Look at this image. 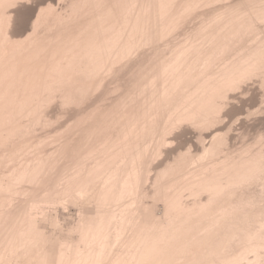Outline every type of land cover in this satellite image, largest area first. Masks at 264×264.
Returning <instances> with one entry per match:
<instances>
[{"label":"rangeland","instance_id":"1","mask_svg":"<svg viewBox=\"0 0 264 264\" xmlns=\"http://www.w3.org/2000/svg\"><path fill=\"white\" fill-rule=\"evenodd\" d=\"M60 1V0H59ZM58 0H30V1H23V2H19L17 5H15V7H14V9H15V12H16V14H14L15 16H14V24H13V31H14V34L16 35V39H25L32 31H31V29H32V25L34 24L33 22L36 20V18H37V15L40 13V11L41 10H43V9H45V8H47L48 6H52L55 10H58V11H62V9H64V7H66L65 9H67V8H69V4H70V2L72 1V0H61L60 2H59ZM152 1V3H151V6H153L154 8H152V13H153V16L155 17V19L152 21L150 18V16L152 15V13L150 12V11H148V12H146L145 13V15L147 14V13H149L150 15H147V17L146 16H144L143 18L145 19L146 18V21H148L149 19L151 20H149L148 21V23L146 22V23H144L143 24V26L144 25H148V27L147 26H144L143 28H141L142 27V25L140 26V29H139V31H141V29H142V31L144 30H147L146 32H142L141 31V33L138 31V35H137V32H135V35H133L134 37V42H136L137 40V43H135V44H137L136 46H139V47H137V51H136V49L134 50V52H135V54L133 55V52H132V54H131V56H130V54H129V56L131 57H127L128 55H126V56H122V57H120V56H118V58H116L115 60H116V62H115V60L113 59V62L114 63H112V64H114V68L115 69H113V71H112V73L111 74H109V73H102L101 74V76L100 77H102V78H99V79H96L95 81H93V85L95 86H91L92 87V89H91V87H89L88 89L90 90V92H88L87 90L88 89H86V90H84V92H82L81 94H83L84 95V93H89L87 96H86V94L84 95V96H82L81 94H79L80 95V99H78L77 97L79 96H75V98H73L72 99V102L71 103H73L72 105L70 104V103H67L68 104V106H67V104L65 103V101H64V99L62 98V96L60 95V94H56V96L50 101V104H48V105H46V106H44V107H46L47 109H45V110H43L42 112H44L43 113V116H44V118L45 117H48V118H46L45 119V121H47L46 123H44L45 121H41V122H39V123H37V125L34 127V125L31 127L32 129H33V127H34V131L32 132L31 131V128H30V132H31V134H32V137H31V135H30V132H28L26 135L28 136H24L25 138V140H30L31 141V146L30 147H26L25 148V150L24 151H22L21 152V155L19 154V152L18 151H16L15 150V152H18V153H14V150L12 151V150H10V151H8V152H10V153H8V155L6 156V158H5V160H4V162H3V164L0 166V174H2V175H0V176H2V177H0V181L2 182V183H4V185L6 186L7 184V186L9 187V185H10V187L7 189V187H5V188H3L2 189V191L5 189L6 191H5V195H6V193H7V195L9 196V194H10V196H9V200H8V202H10L11 204H9L8 202H7V204H6V201H5V203H0V210H2V208H4L5 210H7V205H8V207H9V209H8V211H7V213H9V211H10V213L9 214H7L6 212L4 213V209L2 210L3 211V213L4 214H6L5 216H2L3 215V213H2V217H4V220H1V222L3 223V224H5L4 225V227H2L3 226V224L2 223H0L1 225H0V242H1V247H0V255H2V253H3V258L5 259V255H7V257L9 258H6V261H9V262H7V264L8 263H10L11 261H12V259H13V257L15 258V259H13V261L10 263V264H44L45 262H47L46 264H55V262L56 261H58V255H59V251H60V249H61V251L63 252H65V250H66V255L68 254V256L67 257H64L63 258V256L65 255V254H61L60 255V258H62L63 260V262L61 261V259H60V261H61V263L63 264H71V262H73L74 260H76V262L74 261L72 264H93L94 263V261H95V259H96V255H97V257H98V255H99V253L102 251V245L105 243H107V245H105V247H103V249H104V255L103 256H101L100 255V257L102 258V260H98L99 261V263L98 264H109L108 262H109V256H110V259H111V257H112V262H111V260H110V263L111 264H122V261L124 262V264L126 263V264H128L130 261L132 262H130L129 264H150L151 262H152V260L151 261H149L150 260V258H153V262L151 263V264H161V262H159L160 261V258H157L158 257V255L159 254H157V252H159V248H161V247H159V248H157L158 247V245L159 246H161L160 244V242L157 240L159 237L161 238V237H163V234L166 236V238L168 239V237H170L173 233H172V230H173V228L174 227H171V226H173V223H174V225H176V227L175 228H178V227H180V226H183V223H182V221H189V222H192V224L191 223H188V224H191L193 227H192V229H194V230H192V229H190V231L192 232H190V231H188V232H186L187 230H188V228H187V226L188 225H186V224H184V228L185 229H187V230H185V232L187 233V235H185V233L183 234H179V238L180 239H178V243H180V247L181 248H183V250H176V248L174 247V249L175 250H173V251H168L167 252V254L166 255H168V257H167V259H169L170 257L171 258H173V259H171L170 258V260L168 261L166 258H164V256H162L165 260H163L164 262V264H188V262H191V264L194 262L195 264H197L196 262H198V264H199V262H203V263H200V264H204L206 261V263L205 264H213V262H214V264H223V263H221L220 262V260L219 259H226L227 258V260H228V258L231 256L230 254L232 253V255H236V257H237V255H239L238 256V258H239V260H238V263L235 261L234 263H232L233 262V260H232V258H231V260H232V262H231V260H230V262H228L229 264L230 263H232V264H240L241 263V261L243 262V263H241V264H264V255H257V254H264V246H263V244H264V236H263V234L261 235V236H256L257 235V231H258V235L259 234H261L262 233V231L264 232V220H262V218H263V216H262V214L264 215V63H262V61L264 60V17L262 16V14L264 15V6H261V5H264V0L262 1V0H256L257 1V3L255 4V2L253 3L252 1H250L249 0V2H252V4L251 3H249L248 2V0H237V1H239V3L240 4H235V2H233V1H236V0H216L215 2H214V0H194V1H192L191 3L193 4H191V6H190V10H189V7H186V6H189V4L188 5H186V2L188 1V0H173L172 1V3H174L175 1H176V3L178 2V4H175L174 3V5H173V7L172 8H174V6H176V7H178V9L180 10H183V11H179L180 12V14H179V17H178V14H177V12L173 9V10H171L172 8H170V10L169 9H167L166 11L165 10H163V11H165V12H163V14L162 15H160L161 14V12H160V14H158V11H157V8L156 7H158L159 5H158V3L157 4H155L156 6H154L153 4L156 2V0H151ZM186 1V2H185ZM191 0H189L188 1V3L190 2ZM195 1H196V3L197 4H195ZM210 1V2H209ZM232 2V4H231V2ZM236 1V3H238ZM183 2V4H184V6H183V4H181ZM199 2H201V3H199ZM204 2V3H203ZM242 2V3H241ZM243 2H244V5H241V4H243ZM249 4H251V5H249V6H251V7H246V5H248V3ZM260 2V3H259ZM205 3H207V5L205 4ZM209 3V4H208ZM219 3V4H218ZM235 4V6L237 7V9H238V11L237 10H233V8H235L234 7V4ZM194 4H195V9L192 7V6H194ZM200 6H199V5ZM203 4V5H202ZM221 4H222V6H221ZM226 4V6L224 7V5ZM228 4V5H227ZM231 4V6H232V8H230V5ZM259 4V5H258ZM186 5V6H185ZM214 5V6H213ZM242 7H241V6ZM180 6V7H179ZM182 6V7H181ZM199 6V7H198ZM211 8H210V7ZM229 6V7H228ZM244 6V7H243ZM255 6L256 7H258V8H255ZM57 7V8H56ZM198 7V8H197ZM209 7V8H208ZM219 7V8H218ZM260 7H262V9L260 8ZM155 8H156V13L157 14H155L154 12H155ZM186 8V9H185ZM187 8H188V11H187ZM202 8H204V9H202ZM242 8H245V12L242 10ZM247 8L249 9V10H247ZM260 8V9H259ZM18 9V10H17ZM154 9V10H153ZM176 9V8H175ZM178 9H176L177 11H178ZM193 9V10H192ZM198 9V10H197ZM216 9V10H215ZM225 9V10H224ZM233 10V11H231V12H228V11H226V10ZM255 9V10H254ZM160 10V9H159ZM169 10V11H168ZM184 10H186V11H184ZM192 10V11H191ZM196 12H195V11ZM218 10H219V12L221 13V15H218L219 13H218ZM258 10V11H257ZM174 11V12H173ZM213 11V12H212ZM215 11H217V12H215ZM223 11H224V13H223ZM243 11V12H242ZM249 13H248V12ZM252 11H255V12H257V13H255V12H252ZM171 14V15H169V13ZM178 12V13H179ZM206 12V13H205ZM210 12V13H209ZM226 12V13H225ZM236 12V13H235ZM238 12V13H237ZM242 12V14H240ZM260 12V13H259ZM263 12V13H262ZM165 13H166V16L169 18H167L166 16L165 17H163L164 15H165ZM187 13H189L190 15H188ZM191 13H193V14H191ZM212 13V14H211ZM229 13V14H228ZM231 13V14H230ZM247 13V14H246ZM254 13V14H253ZM157 16V19H156V16ZM172 18V20H171V18L168 16V15ZM175 14V15H174ZM177 14V15H176ZM206 14V15H205ZM215 14V15H214ZM224 16H223V15ZM225 14H227V15H225ZM238 14V15H237ZM256 14H259V15H256ZM184 16V18H183V16ZM231 15V17H228V16H230ZM234 15V16H233ZM235 15L237 16V17H235ZM243 15V16H242ZM248 15H251V16H248ZM153 16H152V18H153ZM159 16V17H158ZM160 16L161 17H163L161 20H160ZM173 16H174V20H173ZM214 16H215V18H214ZM222 18H221V17ZM239 16V17H238ZM249 17V18H243V17ZM257 16V17H256ZM150 17V18H149ZM186 17V18H185ZM209 17H213V18H209ZM216 17L218 18V19H216ZM241 17V18H240ZM251 17V18H250ZM149 18V19H148ZM164 18H166L165 20H164V22L162 21ZM179 20H177V19ZM180 18V19H179ZM182 18V19H181ZM221 18V19H220ZM232 18H234V20L232 19ZM236 18V19H235ZM243 18V19H242ZM254 18H256V19H254ZM148 19V20H147ZM207 19H209V20H207ZM210 19H212L213 21H211ZM221 21H220V20ZM228 19V21H230V22H226L225 20H227ZM230 19H232V20H230ZM238 19V20H237ZM247 19H252V21H246ZM159 20V21H158ZM167 20V21H166ZM169 20H171V22H169ZM207 20V21H206ZM215 20H218V22H216ZM244 20V23L242 22ZM155 21V22H154ZM161 21V22H160ZM166 21V22H165ZM181 21H183V22H181ZM205 22V24L203 23V22ZM220 21V22H219ZM227 23V24H225V22ZM234 23H233V22ZM236 21V22H235ZM241 21V22H240ZM256 21V22H255ZM257 21H259V22H257ZM156 22H157V24H156ZM202 22V23H201ZM212 22H214V25L215 26H212L213 25V23ZM216 22V23H215ZM222 22V23H221ZM232 22V23H231ZM151 23V25H153L152 27H155V28H152L149 24ZM152 23H155V24H152ZM161 23V27H160V24ZM164 23V24H163ZM167 23V24H166ZM174 23V24H173ZM176 23V24H175ZM182 23V24H181ZM206 23H207V25H206ZM212 23V24H211ZM224 23V25H222ZM237 23V24H236ZM249 23H251V26L250 27H248L249 25ZM164 25V28L162 27L163 25ZM169 24V25H168ZM173 24V25H172ZM201 24H204V26L203 25H201ZM242 24H243V26H242ZM255 26H254V25ZM156 25V26H155ZM157 25H159L158 27H157ZM172 25V26H171ZM174 25H176V26H174ZM179 25H180V27H179ZM211 25V26H210ZM221 25V26H220ZM231 25V26H230ZM234 25H236V26H234ZM239 25H241V26H239ZM244 25H248L247 27L246 26H244ZM167 26H169V27H167ZM174 26V27H173ZM201 26V27H200ZM217 26L219 27L220 26V28H217ZM228 26V27H227ZM145 27H147V28H145ZM161 28V29H163V30H161V29H159V31H158V29L157 28ZM171 27H173L174 28V31L172 30V29H170ZM200 27V29H198ZM208 27V28H207ZM210 27V28H209ZM212 27H213V30H212ZM215 27V28H214ZM225 27V28H224ZM233 27V28H232ZM234 27H236V28H234ZM242 27V28H241ZM245 27V28H244ZM152 28V29H151ZM203 28V29H202ZM204 28L206 29V31L204 30ZM230 28V30H228ZM232 28V29H231ZM246 28H247V30L250 28V31H248L247 32V30H246ZM253 28V29H252ZM257 28V29H256ZM260 30H259V29ZM151 29V34L149 35V33L150 32H148L149 30ZM164 29H166V30H164ZM169 29V30H168ZM176 29V30H175ZM198 29V30H197ZM202 29V30H201ZM216 29V30H215ZM237 29H238V31H237ZM240 29V30H239ZM157 30V32H158V34H160V36H161V38L160 37H157L158 35H157V32H155ZM167 30H168V33H167ZM171 30H172V32H171ZM195 30V31H194ZM215 30V31H214ZM218 30V31H217ZM244 30H245V32H244ZM256 30V31H255ZM154 31V32H153ZM160 31H162V32H160ZM164 31H166V32H164ZM200 31V32H199ZM203 31H205L204 33H203ZM208 31V32H207ZM211 31V32H210ZM226 31V32H225ZM233 32L232 34L230 33V37H228V34H229V32ZM239 31L241 32V33H239ZM253 31V32H252ZM261 31H263V32H261ZM19 32V33H18ZM152 32L154 33V34H152ZM170 32V33H169ZM206 32H207V34H206ZM215 34H214V33ZM217 32H219V33H217ZM223 32H225L223 35H222V33ZM235 32V33H234ZM237 32V33H236ZM259 32V33H258ZM29 33V34H28ZM143 33L145 34L144 36H147V38L145 39L144 37H143ZM147 33V34H146ZM164 33V34H163ZM165 33H167V34H165ZM194 33V34H193ZM211 33V34H210ZM227 33V34H226ZM259 34V35H257V34ZM139 34H141L140 36H139ZM172 34H174V35H172ZM192 34H193V36H192ZM196 34H197V36H196ZM199 34V35H198ZM202 34V35H201ZM209 34V35H208ZM216 35V37L214 36V35ZM233 34L236 36V37H234L233 36ZM247 34V35H246ZM256 34V35H255ZM126 35V37L128 36L127 34H125ZM125 35H124V38H126L125 37ZM137 35V36H136ZM154 35H155V37H156V39H154L153 40V38L152 37H154ZM167 35V36H166ZM226 35V36H225ZM239 35V36H238ZM21 36V37H20ZM150 36V37H149ZM165 36V37H164ZM169 36H170V39H169ZM195 36H196V38H195ZM203 36V37H202ZM205 36H206V38H205ZM218 36V37H217ZM221 36V37H220ZM231 36H233V38H235L236 40L234 41V39H231L232 37ZM254 36H256V37H254ZM148 37H149V40H147L148 39ZM154 37V38H155ZM163 37V38H162ZM191 40L193 37L197 40V42L195 43L194 41H196L194 38L191 40V41H193V42H191L190 43V40H187V41H189V46L191 47L190 49H189V47H188V45L186 44V39H188V38ZM212 37V38H211ZM224 37V38H223ZM225 37H228L227 38V40H226V38ZM254 37V38H253ZM257 37H259V38H257ZM151 38V39H150ZM203 38V40L201 41V39ZM238 38V39H237ZM244 38V39H243ZM249 38V39H248ZM257 38V39H256ZM143 40V44L141 43L142 42V40ZM173 39V40H172ZM199 39H200V41H201V44H199L198 42H199ZM206 39H208V42L209 41H211L210 43L211 44H214V43H216L217 44V46L219 47V45H221L222 46V44L224 45V44H228L227 42H229L228 41V39L231 41V44L232 45H230V44H228V45H224V46H220L221 48H226L224 51V53H223V55L221 54V51H220V48H219V54H220V56H219V54H218V58H217V56H215V53H217V51L216 52H213V53H211V54H209L210 52L208 51V50H210V47H211V50H213V51H215V49L217 48L216 47V44H214L215 45V49H212V48H214V46L212 45H207V44H204V43H202L203 41H206ZM213 39H216V42H214L213 41ZM220 39V40H219ZM221 39H222V44L220 43V41H221ZM225 39V40H224ZM242 39V40H241ZM257 40V42H256V40ZM159 40V41H158ZM165 40H167L166 42L167 43H164L163 41H165ZM169 40H171V42L169 41ZM240 42H239V41ZM260 40H262V41H260ZM150 41H151V43H150ZM173 41H175L174 43H173ZM226 43H225V42ZM246 41H247V43H246ZM250 41H251V43H250ZM139 42V43H138ZM149 42V43H148ZM156 42V43H155ZM158 42V43H157ZM162 44H161V43ZM168 42L169 43H171V44H168ZM184 42V43H183ZM208 42H206V43H208ZM181 43V44H180ZM193 43H194V45H193ZM249 43V44H248ZM150 44V45H149ZM159 44V45H158ZM182 44H184V45H182ZM199 46H198V45ZM237 44H238V47H237ZM244 44V45H243ZM245 44H247V46L245 45ZM257 44V45H256ZM263 44V45H262ZM140 45H141V47H140ZM155 46V47H153L152 48V46ZM163 45H165V46H163ZM182 45V47H180ZM203 45V47H201ZM208 46L209 48H206V52L204 53L203 51V53L205 54V58H204V54L202 53V52H200L201 50H202V48H204L205 49V47L204 46ZM135 46V47H136ZM146 46V47H145ZM149 46V47H148ZM162 46V47H161ZM173 46V47H172ZM184 46V47H183ZM195 46H197V47H195ZM206 46V47H207ZM230 48H232L231 49V51H230V49H229V47ZM234 46H236V47H234ZM243 46H245V47H243ZM256 46H258V47H256ZM162 48L161 50L159 49L158 50V48ZM171 47V48H170ZM180 47V51H182L181 49L183 48V51H184V55H183V51H182V53L181 52H179L178 51V53L176 54L177 56H179L178 54H181V56L183 55V57H181V59L183 58L184 60L186 59H188L189 58V54L187 55L186 54V56L187 57H184L185 56V50L187 49V47H188V50H187V52H189L191 49L193 50H195V48H199L200 47V51H199V49H196V51H197V54L195 53H193V54H191L192 52H196V51H192L191 50V55H195L196 57H195V59L198 57V58H200L201 57V59L203 58V60L205 61V59H206V61H208V63H206V62H204V63H206V65L203 63V60H201V59H199L198 61L199 62H197V59L196 60H194L193 61V58H194V56H191L188 60L190 61V62H195V63H189L190 65H192V64H195V66L194 65H192V66H189V64H188V66L190 67V69H189V67L187 66L186 68H188V71L187 72H185L184 71V69H185V64L187 65V63H188V61H187V63H186V61H184V60H182L181 61V63H183V61L185 62L184 63V65L182 66L183 67V69H180L181 68V66H179V65H173V66H175L174 68H173V70H175V69H177V67L179 66V68L177 69L178 71L179 70H182L183 71V73H184V75H183V73H182V71H180V74H179V76L178 75H175V76H177L176 77V80L177 79H182L181 81H180V83H181V85H180V83H178V81L179 80H175V79H173V75H172V73H171V75H166L165 74V80H166V77H167V80H170V77H172L171 79L174 81V82H176V83H178L179 85H175L176 83H174L172 80L170 81L171 82V84H172V82H173V85L174 86H177L176 88H177V91H176V88L174 87V89H172L173 88V86H169V87H172L171 89L172 90H169V88H167L168 87V85L166 84V82H168V81H165L164 80V78H162L161 76V74L162 73H165L164 71H162L161 72V70L164 68V65H165V61L166 60H168V61H166V63H168L170 60H169V58L168 57H170V56H167V55H170V53H173L174 52V50L176 49L177 50V48H179ZM194 47V48H193ZM228 47V48H227ZM248 49H247V48ZM253 48V49H251V48ZM255 47H256V49H255ZM260 47V48H259ZM144 48V49H143ZM146 48H147V50H146ZM167 48V49H166ZM173 48V49H172ZM175 48V49H174ZM184 48H186L185 50H184ZM236 48V49H235ZM239 48H240V50H239ZM141 49H143L142 51H141ZM148 49H150V50H148ZM157 49V50H156ZM203 49V50H204ZM228 49V50H227ZM262 49V50H261ZM153 50V51H152ZM165 50V51H164ZM166 50H168V53H165V55H163L164 54V52H166ZM173 50V51H172ZM179 50V49H178ZM216 50H218V49H216ZM222 50V49H221ZM232 50H234V52L232 51ZM238 52H236V51ZM248 50H250V51H248ZM251 50L253 51V52H255V54H253L252 55V52H251ZM257 50V51H256ZM144 51V52H143ZM155 51V52H154ZM161 51V52H160ZM227 51V52H226ZM244 51V52H243ZM139 52H141L140 54H138ZM148 52V53H147ZM151 52V53H150ZM160 52V53H159ZM170 52V53H169ZM207 52H208V54H207ZM228 52H230L231 54H229ZM233 52V53H232ZM240 52V53H239ZM242 52V53H241ZM246 52V53H245ZM250 52V53H249ZM153 53V54H152ZM156 53V54H155ZM234 53H235V55H234ZM249 53V54H248ZM259 53V54H258ZM139 56H138V55ZM158 54V55H157ZM174 54V55H175ZM199 54V55H198ZM213 54H214V56H213ZM224 54H225V57H223V58H221L220 60H221V63H220V60H218L220 57H222V56H224ZM227 54V55H226ZM237 54V55H236ZM242 54V55H241ZM250 54H251V56H250ZM134 57H133V56ZM135 55H137V57H139V58H136V56ZM143 55V56H142ZM148 57V59L150 60V62L148 61V59L145 57ZM152 55H154V56H152ZM172 55V54H171ZM175 55V56H176ZM208 55V56H207ZM212 55V56H211ZM217 55V54H216ZM244 55V56H243ZM255 55V57L258 59V61L256 60V58L254 57V59L252 58L253 56ZM141 56H142V61L141 60H139L140 58H141ZM150 56V57H149ZM161 58H163V60H164V57L165 56H167V58H166V60L165 61H163V60H161L163 63H164V65L162 64H160L161 62H159L160 60L159 59H161ZM174 56V57H175ZM177 56H176V59H177ZM203 56V57H202ZM209 56H210V58H209ZM228 56V57H227ZM231 56H233V57H236V58H234L235 60H233V58L231 57ZM133 57V58H132ZM153 59H152V58ZM159 57V58H158ZM212 57H216L215 58V60H217L218 61V63H216V64H214L213 62V64L214 65H211L212 63H211V61H212ZM231 57V58H230ZM248 57H250V58H248ZM261 57V58H260ZM121 60H120V59ZM127 58V59H126ZM128 58H130V60L128 61ZM138 59V61H136V59ZM144 58V59H143ZM172 58H173V55H172ZM172 58H170V59H172ZM180 58V56L178 57V59ZM192 58V59H191ZM232 59L233 60V62L236 64V66L237 67H239V64H240V62H241V65H240V68L241 69H243V70H241L240 68H237L235 65H234V63L232 62V60H230V59ZM238 58H240V60L242 59L243 60V62H242V60L241 61H239V59ZM246 58L247 59H249V62H251L250 60H252V62L253 63H255V62H257V64H252V62L251 63H249V62H247V63H249L248 64V66H247V64H245L246 62L245 61H247L246 60ZM124 59V60H123ZM134 59V60H133ZM159 60V61H156V60ZM175 59V58H174ZM180 59V60H181ZM208 59H210V62H209V60ZM245 59V60H244ZM261 59V60H260ZM214 60V59H213ZM123 61L125 62V61H127V62H125V63H123ZM171 61H174V60H171ZM200 61H202V62H200ZM216 61V62H217ZM239 61V62H238ZM259 61H261V62H259ZM118 62V63H117ZM121 64H120V63ZM132 62V63H131ZM142 62H143V64H142ZM158 62V63H157ZM176 62V61H175ZM227 62V63H226ZM231 62V63H230ZM237 62L239 63V64H237ZM264 62V61H263ZM116 63V64H115ZM127 63V64H126ZM131 63V64H130ZM141 63V64H140ZM145 63V64H144ZM148 65H147V64ZM157 63V65L159 64V66H157V67H159V68H157L156 67V64ZM173 63V62H172ZM171 63V64H172ZM177 63H178V61H177ZM210 63V64H209ZM229 63V64H228ZM232 63H233V65H232ZM259 63V64H258ZM260 63H262V64H260ZM122 64H124V66H122ZM127 65V67H126V65ZM153 64H154V67H153ZM180 64V63H179ZM197 64V65H196ZM203 64V65H202ZM211 65V66H209V65ZM222 64V65H221ZM225 64H227V65H225ZM243 64V65H242ZM244 64H245V67H244ZM253 65L254 66V69H253V66H249V65ZM118 65V66H117ZM120 65L122 66L121 68H120ZM129 65V66H128ZM140 65V66H139ZM180 65H182V64H180ZM230 65H232V67L233 68H231V67H229ZM257 65V66H256ZM143 66V67H142ZM145 66V67H144ZM147 66V67H146ZM208 66V67H207ZM218 66V67H217ZM246 66H247V68H246ZM260 66V67H259ZM136 67V68H135ZM152 67V68H151ZM161 67H162V69H161ZM191 67H192V69H196V70H191ZM195 67V68H194ZM197 67H199V70H198V68ZM203 67L204 68H207V69H203ZM209 67H210V69H209ZM217 67V68H216ZM222 67V69H223V67H225L223 70L222 69H220ZM118 68V69H117ZM123 68V69H122ZM126 68V69H125ZM133 68V69H132ZM140 70H139V69ZM155 68V69H154ZM202 68V69H201ZM215 68H216V70H215ZM228 68H229V70L231 71V73H229L228 71ZM231 68V69H230ZM235 68H237V70H238V73L237 74H235V71H237ZM246 68V69H245ZM259 68V69H258ZM120 69V70H119ZM122 69V70H121ZM156 70V71H153V70ZM161 69V70H160ZM219 69V70H218ZM251 69H253V70H251ZM127 70V71H126ZM133 70V71H132ZM137 70V71H136ZM141 70H142V72H143V70H144V72L142 73L141 72ZM151 70H152V72H151ZM157 70H159V73L161 72V76H159V78H157L158 76H156L155 74H156V72L158 73V71ZM187 70V69H186ZM190 70V71H189ZM204 70L206 71L205 73H203L204 72ZM207 70H210L209 72L210 73H208L209 74V77L210 76H212V77H210V80L212 81V82H209V81H207L208 80V75H206L207 74ZM221 70V71H220ZM227 70V73H228V75H230L229 77L231 78V76L233 75V73L235 74L234 76H232V78H231V80H230V82L232 81V79H233V82H235V83H229L228 84V82H229V80H228V75H227V77H225L226 76V74L227 73H225V71ZM244 70H248V72H246V71H244ZM255 70H256V72H255ZM118 71V72H117ZM176 71V70H175ZM177 71V72H178ZM192 71V72H191ZM193 71H195V72H193ZM199 71V72H198ZM202 71V72H201ZM216 71H217V73H216ZM220 71V72H219ZM222 71H224V72H222ZM244 71V72H246V73H249V72H252V73H249L248 75H246V73H242V72ZM120 72V73H119ZM128 72V73H127ZM136 72H137V74H136ZM170 72V71H169ZM201 72V73H200ZM212 72H213V74H212ZM222 72V73H221ZM241 72V74L239 75V73ZM254 72V73H253ZM114 73V74H113ZM115 73H116V75H115ZM135 73V74H134ZM143 74V77H142V74ZM144 73L146 74V73H148V75H146L147 77H145V75H144ZM181 73H182V75H181ZM190 73V74H189ZM198 73H200V74H204L203 76L206 78V81L208 82V83H210V84H208L206 81H205V83H207L206 85H204V83H203V81H204V77L203 76H200L201 78H203V81H201L203 84H201V83H199L200 82V80H202L200 77V79H198V75H200V74H198ZM219 73V74H218ZM223 73L225 74V76L223 75ZM104 74V75H103ZM113 74V76H111ZM126 74V75H125ZM129 74V75H128ZM141 74V75H140ZM151 74H154L155 75V77L158 79H156V78H153V79H156L157 81H155L154 83L152 82V75ZM168 74H170V73H168ZM173 74H176V72L175 73H173ZM192 74V75H191ZM194 74H196V75H194ZM198 74V75H197ZM220 74H221V76L222 77H220ZM242 74L243 75H246V76H244V77H242ZM108 75V76H107ZM115 75V76H114ZM132 75V76H131ZM140 75V79H141V77H142V79H144V82L145 83H147L148 82V85L147 84H145L144 82H142V81H140V79H139V77L138 76ZM151 75V76H150ZM158 75V74H157ZM164 75V74H163ZM181 75V76H180ZM186 75H187V77H189L188 79H190L189 81H188V79L186 78ZM189 75V76H188ZM217 75V76H216ZM236 75H238V76H240L241 78H238V76L236 77ZM128 76V77H127ZM170 76V77H169ZM190 76L193 78V77H195L196 78V80H195V78H193V79H191L190 78ZM217 78V79H215V77ZM225 78H224V77ZM104 77H105V79H104ZM114 79H113V78ZM124 77H126V78H124ZM131 77H132V79H133V81H130V79H131ZM134 77H137L135 80H134ZM145 77V78H144ZM150 77V78H149ZM168 77H169V79H168ZM179 77V78H178ZM185 79V81H184V79ZM130 78V79H129ZM162 78V79H161ZM175 78V77H174ZM214 78V79H213ZM220 78V79H219ZM221 78H222V81H223V78H224V83H223V85L222 84H220V83H222V81H221ZM244 78V79H243ZM102 79H103V81H102ZM108 79V80H107ZM117 79V80H116ZM131 79V80H132ZM139 79V81H137ZM141 79V80H142ZM148 79V80H147ZM159 79H161V80H159ZM220 80V82H219V80ZM239 79V80H238ZM240 79H241V81H240ZM112 80V81H111ZM194 80H195V82H194ZM226 80L228 81L227 82V85L228 86H226L225 88L223 87L224 85H225V82H226ZM104 81H105V83H104ZM149 81H151L152 83H150ZM163 81H164V83L165 84H163ZM194 83H193V82ZM199 83H197V82ZM238 81L240 82V83H238ZM108 82V83H107ZM125 82H126V84H125ZM157 82H159V83H157ZM162 82V83H161ZM184 82H187V83H185L184 84ZM192 82V83H191ZM95 83V84H94ZM96 83H97V86H96ZM100 83H103V85H99ZM129 83V84H128ZM132 83H134V87H133V84ZM135 83H136V85H135ZM139 83H141V84H139ZM149 83H150V85L151 84H153V87L156 89V90H158L157 92L156 91H154V89L153 90H150L151 88H153V87H150V89L148 88V86H150L149 85ZM156 83V85H154ZM189 83V84H188ZM197 83V84H196ZM118 84V85H117ZM128 84V85H127ZM144 84V85H143ZM160 84H162V85H160ZM170 83H169V85H171ZM192 84V86H190ZM196 84V85H195ZM201 84V87H202V85H204V87L205 86H209V85H214V86H211V88L209 89V91H211V90H213V94H211L210 92H208V90H205V88H207V87H205V88H203V91L202 92H205V91H207V93L209 94L210 93V95H211V97L214 95V94H216L217 93V91H218V89L217 88H220L221 87V91H223V92H221L220 90V92H219V94L217 93V95H216V99L215 98H213L214 100H212V101H214L213 102V105H214V107L213 106H211L212 105V103H211V101H209V100H211L212 98H210L209 100H207V93L204 95V93H202L201 92V90L199 91L198 90V88H200V86H197V85H200ZM218 84H219V87H218ZM230 84L232 85V86H235L236 85V87H231V89L229 88L230 87ZM235 84V85H234ZM239 84V85H238ZM111 85V86H110ZM125 85V86H124ZM127 85V86H126ZM129 85H131V86H129ZM143 85V86H142ZM158 85V86H157ZM165 87H164V86ZM167 85V86H166ZM194 85V86H193ZM99 86H101V87H99ZM117 86V87H116ZM122 86H124V88L122 87ZM137 86V87H136ZM138 86H140V88L138 87ZM186 86V87H185ZM190 86V87H189ZM196 86V87H195ZM217 86V87H216ZM98 87V88H97ZM104 87V88H103ZM112 87V88H111ZM122 87V88H121ZM130 88V90L128 89V88ZM133 87V88H132ZM144 87H147L151 92H156V93H154V94H156V96L154 95L153 97L151 96V95H153L147 88H146V90H148L149 91V93H151L150 95H149V93H148V91L146 92V90L145 89H143ZM157 87H163L162 88V90H161V88H160V90L162 91V93H164V92H167V91H165V89H167L169 92H170V94H168V93H166V95H164L163 94V96L162 95H160L161 94V91L159 90V88H157ZM216 87V88H215ZM93 88H95V89H93ZM108 88V89H107ZM113 88H115V89H113ZM121 88V89H120ZM135 88V89H134ZM137 88V89H136ZM197 88V89H196ZM100 89V90H99ZM111 89V90H110ZM113 89V90H112ZM130 91V94H129V91ZM142 89V90H141ZM163 89H164V91H163ZM180 89V90H179ZM201 89V88H200ZM217 89V90H216ZM95 90V91H94ZM103 90H104V92H103ZM108 92H106V91ZM116 92H115V91ZM124 90H125V93H124ZM134 90H137V92L135 91L134 92ZM141 90V92H142V94H141V92L139 93V91ZM184 90H186V92L184 91ZM192 90H195V91H193L192 92ZM196 90H198L197 92H199V93H196V95L198 94V96H196V97H198L199 98V101H197L198 100V98H196L194 95H193V93L194 92H196ZM215 90H216V92H215ZM93 91V92H92ZM109 91H110V93H112L111 95H109L110 93H109ZM160 91V92H159ZM172 91H175V93H173ZM180 91H182V92H180ZM183 91H184V93L185 94H183ZM189 91L192 93V94H190V97H191V95H193L194 96V98L193 97H191L193 100H196V104L198 105V107L199 106H201V108H199V111L197 110L196 111V107H197V105L195 104V103H193V105H195V106H191V105H188L189 103H191L192 104V102H193V100L191 101V98L189 97V95H187L188 93H189ZM99 92V93H98ZM103 92V93H102ZM105 92H106V95H105ZM132 92V93H131ZM135 94H134V93ZM145 92H146V94H145ZM158 92L160 93V94H158ZM177 92H178V94L180 93L181 94V98L183 97V96H185V98L183 97L182 99L184 100V99H186V95H187V97H189V98H187V102L188 101H191V102H183V100L181 99V101L183 102H181L180 101V97H178L179 95L177 94ZM227 92V93H226ZM90 93H92V95H90ZM128 93V94H127ZM137 93V94H136ZM138 93H139V96H138ZM144 93V94H143ZM148 93V94H147ZM226 93V94H225ZM101 94H104L105 96H103V95H101ZM120 94H121V100L120 101H122V103H123V106H125L124 105V103L126 104V106H125V109H124V107H122V106H120V102H119V100H115V99H118V97L120 98ZM158 94V95H157ZM174 94V95H173ZM182 94H183V96H182ZM221 94V95H220ZM60 95V96H59ZM94 95H95V97H94ZM114 95V96H113ZM128 95H130L131 97L132 96H134V97H130L129 98V96L127 97ZM145 95H147V96H145ZM178 95V96H177ZM199 95H202V96H200L199 97ZM210 95H208L209 97H210ZM82 96V97H81ZM86 96V99L84 98ZM91 96V97H90ZM116 96H117V98H116ZM123 96H125V97H127V98H125V97H123ZM137 96H138V98H137ZM143 96V97H142ZM149 96V97H148ZM151 96V97H150ZM158 96H160L161 98L162 97H166V98H163V99H166V100H163V99H160ZM217 96H219V97H217ZM222 96H224V97H222ZM59 97H60V99H59ZM94 97V98H93ZM105 97V98H104ZM140 97V98H139ZM142 97V98H141ZM167 97H168V99H167ZM169 97H170V99H169ZM175 97V98H174ZM178 97V98H177ZM206 98L205 100H203V102H204V104L206 105H204L203 104V102L201 103V101H202V99L201 98ZM220 97H222V98H220ZM61 98H62V100H61ZM83 98V99H82ZM92 98V99H91ZM108 98H110V99H108ZM145 98L146 99H148V102L149 101H152V102H149V104H148V102H146L147 100H145ZM150 98V99H149ZM152 98H154L153 100H151ZM156 98H158V100L159 101H157L156 100V102H155V99ZM196 98V99H195ZM76 101H75V100ZM95 99V100H94ZM105 99H108V100H105ZM112 99L114 100V101H116V103L114 104V102H112ZM126 99V100H125ZM131 99V100H130ZM175 99V100H174ZM83 100V101H82ZM102 100V101H101ZM104 100V101H103ZM144 100H145V103H144ZM76 102V103H74V102ZM86 101V103H84ZM94 103H93V102ZM98 101H100V103L98 102ZM111 101V102H110ZM124 101H126V102H124ZM133 101V102H132ZM143 101V102H142ZM155 103H154V102ZM165 101V102H164ZM170 101V102H169ZM171 101H172V103H171ZM178 101V102H177ZM63 104H62V103ZM70 102V101H69ZM96 102V103H95ZM119 102V106H117L116 107V105H118L117 103ZM141 102L144 104H141ZM158 102V103H157ZM161 102L163 103V106L160 108V106L162 105L161 104ZM167 102H168V104H167ZM179 102L181 103V104H179ZM195 102V101H194ZM200 102V103H199ZM207 102V103H206ZM210 102V103H209ZM215 102H216V104H215ZM56 103V104H55ZM79 103V104H78ZM84 103V104H83ZM92 103L94 104V105H92ZM110 103H112L111 105H113V108H112V106L111 105H109ZM155 104V105H157V106H153V105H151V104ZM171 103V104H170ZM175 103V104H174ZM187 105H186V104ZM218 103L220 104V105H218ZM65 104V105H64ZM78 104V105H77ZM89 104H90V106H89ZM99 104H101V106L99 105ZM129 105V107H130V104L132 105L130 108L128 107V105ZM169 104H170V106H169ZM174 106H173V105ZM178 104H179V106H178ZM201 104V105H200ZM210 104V105H209ZM60 105V106H59ZM84 105V106H83ZM99 105V106H98ZM103 105V106H102ZM122 105V104H121ZM143 105V106H142ZM148 105L149 106H151V108H150V110H148V112L146 111V107H148ZM158 105H160V106H158ZM167 105H168V107H167ZM178 107H177V106ZM182 105H184V107H185V109L186 108H188V106L189 107H191L192 109H191V112L189 111L190 110V108H188V113L186 112V113H182V112H184V107L182 106ZM203 105V106H202ZM48 106V107H47ZM56 106V107H55ZM62 106V107H61ZM89 106V107H88ZM94 106V107H93ZM105 106H108L107 108L105 107ZM166 106V107H165ZM181 106H182V109H181ZM210 106V107H209ZM220 106V107H219ZM70 107H72V108H70ZM93 107V108H92ZM97 107L98 108H100V109H104V108H106V110H108L107 112H108V115H109V117L110 118H108V116L106 115V111H104L103 109V111L105 112V117L107 118V120H109L110 119V121H107V123H106V126H102V125H105V122H106V119L105 120H103L105 117H104V112L103 113H98V111H100V109H97ZM109 107H111V108H109ZM115 107V108H114ZM118 107H119V109H118ZM121 107V108H120ZM159 107V108H158ZM163 107H164V109H163ZM177 109V111H176V109ZM204 107V108H203ZM216 107V108H215ZM217 107H219L218 108V110H217ZM52 108V109H51ZM55 108V109H54ZM109 108V109H108ZM135 108H137L136 109V111H135ZM141 108H143L144 110H145V113H143L144 112V110L143 109H141ZM155 108V109H154ZM196 108V109H195ZM207 108H208V110H207ZM212 108H214L213 110H215V111H213V110H211ZM59 111H58V110ZM66 109V110H65ZM72 109V110H71ZM76 109V110H75ZM97 109V110H96ZM113 109H115V110H120L121 111V113H120V111H116V112H113L114 110ZM122 109L124 110L123 112L124 113H122ZM127 109V110H126ZM138 109H140L139 111H138ZM161 109L163 110V111H161ZM170 109V110H169ZM200 109H202L201 110V112H200ZM205 109L207 110V113L205 112ZM56 110H57V112H56ZM63 110V111H62ZM70 110V111H69ZM80 110V111H79ZM87 110V111H86ZM97 111V112H95V111ZM102 110H101V112H102ZM110 110V111H109ZM111 110H112V112H111ZM132 110H133V112H132ZM151 110H153V111H151ZM155 110V111H154ZM180 110V111H179ZM194 110H195V112H194ZM65 111V112H64ZM78 111H79V113H78ZM130 111V118H129V114H127L128 112ZM168 111V112H167ZM171 111H175V113L174 114H172L171 113ZM203 111V112H202ZM214 112V114L212 113V112ZM47 112V113H46ZM85 112H86V114L88 115V113H89V115L88 116H86V114H85ZM92 112H94V113H96V115L93 113V115H90V113L92 114ZM109 112H110V114H109ZM117 112H119V113H117ZM132 112V113H131ZM134 112H136V113H134ZM147 112V113H146ZM155 112V113H154ZM159 114H158V113ZM177 112V113H176ZM189 112H190V114H191V116H193L192 118H191V116H190V114H189ZM200 112V114L198 115L197 113H199ZM60 113H61V115H60ZM97 113H98V116H99V114H102V115H100L99 117H100V119L99 120H97ZM111 113H112V115H111ZM163 113V114H162ZM166 113V114H165ZM168 113V114H167ZM171 113V114H170ZM194 113L196 114V116L194 115ZM202 113H203V115H202ZM211 113V114H210ZM45 114V115H44ZM50 116H49V115ZM72 114V115H71ZM78 114V115H77ZM82 114V115H81ZM114 114V115H113ZM116 114L117 115H121V118L123 119V118H126V120H125V124L123 125L124 126V128H122L123 126H122V124L124 123V119L123 120H121V118H119V116L118 117H116ZM132 114H134V115H137L136 117L138 118V119H143V117L145 118V119H143L144 120V122H146L145 120H146V118H147V120H149V121H147L146 122V124L144 123V122H142L143 123V127H145V128H143V130H140V129H142L141 128V125H142V123L140 124L139 123V125H140V127H138L139 125H137L138 124V122H141L140 120H138L137 118H135V116L133 115V116H131ZM140 114H142V115H140ZM143 114H144V116H143ZM146 114V115H145ZM147 114H148V116H149V118H148V116H147ZM153 114V115H152ZM155 114V115H154ZM160 114L162 115V116H160ZM171 115V117H169L170 115ZM183 114V115H182ZM193 114V115H192ZM207 114V115H206ZM56 115V116H55ZM66 115V116H65ZM71 115V116H70ZM95 115V116H94ZM111 115V116H110ZM128 115V117H126ZM150 115H151V120H150ZM165 115H167V116H165ZM174 117H173V116ZM184 115H185V117L186 116H188L187 118H184ZM58 116V117H57ZM80 116V117H79ZM83 116H85V117H87V118H83ZM92 116H94V117H92ZM112 116H113V118H112ZM114 116H115V118H118L117 120L114 118ZM142 116V118H140ZM147 116V117H146ZM155 116H156V118H155ZM164 116V117H163ZM176 116H178V117H176ZM183 118H182V117ZM52 117V118H51ZM75 117V118H74ZM82 117V118H81ZM89 117H91V118H89ZM98 117V118H99ZM103 117V118H102ZM133 117H134V120H135V122H136V126H132V129H134V131H135V128L137 127V129H136V131H135V134H134V131L130 128L131 127V125L132 124H135V122L134 121H132L133 120ZM164 119H163V118ZM168 117H169V119H168ZM189 117H190V120H189ZM194 117H195V119H194ZM207 119H205V118ZM56 118V119H55ZM60 118H61V120H60ZM77 118V119H76ZM89 118V119H88ZM92 118H93V120H92ZM94 118H96V119H94ZM159 119V121L158 120H156V119ZM167 118V119H166ZM172 118H173V121H172ZM198 118V119H197ZM63 119V120H62ZM75 119H76V121H78V119L79 120H81V121H79L78 123L75 121ZM84 119H85V121H84ZM103 120V121H105V122H103V121H100V120ZM127 119H128V121H127ZM130 119H131V122H134V123H131L130 122ZM166 119V121H164ZM171 119V120H170ZM179 119H184L183 121L182 120H179ZM186 119V120H185ZM193 119V120H192ZM51 120L54 122H51ZM95 120V121H94ZM114 120V121H113ZM119 120V122H117ZM142 120V121H143ZM168 120V121H167ZM178 120V121H177ZM204 120V121H203ZM57 121V122H56ZM60 121V122H59ZM73 123H72V122ZM91 121V122H90ZM92 121H94V122H92ZM97 121V123H95ZM98 121L100 122V124L98 125ZM111 121H113L114 123H112ZM121 121V122H120ZM122 121H123V123H122ZM153 123H152V122ZM154 121H156V122H154ZM164 121V123H162ZM62 122V123H61ZM70 122H71V124H70ZM86 122H88V123H86ZM90 122V123H89ZM108 122H109V124L110 123H112V124H114L115 125V122H116V127H114V126H111L110 128H109V126L110 125H112V124H108ZM128 122H130L129 124H128ZM149 122V123H148ZM161 123V124H159V123ZM174 122V123H173ZM45 125L46 124V126H45V128H44V126H43V124ZM75 123H76V125H75ZM79 123H81V124H79ZM92 123V124H91ZM93 123H94V126H93ZM104 123V124H103ZM119 123V127H121V130H123V133H122V131L120 130V128L117 126V124ZM120 123H121V126H120ZM147 123H148V125H147ZM151 123V124H150ZM165 123H167V124H165ZM205 123V124H204ZM209 123V124H208ZM53 124V125H52ZM63 124H64V126H63ZM84 124V125H83ZM89 124H90V126H92V127H90L89 126ZM128 124V125H127ZM131 124V125H130ZM149 124H150V126H149ZM155 124V125H154ZM165 124V125H164ZM38 125H40L39 127H38ZM60 127H59V126ZM73 125V126H72ZM109 125V126H108ZM145 125V126H144ZM157 125V126H156ZM159 125V126H158ZM160 125H161V128H160V135H159V132H158V130H159V127H160ZM162 125H164V126H162ZM41 126H43V127H41ZM54 126H56V127H54ZM69 126V127H68ZM78 126V127H77ZM84 126V127H83ZM96 126H97V128H96ZM100 126H102V127H100ZM127 126H129V130H131V133H132V131H133V133H132V135L130 134V131L128 130V128H127ZM148 126V127H147ZM152 126H153V128H152ZM154 126H155V128H154ZM48 127V128H47ZM51 127V128H50ZM54 127V128H53ZM65 127H67V128H65ZM74 127V128H73ZM75 127H76V129H75ZM80 127V128H79ZM103 127H104V129H103ZM147 127V128H146ZM157 127V128H156ZM168 127V128H167ZM42 128H44L43 130H42ZM85 128V130H83ZM91 128V129H90ZM92 128L94 129V132H93V130H92ZM101 128V129H100ZM107 128H108V130L109 131H107ZM126 128V129H125ZM139 128V129H138ZM38 129V130H37ZM57 131H56V130ZM67 129H69V130H67ZM80 129V130H79ZM82 129V130H81ZM97 129H99V130H97ZM115 129V130H114ZM119 129V130H118ZM144 129H145V131H144ZM157 129V130H156ZM167 129V130H166ZM36 130V131H35ZM50 130V131H49ZM59 130V131H58ZM74 130L76 131V130H79L80 131V133H79V131H76L75 133H74ZM90 130V131H89ZM103 130V131H102ZM125 130H127V131H129V132H127V131H125ZM155 130V131H154ZM162 130V131H161ZM165 130V131H164ZM49 131V132H48ZM61 131V132H60ZM65 131V132H64ZM71 131V132H70ZM83 133H82V132ZM88 131L90 132V133H88ZM107 133H106V132ZM119 131V132H118ZM140 131V132H139ZM154 131V132H153ZM167 131V132H166ZM40 132V133H39ZM43 132V133H42ZM48 132V133H47ZM56 132V133H55ZM73 133V134H70V133ZM121 132V133H120ZM127 132V133H126ZM139 132V133H138ZM142 132L144 133L143 135L145 136V137H143L141 134H142ZM148 134H147V133ZM156 132V133H155ZM41 133H42V135H41ZM53 133V134H52ZM59 133V134H58ZM66 133H68L67 135H66ZM124 133H125V135L127 136V135H131L132 136V140L134 139L136 142H137V144H136V142L135 141H132L131 139H130V135L127 137L129 140L128 141H125V140H123L126 136L124 135ZM141 133V134H140ZM156 134V136L154 135V134ZM162 133V134H161ZM49 134H51V135H49ZM76 134V135H75ZM78 134V135H77ZM81 134V135H80ZM90 134H92V135H90ZM95 136H94V135ZM96 134H98L99 135V138H98V135H96ZM122 134V135H121ZM138 134V135H137ZM152 134L154 135V136H152ZM34 135V136H33ZM45 135H46V137H45ZM84 135L86 136V137H88L87 135H89V137H88V139L86 138V137H84ZM124 135V136H123ZM147 135V136H146ZM40 136V137H39ZM54 136V137H53ZM81 136H82V138H81ZM92 136V137H91ZM101 136H102V138H101ZM105 136V137H104ZM113 136V137H112ZM138 136H139V138H138ZM152 136V137H151ZM162 136V137H161ZM26 137H27V139H26ZM37 137H39V138H37ZM76 137V138H75ZM83 137L85 138L84 139V141H85V143H84V141H82L83 140ZM94 137V138H93ZM107 137V138H106ZM116 137V138H115ZM147 137V138H146ZM31 138V139H30ZM40 138H41V140H40ZM45 138V139H44ZM52 138H54V139H52ZM67 138V139H66ZM71 138H72V140H71ZM89 138H90V140H89ZM97 138H98V140H97ZM106 138V139H105ZM111 138H115V140L114 139H112L111 140ZM145 138H146V140H148L147 142H146V140H145ZM155 138V139H154ZM163 138V139H162ZM166 138V139H165ZM39 139V140H38ZM52 139V140H51ZM58 141H57V140ZM78 139H82V140H79L80 142H83L84 143V148L82 147V145H83V143L82 144H80V142L79 141H77ZM103 139H105L106 141H108L109 139H110V143H109V141H108V143L105 141V140H103ZM117 139V140H116ZM126 139V138H125ZM137 139V140H136ZM141 139H143V140H141ZM39 142H38V141ZM49 140V141H48ZM62 140V141H61ZM66 140V141H65ZM67 140H69V141H67ZM92 140H94V141H92ZM95 140H96V142H95ZM100 140V141H99ZM102 140V141H101ZM127 140V139H126ZM141 141V143H143V144H141L140 143V141ZM145 140V141H144ZM162 140H164L165 142L163 143V141ZM167 140V141H166ZM263 140V141H262ZM40 141H41V145H38L39 143H40ZM48 141V142H47ZM87 141V142H86ZM97 141H98V144H97ZM105 142V146H104V142ZM111 141L113 142L114 141V143H115V145L117 144V141H121V143L120 144H122L121 146L122 147H126V149L124 150V148H122L121 146L119 147V143L116 145V146H118V147H116V146H114V143H113V145L111 144ZM128 142V144L130 145V147H128L127 146V143H125L126 145H124V143H122V142ZM143 141V142H142ZM150 141V142H149ZM215 141V142H214ZM43 142H45V144H43ZM64 142V143H63ZM73 142V143H72ZM78 142H79V144H78ZM93 142V143H92ZM95 142V143H94ZM103 142V143H102ZM144 142H146V143H144ZM161 142V143H160ZM167 142V143H166ZM30 143V142H29ZM38 143V144H37ZM56 143V144H55ZM63 143V144H62ZM76 143V144H75ZM88 143V144H87ZM100 143H102V145L103 146H101V144ZM132 143H134L135 144V146H137V147H135L134 146V148H132L133 147V145L134 144H132ZM150 143V144H149ZM200 143H201V145H200ZM51 144V145H50ZM85 144H86V146H85ZM94 145V147L92 146V145ZM96 144L100 147H98V146H96ZM110 144H111V146H110ZM148 146H147V145ZM162 144V145H161ZM43 145V146H42ZM66 145V146H65ZM69 145V146H68ZM72 145V146H71ZM78 145H80V149L78 148ZM140 145V146H139ZM142 145V146H141ZM164 145V146H163ZM215 146V148H214V146ZM60 146V147H59ZM64 146V147H63ZM95 146H96V148H95ZM109 148H108V147ZM145 146V147H144ZM159 148H157V147ZM218 146H220V147H218ZM37 147H40V148H38V149H36ZM44 147L46 148V150L44 149ZM52 147H54V148H52ZM75 147V148H74ZM82 147V148H81ZM92 147V148H91ZM97 147H98V152H97ZM105 147V148H104ZM114 147V148H113ZM115 147H116V150H115ZM142 147L143 148H148L146 151H145V149H142ZM160 147H161V151H159L160 150ZM202 147V148H201ZM47 148H48V150H47ZM56 148H57V150H59V151H57L56 150ZM64 148H65V153H62L63 151H64ZM107 148H108V150H107ZM110 148H112V149H110ZM119 148H122V149H119ZM130 148V149H129ZM211 148V149H210ZM219 148V149H218ZM44 149V150H43ZM61 149V150H60ZM71 149H73V151L71 150ZM78 149V150H77ZM100 149V150H99ZM102 149V150H101ZM134 150V152L133 153H137V151H141L142 153H140V155H138V156H140V157H136V156H133V161L135 160L134 159V157H136V160L134 161L135 163H132V161H130L129 160V156H130V153H132V150ZM151 149V150H150ZM157 149V150H156ZM210 151H209V150ZM213 149V150H212ZM216 149H217V151H216ZM249 149H250V151H249ZM28 150V151H27ZM33 150H34V152H33ZM36 150L38 151V153L41 155V153H42V155H41V157H40V155L38 154V153H36ZM41 150V151H40ZM50 150V152H48ZM54 150V151H53ZM89 150H92L93 151V153H94V155L93 154H91L92 152L91 151H89ZM96 151V153H95V151ZM103 150H105V151H103ZM117 150H119V152H121V153H119ZM125 152H124V151ZM131 150V152H129V151ZM137 150V151H136ZM206 150V151H205ZM221 150V151H220ZM247 150L249 151V153L247 152ZM25 151H27V152H25ZM52 151V152H51ZM62 151V152H61ZM70 151H71V153L72 154H74V156L72 155V154H70ZM86 151V152H85ZM107 151V152H106ZM109 151H111V152H109ZM126 151H128V152H126ZM151 151V152H150ZM154 151H156V152H154ZM257 151V152H256ZM260 151V152H259ZM13 152V153H12ZM124 152V154H122ZM188 152V153H187ZM216 152V153H215ZM243 152V153H242ZM247 152V153H246ZM259 152V153H258ZM23 153H26V154H23ZM46 153V154H45ZM48 153H49V157H46V155H48ZM50 153H52V156H54V157H52L51 158V154ZM61 153V154H60ZM69 153V156L71 157V155H72V158H66L68 155H66V154H68ZM87 153V154H86ZM89 153H90V155H92V156H90L89 155ZM104 153H106V155L104 154ZM114 153V154H113ZM117 153V154H116ZM127 153H129V155L127 156L126 154ZM143 153H144V155H143ZM146 153H147V155H146ZM182 153V154H181ZM186 153V154H185ZM211 153V154H210ZM212 153L214 154V155H212ZM218 153H219V155H218ZM221 153V154H220ZM255 153V154H254ZM256 153H257V155H256ZM11 154V155H10ZM36 154V155H35ZM84 154V156H82ZM103 154V155H102ZM109 154V155H108ZM121 154V155H120ZM190 154V155H189ZM207 154V155H206ZM230 154V155H229ZM241 154V155H240ZM246 154V156H248V157H250L251 158V160L248 158V157H244L243 158V156ZM250 154H251V156H250ZM254 154V155H253ZM259 154V155H258ZM10 155V156H9ZM15 156V155H17V156H15L14 158L12 157V156ZM32 155H34V158H33V156ZM66 157H65V156ZM86 155H88V157H85ZM102 155V156H101ZM108 155V156H107ZM124 155H125V159H124ZM146 155V156H145ZM153 155V156H152ZM184 155V156H183ZM186 155H188V157L186 156ZM192 155L195 157H192ZM234 155V156H233ZM243 155V156H242ZM21 156V157H20ZM22 156H23V158H22ZM37 156V157H36ZM38 156H39V158H44V156H45V159H47V158H49V160H47L48 162H46V163H48V165H44V167L42 166L43 164L42 163H39L40 161H39V158H38ZM59 156V157H58ZM68 156V157H69ZM83 158H82V157ZM96 156V157H95ZM104 156V157H103ZM116 156L118 157V158H116ZM120 156L124 159V161L122 162V161H120ZM128 158H127V157ZM143 156V157H142ZM181 156H183V157H181ZM211 156V157H210ZM216 156H218V157H216ZM221 157V159H220V157ZM240 157V159L241 160H243V159H245L246 158V160H248L247 161V163H246V165H245V163L243 164V162H245V160H243V162H240V160L238 159L239 157ZM7 157H8V159H7ZM11 157V158H10ZM56 157L58 158V159H56ZM60 157H62V158H60ZM73 157H74V159H73ZM106 157V158H105ZM145 157V158H144ZM148 157H150V158H148ZM153 157V158H152ZM177 157V158H176ZM189 157H191V158H189ZM209 157V158H208ZM224 157V158H223ZM231 157V159H234V160H231V159H229ZM253 157H255V158H253ZM258 157V158H257ZM261 157L263 158V159H261ZM35 158L37 159V160H35ZM86 158V159H85ZM87 158L90 160H88L87 161ZM101 158H102V160H101ZM104 158V159H103ZM115 158V159H114ZM130 158H132L131 156H130ZM144 158V159H143ZM197 158V159H196ZM222 158L224 159V162L226 161V164H225V166H224V164L221 162V161H223L222 160ZM228 158V159H227ZM237 158V159H236ZM10 159H11V162H10ZM13 159V160H12ZM50 159H51V162H50ZM60 159V160H59ZM70 159V160H69ZM83 159V160H82ZM97 159V160H96ZM100 159V160H99ZM123 159H121V160H123ZM128 161H127V160ZM138 159H139V161H140V164L138 163ZM141 159V160H140ZM146 159V160H145ZM190 159V160H189ZM220 161H219V160ZM227 159V160H226ZM33 160H34V162H33ZM66 160V161H65ZM73 160H74V162H73ZM84 160L86 161V162H84ZM91 160H93V163H90V162H92ZM106 160V161H105ZM115 162H114V161ZM118 160V161H117ZM132 160V159H131ZM147 160H148V162H149V160H151L149 163H146L147 162ZM182 160H183V162H182ZM185 160V161H184ZM216 160V161H215ZM217 160H218V162H217ZM239 160V161H238ZM252 161V162H250V161ZM253 160H255V161H257L256 163L257 164H259L258 166H257V164L255 163V161H253ZM5 161H7L6 163H5ZM10 163H9V162ZM35 161L37 162V163H35ZM54 161V162H53ZM57 161H60V162H58L57 163ZM68 161V162H67ZM76 161V162H75ZM97 161V162H96ZM98 161H101L102 162V164H100L101 162H98ZM119 161L120 162H122V166H123V163H124V165L125 164H127L125 167H127V169H125V167H120V165H121V163H120V165H119ZM144 163H143V162ZM190 161V162H189ZM194 161V162H193ZM230 161V162H229ZM261 161V162H260ZM23 162V163H22ZM30 162H33V163H31V165H30ZM84 162V163H83ZM104 162V163H103ZM132 163V165L131 164H128V163ZM177 162V163H176ZM212 162V163H211ZM232 162H234L233 164H232ZM238 164H237V163ZM252 164L251 166H250V163ZM21 163V164H20ZM35 163V164H34ZM45 163V164H46ZM68 163V164H67ZM70 163V164H69ZM74 163V164H73ZM82 163V164H81ZM88 163H90V164H88ZM171 165H170V164ZM202 163H204V164H202ZM208 163V164H207ZM211 163V164H210ZM216 163V164H215ZM223 165H222V164ZM255 163V164H254ZM6 166H5V165ZM9 164H11L10 165V167H7ZM37 164V165H36ZM38 164L40 165L39 166V168H38V170H39V172H38V170L36 169L37 167H38ZM67 164V165H66ZM84 164H85V166L87 167V164L89 165V167H85L84 166ZM94 166L93 167V169L94 170H92L91 171V169H92V165ZM96 166H95V165ZM108 164H110L109 166H110V168H109V166H108ZM119 167V169H120V173H119V170L117 169V166ZM135 164V165H134ZM139 164V165H138ZM143 164V165H142ZM175 164V165H174ZM210 164V165H209ZM229 164V165H228ZM231 164L233 165V166H231ZM237 164L238 165V167H240V171L241 172H239V168H235L236 166L235 165ZM240 164H243L242 166H240ZM247 164L249 165V166H247ZM253 164H254V166H253ZM260 164H262L261 165V167H260ZM19 165V166H18ZM55 165H57V166H55ZM74 165V166H73ZM81 165H83V166H81ZM112 165V166H111ZM128 165H130V166H128ZM141 165H142V168H141ZM169 165V166H168ZM173 165V166H172ZM200 165H202V166H200ZM219 165H221V166H219ZM2 166H3V168H2ZM35 166H37L36 168H35V170L37 171V175H42L41 177L39 176H37V179H36V175H32V171H34L33 170V168ZM47 166V167H46ZM48 166H49V168H48ZM91 166V167H90ZM114 166V169L112 168ZM134 166H136V168L134 169V170H136V169H138L137 171L138 172H136V173H138V174H140L141 173V175H137L136 174V176L135 175H133V174H135V172H134V170L132 169V168H134ZM144 166V167H143ZM146 166V167H145ZM151 166V167H150ZM166 166V167H165ZM171 166V167H170ZM212 166V168L214 169H210V167ZM221 167L220 168V170L221 171H224V170H226L228 167H230V168H232V169H230V168H228V169H230V172H229V170L226 172V171H224L223 172V174H221L220 172V170H218L217 169V167ZM222 166H224L225 167V169L223 168V170H222ZM235 166V167H234ZM246 166V168H243V167H245ZM256 166V167H255ZM29 167V168H28ZM30 167H32L31 168V170H30ZM46 167V168H45ZM60 167L62 168L61 170H60ZM82 167V168H81ZM132 167V168H131ZM173 167H174V169H173ZM187 167V168H186ZM201 167V168H200ZM218 167V168H219ZM242 167V168H241ZM263 167V168H262ZM23 168H27V169H29L30 170V172L28 173V176H25L26 177V180H25V178L22 180V178H17V174L20 172V170H22ZM46 169L45 171L47 172H44V170L43 169ZM54 168H55V170H54ZM57 168H59V169H57ZM84 168H85V170H84ZM89 168V169H88ZM99 168V169H98ZM102 168V170L100 171V169ZM113 169V171L115 170V168L117 169V171L116 172H118L117 173V176L116 177H119L120 176V179L118 180L117 178H115V180H113L114 181V183H112L113 185L115 184V182H116V184L119 182V184L120 185H114V186H111L110 188H109V186H108V184L106 185L107 186V188L106 187H104L105 186V182L106 183H109L112 179L111 178H113V177H111V178H108L107 179V176H109V174L108 173H110V172H112V170L111 171H106L107 169ZM123 168L125 169V171L123 170ZM130 168V170H132V171H128V169ZM145 168V169H144ZM150 168V169H149ZM167 168V169H166ZM170 168V169H169ZM172 168V169H171ZM185 170H184V169ZM190 168V169H189ZM192 168L194 169V170H192ZM233 168H235L236 169V171H237V169H238V173L236 172V171H233ZM248 168H250V169H248ZM259 170H258V169ZM4 169V170H3ZM87 169H88V171H87ZM165 171H164V170ZM180 169H181V171H180ZM247 169V170H246ZM6 170V171H5ZM41 170H42V173H41ZM48 170V171H47ZM60 170V171H59ZM79 170H83L84 172H81V171H79ZM89 170H90V172H89ZM124 171V172H122V171ZM177 170V171H176ZM179 170V171H178ZM192 170V171H191ZM199 170V171H198ZM220 171V172H217V171ZM252 170L254 171V173H256L257 171H260V175L259 174H254L253 173V176L255 177L254 179H250V180H252V181H250L249 180V178H251L252 177V175H249V174H252ZM255 170H256V172H255ZM72 171V172H71ZM97 171V172H96ZM103 171V172H102ZM130 173V172H134V173H130V175H132V176H130V175H128V178L130 177V179H131V181L133 182V184H132V186H131V189H125L126 191H124L123 190V193H121V182H124V181H126L127 182V174H129L128 172ZM145 171H146V174L144 175L143 173H145ZM162 171H164L163 173H162ZM185 171V172H184ZM190 171V172H189ZM193 171H195L194 173H192ZM212 171V172H211ZM231 171H233V172H236V174L235 173H232ZM245 172V173H243V172ZM249 171V172H248ZM11 173L12 174V172L14 173V175H11V174H9V173ZM55 172H58V173H55ZM76 173V175H78V172H81L80 174H81V176H80V174H79V176L81 177H79V181H78V178H75V177H77V176H75V177H73L74 175L73 174H75ZM86 172V173H85ZM89 172V173H88ZM100 172H102V177H101V175H99L100 174ZM105 172H107V173H105ZM125 172H127V174H125V177H126V179H124L125 177H124V174L123 173H125ZM159 172H161V174L159 173ZM181 172V173H180ZM188 172V173H187ZM201 172V173H200ZM4 173V174H3ZM9 174L8 176L9 177H7L6 175L7 174ZM39 173V174H38ZM44 173V174H43ZM50 174V176H49V174ZM52 173V174H51ZM73 173V174H72ZM88 173V174H87ZM91 173H92V175H91ZM113 173V172H112ZM112 173H110V174H112ZM148 173V174H147ZM191 173H192V175L194 174H196L197 175V177L195 176H192L191 175ZM215 173V174H214ZM217 173H220L221 174V176L222 175H224V177L223 178H225V180L223 181V178H221V176H219L220 174H218L217 175ZM226 173V174H225ZM227 173H231V175H230V178H228L229 177V174L227 175ZM242 174L241 176L242 177H244V179H245V175L247 176V177H249V178H246L245 180L243 179V181L242 182H244V183H242V187H241V185H240V187L239 186H236L237 184H235V182L236 183H240V179L238 180H236V178L237 177H240V174ZM31 174V175H30ZM54 174H56V176L54 175ZM60 174V175H59ZM84 174H85V176H84ZM90 174V175H89ZM94 174H96V176H94ZM116 173H115V171H114V173L112 174V176H114ZM158 174V175H157ZM160 174V175H159ZM165 174H166V176H165ZM185 174H186V176H185ZM212 174V175H211ZM239 174V175H238ZM30 175V176H29ZM51 175H53V177L51 176ZM58 175L60 176V178H61V180H60V178L58 177ZM67 175H68V177H70V178H68L67 177ZM70 175V176H69ZM73 175V176H72ZM82 175H83V177H82ZM86 175H87V177H88V175H89V177H88V179L90 180H92V178H94L91 182L93 183H91L88 179H87V177H86ZM106 177H105V176ZM215 175H217V177L219 176V180L217 179V177H213V176H215ZM232 175H234V178H233V176ZM257 175V176H256ZM33 176H34V179H33ZM44 176H45V178H44ZM49 176V177H48ZM111 176V175H110ZM122 176V177H121ZM158 176V177H157ZM165 176V178H163ZM183 176V177H182ZM190 176H192V178H190ZM198 176H200V178H198ZM209 176V177H208ZM262 178H261V177ZM4 177H5V180H4ZM13 177H15V178H13ZM30 179H28V178ZM51 177L53 178V180L51 179ZM55 177V178H54ZM57 177H58V181L56 180L57 179ZM71 177H72V179H71ZM84 177H86V178H84ZM101 177V178H100ZM132 177V178H131ZM147 177H149V178H147ZM170 177V178H169ZM182 177V178H181ZM184 177H186V178H184ZM187 177H188V179H187ZM206 177H208V179L209 178H211V179H209L210 180V182L206 179ZM214 179H213V178ZM8 178H9V180H8ZM11 178V179H10ZM12 178H13V180L15 181H13L12 180ZM39 178V179H38ZM41 178V179H40ZM48 178H50L51 179V182H50V180L48 179ZM66 178H67V180H66ZM75 178V179H74ZM100 180H99V179ZM107 179V181H106V179ZM183 179V180H181V179ZM194 178V179H193ZM256 178H258V180L256 179ZM259 178L261 179V180H259ZM17 179V180H16ZM28 179V180H27ZM48 179V180H47ZM63 179V180H62ZM74 179V181H72ZM84 179V180H83ZM114 179V178H113ZM123 180V181H121L120 182V180ZM130 179H128V181H130ZM143 179V180H142ZM145 179V180H144ZM165 179V180H164ZM178 179V180H177ZM194 181H193V180ZM222 181H221V180ZM227 179H229L228 181L230 182H228L227 181ZM248 179V180H247ZM263 179V180H262ZM8 180V181H7ZM33 180H34V184H33V186L31 185L32 183H33ZM36 180V181H35ZM38 180H40V181H38ZM46 182H45V181ZM55 180L57 181V183H55ZM70 180V181H69ZM77 180V181H76ZM86 180H87V182H86ZM102 180V181H101ZM118 180V181H117ZM161 180V181H160ZM173 180V182L171 183L170 181H172ZM190 180V181H189ZM202 181V180H205V182H204V184H206V185H208L207 183H209L211 186L213 185V184H216L215 185V187L217 186V188L216 189H214L213 187H214V185H213V187H211L210 185H208L207 187H204V186H206V185H204L203 184V181H202V186L200 185L201 184V182H200V184H199V181ZM236 180V181H235ZM255 180V181H254ZM5 181V182H4ZM20 181V182H19ZM23 181V182H22ZM24 181H26V182H24ZM32 181V183L31 184H29L28 182H31ZM40 182V184H41V181H42V187L41 186H39L40 184L38 183V182ZM54 181V182H53ZM113 181H111V182H113ZM163 181V182H162ZM177 181V182H176ZM184 181V182H183ZM186 181H187V183H186ZM189 181V182H188ZM208 181V182H207ZM215 181H217V182H219V184L218 183H216ZM238 181V182H237ZM246 181V182H245ZM249 181V182H248ZM7 182V183H6ZM9 182V183H8ZM17 182H19V183H17ZM36 182V183H35ZM45 182V186H44V183ZM47 182L49 183V184H47ZM62 182V183H61ZM71 182V183H70ZM75 183V185H74V183ZM78 182H79V184H78ZM85 184H84V183ZM89 182H90V184H92V185H90V186H88L89 187V189H91L90 191H89V189H86V188H84L85 186H87L86 184L88 183L89 184ZM100 182V183H99ZM103 182H104V186H103ZM110 182V183H111ZM139 182H140V185H141V187H140V185H139ZM170 182V183H169ZM193 182V183H192ZM194 182H197V183H194ZM213 182V184H211ZM227 182V183H226ZM10 183H12V184H10ZM14 183V184H13ZM15 183H17L16 184V186L18 187H16L15 186ZM24 183V184H23ZM38 183V184H37ZM54 183V184H53ZM72 185V183H73V185L74 186H72L71 187V185ZM109 183V184H110ZM177 183V184H176ZM183 183V184H182ZM247 183V184H246ZM20 184V185H19ZM37 184V185H36ZM46 184L48 185V186H46ZM53 184V185H52ZM59 184V185H58ZM62 184H64V185H62ZM70 185L69 187H67V185ZM84 184V185H83ZM111 184V185H112ZM173 184V185H172ZM179 184V185H178ZM185 184V185H184ZM200 186H199V185ZM223 184H225V185H223ZM228 184V185H227ZM244 184V185H243ZM26 185V186H25ZM29 185H30V187H29ZM35 185V186H34ZM82 185V186H81ZM99 185H102V187L101 186H99ZM139 185V186H138ZM145 185V187H143V191H142V186H144ZM170 185V186H169ZM192 185H195V187L194 186H192ZM196 185H198V188L199 187H201V188H197V186ZM204 185V186H203ZM221 185V186H220ZM16 188H15V187ZM39 186V187H38ZM53 188H52V187ZM55 186H57V187H55ZM62 188H61V187ZM76 186V187H75ZM77 186H78V188H77ZM92 186V187H91ZM99 186V188H97ZM162 186V187H161ZM188 186H190V188L188 187ZM244 186H246L245 188H243ZM11 187H14L15 189H12ZM27 187V188H26ZM34 187V189H32ZM36 187H37V189H38V192H36L37 190H36ZM46 187V188H45ZM49 187V188H48ZM68 188V190H70V192L68 191L67 193H69V194H67V193H64V192H66V189ZM79 187H80V189H81V187H83L82 188V193H83V195L81 196V198L79 197L80 195H78V194H80L81 192H80V189H79ZM114 189H113V188ZM120 187V189H118L117 190V188H119ZM139 187V188H138ZM147 187V188H146ZM156 187H157V189L159 190H156ZM169 187H171L170 188V190L171 191H169L170 192V195H169V192H168V188ZM182 187V188H181ZM193 189H192V188ZM239 187V188H238ZM12 190H11V189ZM22 188H25V189H22ZM43 188V189H42ZM54 188H55V191H53L54 190ZM59 188H61V189H59ZM70 188V189H69ZM95 188L96 189H98L97 191L98 192H96V190H95ZM101 188H103L102 190H100ZM104 188H106V189H104ZM113 190H112V189ZM141 188V189H140ZM167 188V189H166ZM174 188V189H173ZM177 188V189H176ZM181 188V189H180ZM184 188V189H183ZM188 188L190 189V190H188ZM236 188H238V189H236ZM248 188V189H247ZM26 189H28V190H26ZM47 189H48V191H47ZM50 189V190H49ZM52 189V190H51ZM65 189V190H64ZM84 189V190H83ZM88 191H86V190ZM116 189V190H115ZM140 189V190H139ZM178 189H180V190H178ZM191 189H192V191H191ZM200 190V191H198V190ZM202 189V190H201ZM208 189V190H207ZM210 189H212V190H210ZM218 189V190H217ZM221 189V190H220ZM232 189H233V191H232ZM243 189V190H242ZM247 189V190H246ZM250 189H251V191H250ZM7 190L10 192H7ZM41 190H44V191H41ZM58 190H59V192H58ZM72 190V191H71ZM74 190V191H73ZM94 190V191H93ZM100 190V191H99ZM106 190V191H105ZM139 190V191H138ZM145 190H146V192H145ZM173 190V191H172ZM176 190H177V192H176ZM184 190H186V191H184ZM187 190H188V192H189V194H187L188 192H187ZM194 190H195V192H194ZM205 190V191H204ZM215 190V191H214ZM220 190V191H219ZM228 190V191H227ZM233 192V193H230L231 191ZM240 190H241V193L240 194H238L237 192H240ZM245 190V191H244ZM249 190V191H248ZM253 190V191H252ZM261 190H263L262 192H261ZM2 191H0V195H4V191L2 192ZM15 193L16 192V196L17 197H15V194L13 195V192ZM18 191H19V193H18ZM22 191H23V193H22ZM25 191V192H24ZM32 191V192H31ZM52 191V192H51ZM57 191V193L55 194V192ZM61 191V192H60ZM77 192V195H75V193L74 192ZM78 191L80 192V193H78ZM84 191V192H83ZM86 191V192H85ZM102 191V192H101ZM137 191V192H136ZM156 191V192H155ZM158 191V192H157ZM178 191H180L179 192V194L182 192V196H181V198L179 197V194H178ZM204 191V192H203ZM207 191H209L210 192V194H208L209 192H207ZM212 191V192H211ZM214 191V192H213ZM256 191V192H255ZM28 192H30V194L28 193ZM42 192H43V195H42ZM50 192V193H49ZM93 192V193H92ZM95 192L97 193V194H95ZM103 194V192H104V195H102L101 193ZM105 192H107L106 194H105ZM121 193V195H120V193ZM142 192H143V194H142ZM149 192V193H148ZM164 192V193H163ZM165 192L167 193V194H165ZM171 192H172V194H174L175 196H173V195H171ZM174 192V193H173ZM184 192V193H183ZM187 192V193H186ZM193 192V193H192ZM236 192V193H235ZM9 193V194H8ZM18 193V194H17ZM24 193L26 194L25 195V197H24ZM48 193V194H47ZM90 193V194H89ZM91 193H92V195H91ZM98 193H100L101 194V197L103 196L104 197V203H102V204H99V203H101V202H103V201H101L100 202V200H102L99 196H100V194H98ZM118 193V195L119 196H121V197H118V195H116ZM137 193V194H136ZM152 193H153V195H152ZM158 193V194H157ZM175 193H177L178 194V196H176V194ZM192 195H191V194ZM202 193V194H201ZM211 193H212V195H211ZM244 195H243V194ZM249 193V194H248ZM257 193V194H256ZM261 193V194H260ZM28 194V195H27ZM31 194H36V195H31ZM45 194V195H44ZM51 194V195H50ZM55 196V195H57L56 197H53V195ZM62 194V195H61ZM67 194V195H66ZM73 194V195H72ZM136 194V195H135ZM163 194V195H162ZM184 194V195H183ZM201 194V196H199ZM232 194V195H231ZM238 194V195H237ZM248 194V195H247ZM251 194H252V196H251ZM260 194V195H259ZM11 195H13V197L14 198H19V199H14ZM19 195V196H18ZM39 196L40 198H38V201L39 200H41L40 201V203H42L43 205L45 204V203H49V205H47V204H45L44 206L41 204L40 206L38 205V204H40L39 202L37 203V199L35 198L36 196ZM91 195V196H90ZM116 195V196H115ZM133 195H135V196H133ZM138 195V196H137ZM140 195V196H139ZM158 195V196H157ZM160 195V196H159ZM165 195V197H166V199H164V198H162L163 196ZM166 195H168V196H170V198L168 199V196H166ZM187 195V196H186ZM189 195V196H188ZM197 195V196H196ZM233 195H234V197H236V198H234L233 197ZM236 195V196H235ZM241 195H242V197H243V199L244 200H242V199H240V198H242L241 197ZM254 195V196H253ZM257 195V196H256ZM261 195H263V197L261 196ZM27 196V197H26ZM37 196V197H38ZM73 196V197H72ZM75 196V197H74ZM99 197V199H98V197ZM138 198H137V197ZM147 196V197H146ZM209 196V197H208ZM231 196V197H230ZM240 196V197H239ZM23 197V198H22ZM46 197V198H45ZM61 197V198H60ZM79 197V198H78ZM85 197H91V198H86L85 199ZM94 197V198H93ZM102 197V198H103ZM114 198V199H110V198ZM117 197V198H116ZM137 198V199H134V198ZM160 197V198H159ZM176 197H177V199H176ZM179 197V198H178ZM184 197V198H183ZM223 197H224V200L225 201H223ZM225 197H226V199H229V200H226L225 199ZM228 197V198H227ZM250 197H251V199H250ZM253 197V198H252ZM11 198L12 199H14V200H11ZM25 199V200H22V199ZM33 198V199H32ZM57 198V199H56ZM65 198V199H64ZM73 198V199H72ZM96 198H97V200H96ZM121 198V199H120ZM141 198V199H140ZM198 198V199H197ZM207 198V199H206ZM216 200H215V199ZM237 198H239L238 199V201L237 200H235L234 201V199H237ZM246 198V199H245ZM248 198V199H247ZM254 198H256V199H254ZM258 198V199H257ZM262 200H261V199ZM32 200H36L35 202L37 203H35V205H33L34 204V201H32V208H31V201ZM43 199H45V200H43ZM47 199V200H46ZM77 199V200H76ZM84 199V200H83ZM91 199V200H90ZM133 199V200H132ZM143 199V200H142ZM177 201H176V200ZM180 199H182V200H180ZM209 199H210V201H209ZM260 199V200H259ZM56 201V202H53V201ZM58 200V201H57ZM61 200L63 201L62 203H61ZM72 200H73V202H72ZM75 200V201H74ZM78 200H80V201H78ZM88 200V201H87ZM110 200H114V201H111V203H110ZM120 200V201H119ZM166 200H168V202L166 201ZM175 200V201H174ZM213 200V201H212ZM250 201V205L248 204V202ZM255 200V201H254ZM13 201H14V203H13ZM20 201V202H19ZM22 201H24V203H26L27 202V206H25V204H23V202ZM30 201V202H29ZM45 201V202H44ZM51 201V202H50ZM86 201H87V205H86ZM95 201V202H94ZM130 201V203H128ZM178 201H179V206L177 205V206H175L176 205V203L178 204ZM182 201V202H181ZM212 201V202H211ZM217 201V202H216ZM232 201V202H231ZM243 201V203H241ZM246 201H248V202H246ZM253 201V202H252ZM1 202V201H0ZM19 202V203H18ZM77 203V204H75V205H73L74 203ZM83 202V204H81ZM116 202H118V203H116ZM131 202H133V203H131ZM136 203V205H135V203ZM140 202V203H139ZM146 205H144L143 203ZM167 202V203H166ZM173 202H175V205H174V203ZM228 202V203H227ZM239 202V203H238ZM256 202H260L259 203V205H258V207L256 206L255 207V203ZM15 203H16V205H15ZM18 203V204H17ZM22 203V204H21ZM30 203V204H29ZM52 203H53V205H52ZM55 203L56 204H58V205H55ZM80 203V204H79ZM90 203H91V205H90ZM93 203V204H92ZM114 203V204H113ZM147 203V204H146ZM180 203H182V204H180ZM222 203H223V207H222ZM231 203V204H230ZM252 203V204H251ZM257 203V204H258ZM29 204V205H28ZM99 204V205H98ZM104 204V205H103ZM106 204L108 205V206H106ZM124 204V205H123ZM127 204V205H126ZM128 204H130V206L128 207ZM166 204V205H165ZM168 204V205H167ZM194 204V205H193ZM202 204H203V206H202ZM226 205V207L228 208L230 205L232 206V208H231V206L228 208V209H226V207H225V205ZM230 204V205H229ZM244 204H247V205H244ZM253 204H255V205H253ZM2 205V206H1ZM24 207V209H22V207ZM39 207V210L37 209L36 210V208H37V206ZM103 207H102V206ZM113 206L112 208L110 207V206ZM131 205H132V207H131ZM170 205V206H169ZM173 205H174V209H172L173 208ZM181 205V206H180ZM191 205V206H190ZM238 205H240V206H238ZM241 205L243 206V207H241ZM253 209H250L249 208V206ZM4 206V207H3ZM6 206V207H5ZM30 206V207H29ZM34 206H35V209H34ZM42 206H43V208H42ZM49 206V207H48ZM92 206V207H91ZM94 206V207H93ZM96 206H98L100 209H98V207L96 208ZM106 206V207H105ZM125 207V209H122V207ZM186 206V207H185ZM193 206V207H192ZM213 206V207H212ZM235 206H236V208H235ZM247 206V207H246ZM255 208H253V207ZM14 207V208H13ZM20 207V208H19ZM25 207H28L27 209H25ZM46 209H45V208ZM108 207H110V208H108ZM116 207H118V209L116 208ZM120 207H121V210H120ZM134 207V208H133ZM136 207H137V209H136ZM166 207V208H165ZM176 207V208H175ZM188 207H190L189 208V210H187L188 209ZM191 207L192 208H194V209H191ZM203 207V208H202ZM206 207H210L209 209H211L212 208V210L214 209V207H215V211H218V213L220 214H218V213H215L214 211H212V210H210L209 211V209H207L209 212H211V213H209V212H207V210H205V208ZM225 207V208H224ZM239 207V208H238ZM12 208V209H11ZM41 208V209H40ZM88 208V209H87ZM89 208L91 209V210H89ZM113 208H116V209H113ZM133 208V209H132ZM146 208V209H145ZM148 208V209H147ZM150 208V209H149ZM217 208H221V209H223L224 211H225V209L226 210H228V211H230V212H232V213H229L228 211H226V213L224 212V215H223V210L222 211H220V210H218ZM239 210H238V209ZM244 208V209H243ZM245 208H247V209H245ZM15 211H14V210ZM31 209H33V210H31ZM58 209V210H57ZM82 209V210H81ZM84 209V210H83ZM89 211H87V210ZM102 209V210H101ZM110 209H111V211H110ZM136 209V210H135ZM174 211V213H173V211ZM183 209H184V212H186V213H189V214H186V213H184L183 212ZM235 211H234V210ZM236 209L238 210V211H236ZM19 210V212H18V214H20L19 216L17 215H15L16 213H17V211ZM24 210V211H23ZM26 210H27V212L29 211L30 212V214H29V212L27 213L26 212ZM31 210V211H30ZM34 210H35V212H34ZM95 210V211H94ZM105 210V211H104ZM107 210L109 211V212H107ZM115 210V211H114ZM127 210V211H126ZM144 210V211H143ZM148 210H149V212H148ZM180 210H182V212H180ZM187 210V211H186ZM193 210H195V211H193ZM12 211V212H11ZM39 211H42V212H38ZM92 211V212H91ZM103 211H104V214H102L103 213ZM116 212V213H114V212ZM118 211L119 212H121V213H118ZM151 211H153V212H151ZM165 211V212H164ZM171 211H172V213H171ZM192 213V215H191V213ZM242 211H244V212H242ZM249 211H252V212H249ZM260 211V212H259ZM263 211V212H262ZM14 212V213H13ZM21 212V213H20ZM31 212H32V214H31ZM37 212V213H36ZM84 212V213H83ZM91 212V213H90ZM98 213V216H99V218H98V216H97V218H96V213ZM102 212V213H101ZM105 212H107V213H105ZM125 212H127V213H125ZM129 212V213H128ZM135 212V213H134ZM138 214H137V213ZM143 212H145V214L148 212V216L149 217H147V215H145L144 216V214H143ZM212 212H214V214L212 213ZM221 212V213H220ZM235 212H237V213H235ZM249 212V215H246L247 213ZM254 212V213H253ZM256 212V213H255ZM262 212V213H261ZM86 213V214H85ZM93 213V214H92ZM111 213H113V214H111ZM118 213V214H117ZM123 213V214H122ZM183 213V214H182ZM229 213V214H228ZM234 213V214H233ZM241 215H240V214ZM252 213V214H251ZM1 214V213H0ZM14 214V215H13ZM22 214H24V216L22 215ZM26 214V215H25ZM29 214V215H28ZM34 214H39L38 216L39 217H36L37 215H34ZM83 214H84V216H83ZM88 214H89V216H88ZM108 216H107V215ZM131 215V216H129V215ZM135 214V215H134ZM151 216H153V217H151ZM173 214H174V217H173ZM184 214H185V216H184ZM199 214V215H198ZM200 214H201V217H200ZM222 214V215H221ZM243 214L246 216L245 218H246V220H245V218L244 217H242L243 216ZM254 214L255 215H259V217H261V218H256L255 219V216H254ZM30 215L32 216H35V217H31L30 218ZM47 215H48V217H47ZM87 215V216H86ZM103 215V216H102ZM109 215L110 216H112V217H115V219L114 218H112V220H113V222H111V224H112V226H110V228L109 227H106V226H109V225H111V224H109V225H107V224H105L106 226V229H105V231L107 232H103V236L102 237H100L101 239L102 238H104V237H110V238H113V239H109L108 237V240H106L107 242H105V238H104V241L102 240V242H104V243H102V244H99V242L101 243V239L99 240V242H98V240H96L97 242H94V240H89V241H91V242H89L88 241V239H90V237H92L93 236V234H92V236H91V234L89 233V231L88 230H86V228L87 229H89V226L88 225H90L91 223V221H95L96 223H98V221H102V222H108V223H110V221H112V220H109V218H111V217H109ZM128 215V216H127ZM142 215V216H141ZM155 215H157V216H155ZM165 215V216H164ZM186 215H188V216H186ZM207 215H209V217H211V218H208V216ZM217 215V216H216ZM6 216H8V217H6ZM16 216V217H15ZM23 216V217H22ZM27 216V217H26ZM29 216V217H28ZM41 216V217H40ZM93 216H94V219H93ZM138 216V217H137ZM164 216V217H163ZM170 216H171V218H170ZM190 216L191 217H193L192 219L190 218ZM196 216H199V218H197ZM207 216V217H206ZM220 218H219V217ZM222 216V217H221ZM229 216V217H228ZM234 216V217H233ZM18 217H20V218H18ZM43 217V218H42ZM44 217H47V218H44ZM53 217V218H52ZM81 217V218H80ZM86 219H85V218ZM101 217V218H100ZM156 217V218H155ZM159 217V220L161 221V228L159 227L160 226V222H159V220L157 219ZM173 217V218H172ZM196 217V219H194ZM212 217H214V218H212ZM240 217V218H239ZM242 217V218H241ZM253 217V218H252ZM258 217V216H257ZM9 218V219H8ZM15 218V219H14ZM16 218L17 219H19V220H17L18 221V223H20V224H18L17 223V221H16ZM25 218V219H24ZM33 218H34V220H33ZM51 218V219H50ZM89 218V219H88ZM96 218V219H95ZM126 218V219H125ZM173 219V222H172V220H171V222H170V219ZM190 218V219H189ZM207 219V221H206V219ZM230 218V219H229ZM251 218V219H250ZM3 219V218H2ZM6 219H8V220H6ZM11 219V220H10ZM22 219H24V223H23V221H22ZM32 220V222H31V220ZM38 219V220H37ZM43 219H44V221H46L45 223H43L44 221H43ZM46 219V220H45ZM52 219H54V220H52ZM81 221H80V220ZM88 219V220H87ZM101 219V220H100ZM127 219H129V221L127 220ZM158 220L157 222H154L155 223V225L153 224H151V222H152V220ZM174 219L178 222V224H175V223H177V222H174ZM204 219H205V221H204ZM213 222H211L210 220ZM214 219V220H213ZM228 219V220H227ZM243 219V220H242ZM255 219V220H254ZM262 221H261V220ZM14 220V221H13ZM30 220V221H29ZM43 222H42V221ZM48 220V221H47ZM96 220H98V221H96ZM108 220V221H107ZM122 220L124 221V220H127V221H124V225H126V227H128V229L126 228L125 230L127 231L128 230V233L125 231V230H123V232H125V233H122L121 232V235H122V238H121V235H120V233L119 234H117L116 232L118 231L117 229H115V225H117V228L121 225V224H123V222H122ZM131 220V221H130ZM137 220H138V222H137ZM145 220V222H143V221ZM167 220H169L167 223H171L170 225L171 226H169V228L171 227V229L172 230H170L168 227H167V225L165 224H163V222L164 221H167ZM217 220H218V225L216 224V222H217ZM222 220V221H221ZM232 220V221H231ZM238 220H240L241 221V223H244V225H243V228H242V226H241V224H239L240 222L238 221ZM249 220V221H248ZM257 220V221H256ZM258 220H260L259 222H258ZM3 221H8V223L7 222H3ZM11 221H12V223H11ZM21 221H22V223H21ZM35 221H37V222H35ZM84 223H83V222ZM86 221H89V222H87V224H86ZM151 221V222H150ZM210 221V222H209ZM216 221V222H215ZM226 221V222H225ZM228 221V222H227ZM238 221V223H236ZM244 221V222H243ZM246 221H247V225H246ZM251 221V222H250ZM14 222H16L15 224H16V227H15V224H14ZM29 222V223H28ZM33 222H35L36 223V226L34 227L33 226ZM80 224H79V223ZM83 223V225H82V223ZM128 222H129V224H128ZM131 222V223H130ZM159 222V223H158ZM206 222V223H205ZM208 222H209V225H208ZM222 222H224V224H222ZM234 222H235V226H234ZM260 224V225H258L257 226V224L258 223ZM263 222V223H262ZM6 223H7V225H6ZM25 223H26V227H25ZM43 223V224H42ZM117 223V224H116ZM126 223V224H125ZM132 223H133V225H132ZM204 223H205V225L206 226H204ZM13 224V225H12ZM28 224V225H27ZM31 224V225H30ZM39 224V225H38ZM131 224V225H130ZM137 224V225H136ZM139 224V225H138ZM196 224H200V226H201V228H203V230L205 231L207 228H208V230H206L207 232H208V234H207V232H204L201 228H198V227H200L199 225H198V227L196 226ZM210 224H211V226H210ZM237 224V225H236ZM240 226H239V225ZM253 224V225H252ZM24 225V226H23ZM45 225V226H44ZM82 225V226H81ZM85 225H87L86 227H85ZM142 227H141V226ZM145 225H146V227H145ZM162 225H163V227H162ZM217 225V226H216ZM230 226V228H229V226ZM6 226L8 227L7 229H6ZM13 226V227H12ZM17 226H18V229H19V226H20V230H21V232H20V230L18 231V233L20 232V235L17 233ZM21 226H23V227H21ZM28 226L30 227V229L28 228ZM74 226H75V228H74ZM136 226V227H135ZM139 226V227H138ZM155 226H156V229H155ZM204 226V227H203ZM212 226H214V228H212ZM218 227L217 229H216V227ZM233 228H232V227ZM239 226V227H238ZM245 226L247 227V228H245ZM251 226V227H250ZM254 227V230H252V228ZM2 227V228H1ZM15 227V228H14ZM31 227H33V231H35L34 233H33V231H31L32 233L30 234V231L29 230H31L32 228ZM39 227V228H38ZM80 227V228H79ZM84 228V229H82V228ZM114 227V228H113ZM134 230H132L131 228ZM136 228V230H135V228ZM151 227V228H150ZM205 227H207V228H205ZM209 227H210V229L212 228V233L211 234H209L210 232H211V230H209ZM222 227L224 228V229H222ZM249 227V228H248ZM258 227H259V229H260V227H261V231L259 232V229H258ZM14 228V230H12ZM24 228H26V229H24ZM28 228V229H27ZM35 228L37 229V232H38V234H37V232H36V230H35ZM41 228V229H40ZM78 228V229H77ZM159 228H160V230H162V232L159 230ZM168 228V229H167ZM197 228V229H196ZM227 228H228V230H230L229 232H228V230H227ZM241 229V231H240V229ZM5 229H6V232H5ZM25 230V231H23L22 232V230ZM40 231H39V230ZM44 229V230H43ZM82 229V230H81ZM101 229H103V228H101ZM107 229L109 230V231H107ZM115 231H114V230ZM148 229V230H147ZM165 229H166V231H165ZM195 229L197 230V231H199V232H197L196 231V233L194 232L195 231ZM199 229H201V230H199ZM221 229H222V231H221ZM233 229H234V231H233ZM247 229H250V230H247ZM256 229H257V231H256ZM11 230V231H10ZM79 230V231H78ZM104 230V229H103ZM102 230V231H103ZM112 230H113V232H112ZM117 230V231H116ZM146 230V231H145ZM152 230V231H151ZM168 230H170V231H168ZM175 230V229H174ZM221 232H220V231ZM227 230V231H226ZM237 230H239V232L237 231ZM243 230H245V233L246 234H242L241 235V232L243 231ZM4 231V232H3ZM9 231H10V233H9ZM43 231H45V232H43ZM56 233H55V232ZM75 231H76V234H75ZM81 231H83L84 233H85V231H86V233L85 234H87L88 233V237L89 238H87L86 236H85V234L83 233V232H81ZM88 231V232H87ZM100 231V230H99ZM129 231H130V233H129ZM137 231H139V233L137 232ZM158 231V232H157ZM215 231V232H214ZM233 233H232V232ZM247 231H250V232H248V234H249V238L251 239V238H253V239H251V241H254L253 243L254 244H258V245H255L256 247H254V245H253V243L251 242V241H249V238H247L248 237V234H247ZM13 232H15V236L16 235H18V236H22V239H24L25 241H28V243H30V245L28 244V243H26V242H24V244L26 243V246L22 243V242H20V240H21V238L19 237V239H18V236H16L17 238H13V239H15V240H13L12 239V237H14V234H12ZM25 232H26V234H25ZM43 232V233H42ZM91 232V231H90ZM136 232V233H135ZM144 232H145V234H147V235H145L144 234ZM157 232V233H156ZM160 232V233H159ZM169 232H171V233H169ZM190 232V234H193V236H192V238L193 239H195V237H196V241L194 240V243H193V240H192V238L190 239L189 237L191 236L190 234H189V236H188V233ZM194 232V233H193ZM201 232V233H200ZM202 232H204V233H202ZM213 232L215 233V235L213 234ZM225 233V235L227 236V232H228V236H227V238L224 236V233ZM236 232H237V235H236ZM244 232V231H243ZM242 232V233H243ZM253 232H256V234L254 235L253 234ZM7 233H9L8 235H10V238L11 239H9V236L7 235ZM17 233V234H16ZM81 235H80V234ZM102 233V232H101ZM108 233H110L111 234V236H109L110 234H108ZM141 233H143V235H142V237L140 236L139 237V235H141ZM229 233H230V235H229ZM239 233V234H238ZM11 234H12V236H11ZM23 234V235H22ZM34 234H36V235H34ZM40 234V235H39ZM48 236H47V235ZM74 235V236H72V235ZM90 234V235H89ZM104 234H105V236H104ZM125 234V235H124ZM134 234H136V236L134 235ZM138 234V235H137ZM194 234H196V236L194 235ZM200 234H202V235H200ZM233 234V235H232ZM29 235V236H28ZM42 235V236H41ZM50 235V236H49ZM57 235L59 236V241H64L63 243H60V245H62V247H64V248H61V246L59 245H57V244H59V241L57 240ZM107 235V236H106ZM120 235V236H119ZM154 235V236H153ZM181 235H182V237H181ZM212 235V236H211ZM234 235H236L237 236V238L239 237L241 240H242V238H243V241H242V243L243 242H245L244 244H242L240 241L239 242H237L238 240H240V239H238V240H236V236H235V242H237V244H239L240 246L242 245L243 247H240V248H242V250H240V249H237L236 247H237V245L234 243ZM238 235H240V236H238ZM246 235H247V237H246ZM252 235H254L253 237H252ZM2 236H3V238H2ZM8 236V238H6V237ZM41 236V237H40ZM85 236V237H84ZM94 236L96 237V235L94 234ZM94 236H93V239H94ZM99 236V235H98ZM126 236V237H125ZM129 236V237H128ZM139 238H138V237ZM155 236H156V238H155ZM195 236V237H194ZM199 236V237H198ZM206 236H207V240L205 239L206 238ZM224 236V237H223ZM244 236V237H243ZM24 237V238H23ZM27 237H28V239H27ZM74 237V238H73ZM85 238V239H87V240H85V241H88V242H84V239L83 240H81L82 238ZM120 238V240H119V238ZM124 237V238H123ZM136 239H135V238ZM144 237H145V241L143 242V240H144ZM148 239H147V238ZM152 238V241L150 240L151 238ZM203 239V241L201 242L199 239ZM202 237H205V238H202ZM212 239H211V238ZM256 239H255V238ZM260 237V239L262 238L263 239V241H262V239H261V241L263 242H261V243H257L258 241L260 242V239L258 240V238ZM6 238V239H5ZM30 238V239H29ZM34 238H36V239H34ZM41 238V239H40ZM43 238V239H42ZM52 239L51 241L49 240V239ZM72 238H73V240H72ZM99 237H97V239H98ZM106 238V239H107ZM116 238V239H115ZM125 238H128V239H132V241H133V239H134V241H136V242H132L133 243V246H132V243H130V244H127V243H129L130 241H128V242H126V239ZM159 238V239H160ZM177 238H178V235L176 234V236H175V234H174V238H172V240L171 241H173V239H174V241L172 242V243H175V246L177 247V246H179V245H177L176 244V242H177ZM214 238V239H213ZM224 238V239H223ZM231 240H230V239ZM244 238L246 239H248V240H244ZM16 239H17V241H18V243H16L15 241H16ZM32 239H34V240H32ZM40 239V240H39ZM48 239V241H50V243H47L48 244V246L45 244L46 242H45V240H47ZM64 239V240H63ZM79 239V240H78ZM96 239V238H95ZM157 240V241H154V240ZM176 239V240H175ZM198 239V240H197ZM205 239V240H204ZM229 239V240H228ZM3 242H2V241ZM4 240H5V242H4ZM6 240H8L7 242H6ZM14 241V243L13 242H10V243H13V249H12V251L14 250V248H15V250H17V249H21V250H19L20 252H22V255L20 256V252L17 250V251H13V253H15V255L14 254H11V255H9L10 253H12V251H10V249L11 248H9V247H7L6 246V248L8 249L7 250V252H5L6 250H3L2 251V249H5V247H4V245H7V243L9 242V241ZM67 240H68V244H67ZM71 240V241H70ZM74 240H76V243L75 244H72V241H74ZM112 240H114V241H112ZM119 240V241H118ZM122 240H123V242H122ZM125 240V241H124ZM139 240V241H138ZM141 240V241H140ZM185 240V241H184ZM192 240V241H191ZM233 240V241H232ZM256 240H258L257 242H256ZM21 241H23V240H21ZM30 241V242H29ZM34 242V243H32V242ZM36 241V242H35ZM38 241V242H37ZM44 243H43V242ZM47 241V242H48ZM58 241V242H57ZM78 241H79V243H78ZM111 241V242H110ZM150 241V242H149ZM153 241H154V244H153ZM192 243H191V242ZM197 241H198V243H200V244H198L197 243ZM228 241V242H227ZM231 241V242H230ZM247 241H249V242H251L250 244H252L253 245V247H254V250H256V251H253L252 253L255 255H252V253L250 252V254L248 253L250 250H253V248L251 247L249 250H248V248L251 246H249L248 247V245L247 244H249V243H246ZM72 244L71 245V247H70V243ZM75 242V241H74ZM73 242V243H74ZM93 242V243H92ZM108 242H109V244H108ZM139 242H141V245H140V243ZM146 242V243H145ZM148 242V243H147ZM189 242V243H188ZM195 242H196V244H195ZM203 242H205V244H203ZM220 244H219V243ZM224 242V243H223ZM256 242V243H255ZM2 243H3V246H2ZM5 243V244H4ZM10 243H8L9 244V246H11L10 245ZM20 243H22L23 245H20ZM32 243V244H31ZM57 243V244H56ZM111 243H112V245H111ZM114 243H116V244H114ZM118 243V244H117ZM120 243V244H119ZM157 245H156V244ZM160 243V244H159ZM232 244V246H230V248H228L229 246V244ZM17 244V245H16ZM46 245L45 246V248H43V249H45V250H43L42 249V247L44 246V245ZM83 244H86L85 246L83 245ZM87 244H89L88 245V249L86 248L87 247ZM95 244V245H94ZM98 244V245H97ZM113 244H114V247L115 248H113ZM124 244H126V245H124ZM137 246H136V245ZM139 244V245H138ZM152 244V245H151ZM170 244H171V242H170ZM189 244V245H188ZM208 244V245H207ZM224 244V245H223ZM228 244V245H227ZM15 245H16V247H15ZM20 245V246H19ZM35 245V246H34ZM64 245V246H63ZM74 245H76V246H74ZM93 245V246H92ZM109 245V246H108ZM122 245H124V246H122ZM143 245V246H142ZM146 245V246H145ZM155 245H156V247H155ZM174 245V244H173ZM172 244H171V246H173ZM185 245V246H184ZM187 245V246H186ZM197 245V246H196ZM203 245L205 246L206 245V247L204 248V250L202 249V247H203ZM218 245H219V247H218ZM225 245H227L226 247H225ZM260 245V246H259ZM42 246V247H41ZM50 246H51V250H54L53 248L54 247H56L57 246V248L59 249V247H60V249L59 250H56V254H55V250H54V252L53 251H51L50 250ZM67 246V247H66ZM69 246V247H68ZM78 246V247H77ZM80 246V247H79ZM86 248H84V247ZM90 246V247H89ZM97 246V247H96ZM100 248H99V247ZM104 246V245H103ZM136 246V247H135ZM145 246V247H144ZM194 246H195V248H197V247H199V249H196V250H198V252L200 253V254H198L197 255V252H195L196 250L195 249H193L194 248ZM224 246V247H223ZM244 246H246V247H248L247 248V251H245V247ZM24 247H25V249H24ZM26 247H28V249L26 248ZM32 247V248H31ZM66 247V248H65ZM75 247H77L76 249H80L79 251L78 250H75V249H73V248H75ZM83 248V250H84V252H83V250H82V252H81V249ZM96 247V248H95ZM111 247V248H110ZM126 247V248H125ZM139 247H140V250H139ZM188 247V248H187ZM193 247V248H192ZM211 249H210V248ZM233 247V248H232ZM239 247V246H238ZM259 249H258V248ZM262 247V248H261ZM17 248V249H16ZM57 248H55V249H57ZM67 248H70L69 249V251H67ZM91 248V249H90ZM114 250H113V249ZM117 248V249H116ZM119 248V249H118ZM123 248V249H122ZM136 248V249H135ZM185 248V249H184ZM190 248H192V249H190ZM212 248H214V249H212ZM225 248L227 249L226 251H227V253L229 252V254L227 255V256H229V257H226V254L227 253H225V256H223L224 255V252H223V250L225 251ZM42 249V250H41ZM94 249H99V253H98V250H97V254H95V256H93V254L95 253L94 251H96V250H94ZM112 249V250H111ZM122 249V250H121ZM128 249V250H127ZM223 249V250H222ZM228 249H230L231 251H229ZM235 249V250H234ZM244 249V250H243ZM34 250V251H33ZM46 250H49V252L51 253V256H50V254H49V252L48 253H46L47 251ZM73 250H75L74 252H75V254H74V256L76 257H74L73 256ZM87 250H90V252L88 251L87 252ZM91 250H92V253H91ZM101 250V251H100ZM106 250V251H105ZM112 252H111V251ZM117 250H119V251H117ZM121 250V251H120ZM124 250V251H123ZM134 250V251H133ZM137 250V251H136ZM144 250H145V255H140V254H143V252H144ZM146 250H147V252H146ZM148 250H152V252L151 251H148ZM186 250V251H185ZM192 250H195V251H193L192 252ZM201 250H203V251H201ZM205 250L207 251V252H205ZM234 250V251H233ZM1 251H2V253H1ZM27 251L28 253H25V252ZM35 251H36V253H35ZM45 251V252H44ZM78 251V254L80 253L81 255H83L84 254V256L86 255V258H84V256L83 257H81V256H79V255H76V252ZM125 251H127V252H125ZM128 251H130V252H128ZM131 251H132V253H131ZM136 251V253H134ZM156 251V252H155ZM179 251V252H178ZM214 251V252H213ZM242 252V251H244L243 253H245L243 256H245V257H247V256H250V257H247L246 259H245V257H242L241 255H242V253H241V255H240V252ZM260 253H259V252ZM23 252H24V254H23ZM62 252H60V253H62ZM63 252V253H64ZM94 252V253H93ZM109 252H110V255H109ZM123 252V253H122ZM138 252H141L140 254L138 253ZM154 252V253H153ZM186 252V253H185ZM210 252H212V253H210ZM246 252H247V254H249V255H247L246 254ZM255 252V253H254ZM258 252V253H257ZM8 253V254H7ZM33 253V254H32ZM58 253V254H57ZM70 253V254H69ZM87 253H91V255L90 254H88V256H87ZM106 253H107V255H106ZM131 253V254H130ZM183 253V254H182ZM203 253V254H202ZM210 253V254H209ZM219 253V254H218ZM221 253V254H220ZM223 253V254H222ZM234 253H236V254H234ZM16 254L18 255L19 254V256L20 257H17V262L15 261L16 260ZM30 254H31V256H30ZM38 254V255H37ZM42 254V255H41ZM46 254H48L49 255V258H48V255L46 256ZM55 254V255H54ZM120 254H122V255H120ZM128 254V255H127ZM136 254V255H135ZM148 254V255H147ZM151 255V257H150V255ZM174 254V255H173ZM179 254V255H178ZM190 254L192 255V256H190ZM205 254V255H204ZM23 255H24V258H22L23 257ZM29 255V256H28ZM36 255V256H35ZM90 255V256H89ZM112 255V256H111ZM129 255H132V256H130L129 257ZM133 255H135L134 257H133ZM152 255H154L153 257H152ZM156 255V256H155ZM166 255H165V257H166ZM176 255H178V256H176ZM220 255H222L224 258H219V257H221ZM247 255V256H246ZM5 256V257H4ZM56 256V257H55ZM77 256H79L78 258H82V260L81 259H78L77 258ZM91 256H93L94 258H91ZM127 256V257H126ZM141 256H142V258H141ZM148 256V257H147ZM159 256H161V255H159ZM178 257V258H174V257ZM190 256V257H189ZM194 256V257H193ZM198 257V259H200L199 261H198V259H197V257ZM200 256V257H199ZM204 256H206V257H204ZM208 256V257H207ZM241 256V257H240ZM260 257V259H258L259 257ZM261 256L263 257V258H261ZM1 257V256H0ZM12 257V258H11ZM26 257V258H25ZM27 257L29 258L28 259V261H27ZM38 258V260H40V263H39V261L37 260V258ZM45 257H47V261H46V258ZM71 257V258H70ZM72 257H74V258H72ZM90 259H89V258ZM118 257V258H117ZM124 257H126V258H124ZM129 257V258H128ZM133 257V258H132ZM139 257V261H140V258H141V262L142 263H140L139 261L137 262V258ZM149 258L148 260H147V258ZM185 257V258H184ZM203 257V258H202ZM217 257V258H216ZM234 258L233 257V259H235V260H237L238 258ZM256 257H257V259H256ZM19 258V259H18ZM30 258H32V260L30 259ZM40 258H42V260L40 259ZM45 260H44V259ZM56 258H58V259H56ZM65 258H68L67 259V261H65L66 259ZM100 258V259H101ZM113 258H114V260H113ZM124 258V259H123ZM131 258H132V260L134 259V262L131 260ZM145 259V261H142V259ZM163 258H161V260L163 259ZM193 258H195V260L193 259ZM203 260H202V259ZM206 258H208V260L206 259ZM243 258V259H242ZM1 259V258H0ZM4 259H2L3 261H4V263H2L3 261H1L0 260V264L2 263V264H5L6 263V261L4 260ZM72 259V260H71ZM87 259V260H86ZM89 259V260H88ZM91 259H92V261H91ZM93 259H94V261H93ZM98 259V258H97ZM106 259V260H105ZM115 259H116V261H118V262H116L115 261ZM129 259V260H128ZM159 259V261H157ZM192 259V260H191ZM196 259H197V261H196ZM215 261H214V260ZM19 260V261H18ZM30 260H31V262H30ZM44 260V261H43ZM56 260V261H55ZM71 260V261H70ZM126 260H128V261H126ZM136 260V261H135ZM156 260V261H155ZM172 260H174V263L172 262ZM176 260V261H175ZM183 260V261H182ZM194 260V261H193ZM224 260H221L222 262L224 261ZM258 260V261H257ZM25 261V262H24ZM36 261V262H35ZM70 261V262H69ZM80 261H82V262H84V263H82V262H79ZM86 261V262H85ZM88 261H89V263H88ZM98 261H95V263L94 264H96V262H98ZM102 261V262H101ZM121 261V262H120ZM147 261V262H146ZM185 261V262H184ZM226 261V260H225ZM14 262V263H13ZM16 262V263H15ZM27 262H29V263H27ZM44 262V263H43ZM67 262V263H66ZM136 262V263H135ZM155 262H158V263H155ZM168 262V263H167ZM182 262V263H181ZM240 262V263H239ZM59 264H61L60 262H58ZM57 262H56V264H58ZM162 263V264H163ZM227 263V264H228ZM224 264H226V262L224 263Z\"/></svg>","mask_w":264,"mask_h":264},{"label":"bare ground","instance_id":"2","mask_svg":"<svg viewBox=\"0 0 264 264\" xmlns=\"http://www.w3.org/2000/svg\"><path fill=\"white\" fill-rule=\"evenodd\" d=\"M24 0H0V166L3 164V162H4V160H5V158H6V156L8 155V153H10V152H8V151H10V150H14V153H18L19 152V154L21 155V152L22 151H24L25 150V148L28 146V147H30L32 144H31V141L30 140H25L24 138V136H27L26 134L28 133V132H30V128L34 125V127L37 125V123H39V122H41V121H45V119L46 118H48V117H45L44 118V116H43V113L46 111L45 109H47L46 107H44V106H46V105H48V104H50V101L56 96V94H60L61 92V96H62V98L64 99V101H65V103L67 102V103H70L71 105L73 104V103H71L72 102V99L73 98H75V96H78L79 94H81L82 92H84V90H86V89H88L89 87H91V86H94L92 83H93V81H95L96 79H99V78H102V77H100L101 76V74L102 73H109V74H111L112 73V71H113V69H115L114 68V64H112V63H114L113 62V59L115 60L116 58H118V56H120V57H124V56H126V55H128L127 57H130L131 56V54H132V52H133V55L135 54V52L137 51V47H139V46H136L137 44H135V43H137V41L136 42H134V36L133 35H135V32H137V35H138V31H139V29H140V26L142 25V27L141 28H143L144 26H147L148 27V25L146 24V25H144L143 26V24L144 23H148V21L151 19H155V17L153 16V13H152V8H154L153 6H151V3H152V1L151 0H72L71 2H70V4H69V8H67V9H65L66 7H64V9H62V11L60 10V11H58V10H55L52 6H48L47 8H45V9H43V10H41L40 11V13L37 15V18H36V20L33 22L34 24L32 25V29H31V33L25 38V39H16V35L14 34V31H13V24H14V14H16V12H15V9H14V7H15V5H17L19 2H23ZM26 1V0H25ZM27 1H30V0H27ZM59 1V0H58ZM61 1V0H60ZM59 1V2H60ZM172 1L173 0H156V2L153 4L154 6H156L155 4H157L158 3V7H156L157 8V11H158V14H160V12H161V14L160 15H162L163 14V12H165L167 9H169L170 10V8H172L173 7V5H174V3L175 4H178V2L176 3V1L174 2V3H172ZM184 1V0H183ZM189 1V0H188ZM188 1L186 2V5H188L189 4V6H186V7H189V10H190V6H191V2L192 1H194V0H191L189 3H188ZM216 0H214V2H215ZM232 1V0H231ZM230 1V2H231ZM237 1V0H236ZM236 1H233V2H235V4H240L239 3V1H237L238 3H236ZM241 1V0H240ZM250 1H252V0H250ZM254 1V0H253ZM252 1V2H253ZM256 1V0H255ZM254 1V2H255ZM263 1V0H262ZM210 2V1H209ZM248 2H249V0H248ZM247 2V3H248ZM252 2H249V3H251L252 4ZM253 2V3H254ZM199 3H201V2H199ZM204 3V2H203ZM242 3V2H241ZM248 3V5H246V7H248L249 5H251V4H249ZM257 3V1L255 2V4ZM260 3V2H259ZM173 4V5H172ZM181 4H183V2L181 3ZM195 4H197L196 3V1H195ZM195 4H194V6H192L193 8L195 7ZM206 5H207V3H205ZM209 4V3H208ZM219 4V3H218ZM231 4H232V2H231ZM231 4L229 5L230 6V8H232V6H231ZM234 4V3H233ZM235 4H234V7L235 8H233V10L235 9V10H237L238 11V9H237V5L235 6ZM193 5V4H192ZM199 5V4H198ZM203 5V4H202ZM228 5V4H227ZM241 5H244V2H243V4H241ZM240 5V6H241ZM259 5V4H258ZM177 6V5H176ZM176 6H174V8H172L171 10H175L176 12H177V14H178V17H179V14H180V10L178 9V7H176ZM183 6H184V4H183ZM200 6V5H199ZM198 6V7H199ZM214 6V5H213ZM221 6H222V4H221ZM226 6V4L224 5V7ZM228 6V7H229ZM252 6V5H251ZM251 6H249V7H251ZM261 6H264V5H261ZM152 7V8H151ZM180 7V6H179ZM182 7V6H181ZM197 7V8H198ZM210 7V6H209ZM208 7V8H209ZM223 7V6H222ZM242 7V6H241ZM244 7V6H243ZM248 7V8H249ZM253 7V6H252ZM16 8V7H15ZM57 8V7H56ZM156 8H155V14H157L156 13ZM178 9V11L176 10V9ZM211 8V7H210ZM219 8V7H218ZM247 8V10H249ZM255 8H258V7H256L255 6ZM261 9H262V7H260ZM259 8V9H260ZM264 8V7H263ZM160 9V10H159ZM186 9V8H185ZM195 9V8H194ZM202 9H204V8H202ZM18 10V9H17ZM154 10V9H153ZM163 10H165V11H163ZM168 10V11H169ZM193 10V9H192ZM191 10V11H192ZM198 10V9H197ZM196 10V11H197ZM216 10V9H215ZM225 10V9H224ZM231 10V9H230ZM226 10V11H228V12H231V11H233V10ZM234 10V11H235ZM242 10L244 11L245 10V8H242ZM255 10V9H254ZM148 11H150L151 13H152V15L147 19L148 21H146V18L144 19L143 17L144 16H146L147 17V15H150L149 13H147L146 15H145V13L146 12H148ZM181 11H183V10H181ZM184 11H186V10H184ZM187 11H188V8H187ZM195 11V10H194ZM195 11V12H196ZM222 11V10H221ZM220 11V12H221ZM233 11V12H234ZM242 11V12H243ZM258 11V10H257ZM174 12V11H173ZM179 12V13H178ZM213 12V11H212ZM215 12H217V11H215ZM219 12V10H218V15H221V13ZM242 12L240 13V14H242ZM245 12V11H244ZM248 12V11H247ZM252 12H255V11H252ZM264 12V11H263ZM262 12V13H263ZM169 13V12H168ZM206 13V12H205ZM210 13V12H209ZM223 13H224V11H223ZM226 13V12H225ZM236 13V12H235ZM238 13V12H237ZM249 13V12H248ZM255 13H257V12H255ZM260 13V12H259ZM154 14V15H155ZM176 14V15H177ZM188 15H190L189 13H187ZM191 14H193V13H191ZM212 14V13H211ZM229 14V13H228ZM231 14V13H230ZM247 14V13H246ZM254 14V13H253ZM168 15V14H167ZM169 15H171L170 13H169ZM168 15V16H169ZM175 15V14H174ZM181 15V14H180ZM206 15V14H205ZM215 15V14H214ZM223 15V14H222ZM225 15H227V14H225ZM238 15V14H237ZM256 15H259V14H256ZM152 16H153V18H152ZM156 16V15H155ZM166 16V13H165V15L163 16V17H165ZM183 16V15H182ZM224 16V15H223ZM222 16V17H223ZM234 16V15H233ZM243 16V15H242ZM248 16H251V15H248ZM260 16V15H259ZM262 16L264 17V15L262 14ZM159 17V16H158ZM163 17H161L160 16V20L163 18ZM167 17V16H166ZM170 17V16H169ZM221 17V16H220ZM221 17V18H222ZM228 17H231V15L230 16H228ZM235 17H237L236 15H235ZM239 17V16H238ZM252 17V16H251ZM250 17V18H251ZM254 17V16H253ZM252 17V18H253ZM257 17V16H256ZM168 18V17H167ZM171 18V17H170ZM183 18H184V16H183ZM186 18V17H185ZM209 18H213V17H209ZM214 18H215V16H214ZM213 18V19H214ZM220 18V19H221ZM241 18V17H240ZM243 18H249V17H243ZM242 18V19H243ZM156 19H157V16H156ZM166 18H164L162 21L164 22V20H165ZM169 19V18H168ZM177 19V18H176ZM180 19V18H179ZM182 19V18H181ZM216 19H218L217 17H216ZM219 19V20H220ZM233 20H234V18H232ZM232 19H230V20H232ZM236 19V18H235ZM254 19H256V18H254ZM264 19V18H263ZM150 20V21H151ZM152 20V21H153ZM171 20H172V18H171ZM171 20H169V22H171ZM173 20H174V16H173ZM178 20V19H177ZM207 20H209V19H207ZM206 20V21H207ZM211 21H213L212 19H210ZM238 20V19H237ZM146 21V22H145ZM159 21V20H158ZM167 21V20H166ZM165 21V22H166ZM179 21V20H178ZM216 22H218V20H215ZM221 21V20H220ZM219 21V22H220ZM226 22L228 21V19L227 20H225ZM224 21V22H225ZM246 21H252V19L250 20V19H247ZM264 21V20H263ZM155 22V21H154ZM161 22V21H160ZM181 22H183V21H181ZM203 22V21H202ZM201 22V23H202ZM215 22V23H216ZM225 22V24H227ZM228 22H230V21H228ZM233 22V21H232ZM231 22V23H232ZM236 22V21H235ZM241 22V21H240ZM243 23H244V20L242 21ZM256 22V21H255ZM257 22H259V21H257ZM204 24H205V22H203ZM213 23V25L212 26H215L214 25V22H212ZM211 23V24H212ZM222 23V22H221ZM234 23V22H233ZM152 24H155V23H152ZM156 24H157V22H156ZM164 24V23H163ZM162 24V25H163ZM167 24V23H166ZM174 24V23H173ZM172 24V25H173ZM176 24V23H175ZM182 24V23H181ZM204 24H201V25H203L204 26ZM237 24V23H236ZM151 27L153 26V25H151V23L149 24ZM160 25V27H161V23L159 24ZM159 25H157V27L159 26ZM169 25V24H168ZM171 25V26H172ZM206 25H207V23H206ZM205 25V26H206ZM222 25H224V23L222 24ZM249 25V26H248ZM248 25H244V26H248V27H250L251 26V23H249ZM254 25V24H253ZM156 26V25H155ZM174 26H176V25H174ZM173 26V27H174ZM204 26V27H205ZM211 26V25H210ZM221 26V25H220ZM220 26L218 27L217 26V28H220ZM231 26V25H230ZM234 26H236V25H234ZM239 26H241V25H239ZM242 26H243V24H242ZM255 26V25H254ZM147 27H145V28H147ZM157 28L158 29V31H159V29H161V28ZM163 28H164V25L162 26ZM167 27H169V26H167ZM173 27H171L170 29H172L173 31H174V28ZM179 27H180V25H179ZM201 27V26H200ZM200 27L198 28V29H200ZM228 27V26H227ZM152 28H155V27H152ZM151 28V29H152ZM208 28V27H207ZM210 28V27H209ZM215 28V27H214ZM225 28V27H224ZM233 28V27H232ZM231 28V29H232ZM234 28H236V27H234ZM242 28V27H241ZM245 28V27H244ZM151 29L148 31V32H150L151 31ZM197 29V30H198ZM203 29V28H202ZM201 29V30H202ZM253 29V28H252ZM257 29V28H256ZM259 29V28H258ZM161 30H163V29H161ZM164 30H166V29H164ZM169 30V29H168ZM168 30H167V33H168ZM172 30H171V32H172ZM176 30V29H175ZM204 30L206 31V29L204 28ZM212 30H213V27H212ZM216 30V29H215ZM214 30V31H215ZM228 30H230V28L228 29ZM240 30V29H239ZM246 30H247V28H246ZM260 30V29H259ZM141 31H142V29H141ZM141 31H139L140 33H141ZM144 31V30H143ZM142 31V32H143ZM147 30H145L144 32H146ZM195 31V30H194ZM205 31H203V33L205 32ZM218 31V30H217ZM237 31H238V29H237ZM248 31H250V28L247 30V32ZM256 31V30H255ZM154 32V31H153ZM152 32V34H154ZM155 32H157V30L155 31ZM160 32H162V31H160ZM164 32H166V31H164ZM200 32V31H199ZM208 32V31H207ZM207 32H206V34H207ZM211 32V31H210ZM226 32V31H225ZM225 32H223L222 33V35L225 33ZM244 32H245V30H244ZM253 32V31H252ZM261 32H263V31H261ZM19 33V32H18ZM167 33H165V34H167ZM170 33V32H169ZM214 33V32H213ZM217 33H219V32H217ZM230 33L232 34L233 32L231 31V32H229V34H228V37H230L229 35H230ZM235 33V32H234ZM237 33V32H236ZM239 33H241L240 31H239ZM259 33V32H258ZM125 34H127L128 36L126 37V35ZM147 34V33H146ZM151 34V32L149 33V35ZM164 34V33H163ZM194 34V33H193ZM193 34H192V36H193ZM211 34V33H210ZM215 34V33H214ZM213 34V35H214ZM227 34V33H226ZM257 34V33H256ZM255 34V35H256ZM124 35H125V37L126 38H124ZM136 35V36H137ZM141 34H139V36H140ZM145 34L143 33V37L146 39L147 38V36H144ZM157 37H160L161 38V36H160V34H158V32H157ZM172 35H174V34H172ZM199 35V34H198ZM202 35V34H201ZM209 35V34H208ZM247 35V34H246ZM257 35H259V34H257ZM167 36V35H166ZM196 36H197V34H196ZM196 36H195V38H196ZM215 37H216V35H214ZM226 36V35H225ZM233 36L234 37H236L234 34H233ZM233 36H231L232 38L231 39H234V41L236 40L235 38H233ZM239 36V35H238ZM21 37V36H20ZM150 37V36H149ZM149 37H148V39L147 40H149ZM154 37H155V35H154ZM154 37H152L153 38V40L154 39H156V37L154 38ZM165 37V36H164ZM198 37V36H197ZM203 37V36H202ZM218 37V36H217ZM221 37V36H220ZM228 37H225L226 38V40H227V38ZM254 37H256V36H254ZM253 37V38H254ZM163 38V37H162ZM188 38V37H187ZM194 38V37H193ZM192 38V39H193ZM194 38V39H195ZM205 38H206V36H205ZM212 38V37H211ZM224 38V37H223ZM257 38H259V37H257ZM256 38V39H257ZM151 39V38H150ZM169 39H170V36H169ZM191 39V40H192ZM197 39V38H196ZM195 39V40H196ZM230 39V40H231ZM238 39V38H237ZM244 39V38H243ZM249 39V38H248ZM255 39V40H256ZM142 40V39H141ZM173 40V39H172ZM187 40H190L189 38L188 39H186V41ZM190 40V43L191 42H193V41H191ZM203 40V38L201 39V41ZM215 40V41H214ZM220 40V39H219ZM225 40V39H224ZM229 39H228V41L229 42H227L228 44H230V45H232L231 44V41H230ZM242 40V39H241ZM159 41V40H158ZM167 40H165V41H163L164 43H167L166 42ZM170 42H171V40H169ZM201 41H200V39H199V44H201ZM213 41L214 42H216V39H213ZM239 41V40H238ZM260 41H262V40H260ZM264 41V40H263ZM175 41H173V43H174ZM195 43L197 42V40L196 41H194ZM205 42V43H204ZM206 42H208V39H206V41H203L202 43H204V44H207V45H213L214 46V48H212V49H215L216 47V49H218V50H216L215 49V51H213V50H211V47H210V50H208L210 53L209 54H211V53H213V52H216L217 51V53H215V56H217V58L220 56V52H219V48H220V51H221V54L223 55V53L225 52L224 50L226 49V48H221L222 46H224V45H228V44H222V39H221V41H220V43L222 44V46L221 45H219V47L217 46V44L216 43H214V44H216V47H215V45L214 44H211L210 42L211 41H209L208 43H206ZM225 42V41H224ZM240 42V41H239ZM256 42H257V40H256ZM139 43V42H138ZM142 44H143V40H142V42H141ZM149 43V42H148ZM150 43H151V41H150ZM156 43V42H155ZM158 43V42H157ZM161 43V42H160ZM172 43V42H171ZM171 43H169L168 42V44H171ZM184 43V42H183ZM226 43V42H225ZM246 43H247V41H246ZM250 43H251V41H250ZM162 44V43H161ZM181 44V43H180ZM186 44L188 45L189 44V41H187L186 42ZM249 44V43H248ZM150 45V44H149ZM159 45V44H158ZM182 45H184V44H182ZM182 45L180 46V47H182ZM190 45V44H189ZM188 45V47H189V49L192 47H190ZM193 45H194V43H193ZM198 45V44H197ZM206 45V46H207ZM244 45V44H243ZM246 46H247V44H245ZM257 45V44H256ZM263 45V44H262ZM136 46V47H135ZM152 46V45H151ZM156 46V45H155ZM155 46H152V48L153 47H155ZM163 46H165V45H163ZM199 46V45H198ZM206 46H204L205 47V49L204 48H202V50L200 51V47L199 48H195V50L193 49H191L192 51H196V49H199V51L200 52H206L207 50H206V48H209L208 46L206 47ZM221 46V47H220ZM140 47H141V45H140ZM146 47V46H145ZM149 47V46H148ZM157 47V46H156ZM162 47V46H161ZM158 48V50L160 49H162V48ZM173 47V46H172ZM180 47L179 48H177V50L175 49L174 50V52L173 53H170V55H167V56H170V57H168L169 58V62L168 63H166V61H168V60H166V58H167V56H165L164 57V60H163V58H161L160 56V58L161 59H157L156 61H159V62H161L160 64L162 65H164V63H165V65H164V68L162 69V67H161V72L162 71H164L165 73H162L161 74V72L159 73V70H157L158 71V73L156 72V76H158L157 78H159V76H161L162 78H164V80H165V74L168 76V75H171V73H172V75H173V79H175L176 80V77L177 76H175V75H178L179 76V74H180V71H182V70H177L178 68H179V66H181V68L180 69H183V65H184V61H186V63H187V61H188V63H187V65L185 64V69H184V71L185 72H187L188 71V68H186L187 66H188V64L189 63H192L194 60H196L197 59V62H199L198 60L199 59H201V57L200 58H196L195 59V55H191V54H197V51L196 52H192L191 53V50L189 51V52H187V50H188V47H187V49L186 48H184V50L186 51L185 52V56L184 57H187L186 56V54L188 53L189 54V58L191 57V56H194V58H193V61L192 62H190L188 59L186 60H184L183 58L181 59V57H183V55H184V51H183V48L181 49L182 51H183V55L181 56V54H178L179 56H180V58L178 59V57L179 56H177L176 54L178 53V51L179 52H181L182 53V51H180ZM184 47V46H183ZM195 47H197V46H195ZM201 47H203V45L201 46ZM225 47V46H224ZM229 47V46H228ZM227 47V48H228ZM234 47H236V46H234ZM237 47H238V44H237ZM243 47H245V46H243ZM248 47V46H247ZM246 47V48H247ZM256 47H258V46H256ZM256 47H255V49H256ZM171 48V47H170ZM194 48V47H193ZM251 48V47H250ZM254 48V47H253ZM253 48H251V49H253ZM260 48V47H259ZM136 49V51L134 52V50ZM144 49V48H143ZM143 49H141V51L143 50ZM154 49V48H153ZM167 49V48H166ZM173 49V48H172ZM179 49V50H178ZM204 49V50H203ZM222 49V50H221ZM224 49V50H223ZM229 49H230V51H231V49L232 48H230L229 47ZM236 49V48H235ZM248 49V48H247ZM146 50H147V48H146ZM148 50H150V49H148ZM157 50V49H156ZM228 50V49H227ZM239 50H240V48H239ZM254 50V49H253ZM262 50V49H261ZM153 51V50H152ZM165 51V50H164ZM173 51V50H172ZM177 53H176V52ZM198 51V52H199ZM233 52H234V50H232ZM236 51V50H235ZM248 51H250V50H248ZM255 51V50H254ZM257 51V50H256ZM138 52V51H137ZM144 52V51H143ZM155 52V51H154ZM161 52V51H160ZM159 52V53H160ZM199 52V53H200ZM202 52V53H203ZM227 52V51H226ZM232 52V53H233ZM237 52V51H236ZM244 52V51H243ZM251 52H252V55L253 54H255V52H253L252 50H251ZM131 53V54H130ZM141 52H139L138 54H140ZM148 53V52H147ZM151 53V52H150ZM165 53H168V50H166V52H164V54L163 55H165ZM176 53V54H175ZM191 53V54H190ZM203 53V54H204ZM229 54H231L230 52H228ZM238 53V52H237ZM240 53V52H239ZM242 53V52H241ZM246 53V52H245ZM250 53V52H249ZM248 53V54H249ZM264 53V52H263ZM129 54H130V56H129ZM137 54V55H138ZM153 54V53H152ZM156 54V53H155ZM173 55V58H172V55ZM177 56V59H176V56ZM187 54V55H188ZM207 54H208V52H207ZM217 54V55H216ZM218 54H219V56H218ZM259 54V53H258ZM132 55V56H133ZM137 55H135L136 56V58H139V57H137ZM158 55V54H157ZM199 55V54H198ZM227 55V54H226ZM234 55H235V53H234ZM237 55V54H236ZM242 55V54H241ZM139 56V55H138ZM143 56V55H142ZM142 56H141V58L139 59V60H141L142 59ZM145 56V55H144ZM152 56H154V55H152ZM175 56V57H174ZM204 56V58L206 57L205 56V54L203 55ZM202 56V57H203ZM208 56V55H207ZM212 56V55H211ZM213 56H214V54H213ZM244 56V55H243ZM250 56H251V54H250ZM134 57V56H133ZM132 57V58H133ZM146 57V56H145ZM150 57V56H149ZM155 57V56H154ZM158 57V58H159ZM223 57H225V54H224V56H222V57H220L218 60H220L221 58H223ZM228 57V56H227ZM232 58H233V60H235L234 58H236V57H233V56H231ZM230 57V58H231ZM254 57H255V55L252 57L253 59H254ZM257 57V56H256ZM255 57V58H256ZM131 58V57H130ZM130 58H128V61L130 60ZM135 58V59H136ZM147 59H148V57H146ZM152 58V57H151ZM170 58H172V59H170ZM175 58V59H174ZM209 58H210V56H209ZM216 58V57H215ZM215 58L214 57H212L211 59H212V61H211V63L213 62L214 64H216V63H218V61L217 60H215ZM229 58V59H230ZM248 58H250V57H248ZM258 58V57H257ZM256 58V60L258 61V59ZM261 58V57H260ZM120 59V58H119ZM127 59V58H126ZM144 59V58H143ZM153 59V58H152ZM181 59V60H180ZM192 59V58H191ZM207 59V58H206ZM206 59H205V61L203 60V58L201 59V60H203V63L204 62H206V63H208V61H206ZM214 59V60H213ZM239 59V61H241L240 60V58H238ZM252 59V60H253ZM121 60V59H120ZM124 60V59H123ZM134 60V59H133ZM151 60V59H150ZM150 60L148 59V61L150 62ZM161 60H163V61H165L164 63L161 61ZM171 60H174V61H171ZM182 60H184L183 61V63H181V61ZM209 60V62H210V59H208ZM222 60V59H221ZM221 60H220V63H221ZM230 60H232V59H230ZM233 60H232V62H233ZM237 60V59H236ZM235 60V61H236ZM245 60V59H244ZM246 60L247 61H245L246 63L245 64H247V66H248V64L249 63H251L252 62V60H250L251 62H249V59H247L246 58ZM261 60V59H260ZM136 61H138V59H136ZM142 61V60H141ZM176 61V62H175ZM177 61H178V63H177ZM217 61V62H216ZM234 61V62H235ZM238 61V62H239ZM264 61V60H263ZM262 61V63H264ZM115 62H116V60H115ZM125 62H127V61H125ZM124 61H123V63H125ZM173 62V63H172ZM200 62H202V61H200ZM233 62V63H234ZM237 62V64H239ZM242 62H243V60H242ZM247 62H249V63H247ZM259 62H261V61H259ZM118 63V62H117ZM120 63V62H119ZM132 63V62H131ZM130 63V64H131ZM158 63V62H157ZM157 63L155 64L156 65V67L157 66H159V64L157 65ZM172 63V64H171ZM182 64V65H180V64ZM193 63H195V62H193ZM206 63H204L205 65H206ZM211 64V65H214V64ZM227 63V62H226ZM231 63V62H230ZM233 63H232V65H233ZM262 63H260V64H262ZM116 64V63H115ZM121 64V63H120ZM127 64V63H126ZM125 64V65H126ZM141 64V63H140ZM142 64H143V62H142ZM145 64V63H144ZM147 64V63H146ZM179 65L178 67H177V69H175V70H173V68L175 67V66H173V65ZM210 64V63H209ZM208 64V65H209ZM229 64V63H228ZM245 64H244V67H245ZM252 64H257V62H255V63H253L252 62ZM249 65L250 67L251 66H253V65ZM259 64V63H258ZM148 65V64H147ZM176 65V66H177ZM192 65H194L195 66V64H192ZM192 65H190L189 64V66H192ZM197 65V64H196ZM203 65V64H202ZM211 65H209V66H211ZM217 65V64H216ZM222 65V64H221ZM225 65H227V64H225ZM232 65H230L229 67H231V68H233L232 67ZM234 65L236 66V64L234 63ZM233 65V66H234ZM240 65H241V62H240V64H239V67H237V68H240ZM243 65V64H242ZM118 66V65H117ZM122 66H124V64H122ZM121 65H120V68L122 67ZM129 66V65H128ZM140 66V65H139ZM188 66V67H189ZM247 66H246V68H247ZM257 66V65H256ZM126 67H127V65H126ZM143 67V66H142ZM145 67V66H144ZM147 67V66H146ZM153 67H154V64H153ZM160 67V66H159ZM159 67H157V68H159ZM208 67V66H207ZM218 67V66H217ZM216 67V68H217ZM260 67V66H259ZM128 68V67H127ZM136 68V67H135ZM152 68V67H151ZM176 68V67H175ZM195 68V67H194ZM198 68V70H199V67H197ZM216 68H215V70H216ZM225 67H223V69H224ZM230 68V69H231ZM237 68H235L236 70H237ZM245 68V69H246ZM118 69V68H117ZM123 69V68H122ZM121 69V70H122ZM126 69V68H125ZM133 69V68H132ZM139 69V68H138ZM155 69V68H154ZM187 69V70H186ZM189 69H190V67H189ZM202 69V68H201ZM203 69H207V68H204L203 67ZM209 69H210V67H209ZM220 69H222V67L220 68ZM222 69V70H223ZM241 69V68H240ZM253 69H254V66H253ZM253 69H251V70H253ZM259 69V68H258ZM120 70V69H119ZM140 70V69H139ZM153 70V69H152ZM152 70H151V72H152ZM191 70H196V69H192V67H191ZM219 70V69H218ZM228 70H229V68H228ZM239 70V69H238ZM238 70L237 71H235V74H237L238 73ZM241 70H243V69H241ZM127 71V70H126ZM133 71V70H132ZM137 71V70H136ZM153 71H156V70H153ZM170 71V72H169ZM178 71V72H177ZM190 71V70H189ZM200 71V70H199ZM198 71V72H199ZM208 72H207V74L206 75H208V77H209V74L208 73H210L209 71L210 70H207ZM221 71V70H220ZM219 71V72H220ZM244 71H246V70H244ZM243 71V72H244ZM118 72V71H117ZM141 72H142V70H141ZM143 72H144V70H143ZM142 72V73H143ZM176 72V74H173V73H175ZM192 72V71H191ZM193 72H195V71H193ZM202 72V71H201ZM200 72V73H201ZM206 71L204 70V72L203 73H205ZM222 72H224V71H222ZM221 72V73H222ZM229 73H231V71L229 70L228 71ZM237 72V73H236ZM242 72V71H241ZM241 72L239 73V75L241 74ZM242 72V73H243ZM246 72H248V70L246 71ZM246 72H244V73H246ZM255 72H256V70H255ZM106 73V74H107ZM120 73V72H119ZM128 73V72H127ZM141 73V74H142ZM168 73H170V74H168ZM182 73H183V71H182ZM182 73H181V75H182ZM200 73H198V74H200ZM216 73H217V71H216ZM225 73H227V70L225 71ZM249 73H252V72H249ZM249 73H246V75H248ZM254 73V72H253ZM114 74V73H113ZM113 74L111 75V76H113ZM135 74V73H134ZM136 74H137V72H136ZM140 74V75H141ZM158 74V75H157ZM161 74V75H160ZM164 74V75H163ZM190 74V73H189ZM197 74V75H198ZM212 74H213V72H212ZM219 74V73H218ZM232 74V73H231ZM234 73H233V75L232 76H234L235 75ZM104 75V74H103ZM115 75H116V73H115ZM114 75V76H115ZM126 75V74H125ZM129 75V74H128ZM140 75L138 76L139 77V79H140ZM144 75H145V77H147L146 75H148V73H144ZM152 75V82L154 83L155 81H157L158 79L155 77V75L154 74H151ZM150 75V76H151ZM171 75V76H172ZM180 75V76H181ZM183 75H184V73H183ZM182 75V76H183ZM192 75V74H191ZM194 75H196V74H194ZM204 74H200V75H198V79H200L201 77L200 76H203ZM223 75L225 76V74L223 73ZM227 75H228V73L226 74V76L225 77H227ZM246 75H243L242 74V77H244V76H246ZM108 76V75H107ZM132 76V75H131ZM149 76V75H148ZM185 76V75H184ZM189 76V75H188ZM217 76V75H216ZM223 76V77H224ZM230 75H228V80L230 79L231 80V78H232V76H231V78L229 77ZM238 75H236V77H237ZM128 77V76H127ZM142 77H143V74H142ZM142 77H141V79H142ZM144 77V78H145ZM170 77V76H169ZM169 77H168V79H169ZM175 77V78H174ZM200 77V78H199ZM204 77V76H203ZM210 77H212V76H210ZM210 77L208 78V80L207 81H209L210 80ZM215 77V76H214ZM220 77H222L221 76V74H220ZM224 77V78H225ZM113 78V77H112ZM124 78H126V77H124ZM137 77H134V80L136 79ZM148 78V77H147ZM150 78V77H149ZM153 78H156V79H153ZM161 78V79H162ZM172 77H170V80H167V77H166V80L165 81H168V82H166V84L168 85V87L167 88H169V90H172V89H174V87L176 88L177 86H174L173 85V82L175 81H173L172 79H171ZM179 78V77H178ZM183 78V77H182ZM186 78L188 79L189 77H187V75H186ZM190 78L191 79H193V78H195V77H191L190 76ZM205 78V77H204ZM224 78H223V81H222V78H221V81H222V83H220V84H222L223 85V83H224ZM238 78H241L240 76H238ZM104 79H105V77H104ZM114 79V78H113ZM130 79V78H129ZM131 79H132V77H131ZM130 79V81H133V79L131 80ZM139 79L137 80V81H139ZM140 79V81H142V82H144V79H142L141 80ZM161 79H159V80H161ZM184 79V78H183ZM202 80H200V82L199 83H201V84H203L204 83V85H206L208 82L206 81V78L204 79V81H203V78H201ZM214 79V78H213ZM215 79H217L216 77H215ZM220 79V78H219ZM218 79V80H219ZM234 79V78H233ZM233 79H232V81L230 82V80H229V82L226 80V82H225V85L223 86L224 88L226 87V86H228L227 85V82H228V84L229 83H232L233 82ZM242 79V78H241ZM241 79H240V81H241ZM244 79V78H243ZM100 80V79H99ZM108 80V79H107ZM117 80V79H116ZM148 80V79H147ZM173 81L172 82V84H171V82L170 81ZM177 80H179L178 81V83H180V81L182 80V79H177ZM176 80V81H177ZM190 79H188V81H189ZM195 80H196V78H195ZM195 80H194V82H195ZM239 80V79H238ZM101 81V80H100ZM102 81H103V79H102ZM112 81V80H111ZM184 81H185V79H184ZM201 81H203V83L201 82ZM205 81L207 82V83H205ZM96 82V81H95ZM150 83H152L151 81H149ZM182 82V81H181ZM190 82V81H189ZM193 82V81H192ZM191 82V83H192ZM193 82V83H194ZM197 82V81H196ZM209 82H212L211 80L209 81ZM219 82H220V80H219ZM104 83H105V81H104ZM108 83V82H107ZM145 83V82H144ZM150 83H149V85H150ZM157 83H159V82H157ZM162 83V82H161ZM169 83L171 84V85H169ZM174 83H176V82H174ZM178 83H176L175 85H179ZM185 83H187V82H184V84ZM198 83V82H197ZM196 83V84H197ZM198 83V84H199ZM233 83H235V82H233ZM238 83H240L239 81H238ZM95 84V83H94ZM125 84H126V82H125ZM129 84V83H128ZM127 84V85H128ZM133 84V87H134V83H132ZM139 84H141V83H139ZM145 84H147L148 85V82L147 83H145ZM163 84H165L164 83V81H163ZM189 84V83H188ZM195 84V85H196ZM201 84L200 85H197V86H200V88H198V90L200 91L201 90V92L203 91V88H205V87H207V86H205L204 87V85H202V87H201ZM208 84H210V83H208ZM99 85H103V83H100ZM118 85V84H117ZM126 85V86H127ZM135 85H136V83H135ZM144 85V84H143ZM142 85V86H143ZM154 85H156V83L154 84ZM160 85H162V84H160ZM166 85V86H167ZM180 85H181V83H180ZM233 85V84H232ZM231 84H230V89H231V87H236V85L235 86H232ZM239 85V84H238ZM96 86H97V83H96ZM111 86V85H110ZM125 86V85H124ZM124 86H122L123 88H124ZM129 86H131V85H129ZM158 86V85H157ZM164 86V85H163ZM169 86H173V88L172 87H169ZM190 86H192V84L190 85ZM189 86V87H190ZM194 86V85H193ZM211 86H214V85H209L207 88H205V90H208V92H210L211 94H213L212 92H213V90H211V91H209V89L211 88ZM95 87V86H94ZM99 87H101V86H99ZM117 87V86H116ZM121 87V88H122ZM132 87V88H133ZM137 87V86H136ZM139 88H140V86H138ZM150 87H153V84H151L150 86H148V88L150 89ZM165 87V86H164ZM186 87V86H185ZM196 87V86H195ZM210 87V88H209ZM217 87V86H216ZM215 87V88H216ZM218 87H219V84H218ZM98 88V87H97ZM104 88V87H103ZM112 88V87H111ZM120 88V89H121ZM128 88V87H127ZM146 88L147 87H144L143 89H145L146 90ZM147 88V89H148ZM156 88V87H155ZM154 87L153 88H151L150 90H153L154 89V91H158V90H156ZM157 88H159V90H160V88L161 87H157ZM163 88V87H162ZM162 88H161V90H162ZM172 88V89H171ZM90 89V88H89ZM87 90L88 92H90V90ZM91 89H92V87H91ZM93 89H95V88H93ZM108 89V88H107ZM113 89H115V88H113ZM112 89V90H113ZM129 90H130V88H128ZM127 89V90H128ZM135 89V88H134ZM137 89V88H136ZM148 89V90H149ZM197 89V88H196ZM212 89V88H211ZM218 89V91H217V93L219 94V92L223 89H221V87L220 88H217ZM216 89V90H217ZM100 90V89H99ZM111 90V89H110ZM128 90V91H129ZM142 90V89H141ZM141 90L139 91V93L141 92ZM148 90H146V92L148 91ZM149 90V91H150ZM160 90V91H161ZM180 90V89H179ZM198 90H196V92H194L193 93V95L196 97V96H198V94L196 95V93H199V92H197ZM216 90H215V92H216ZM220 90V91H219ZM95 91V90H94ZM106 91V90H105ZM115 91V90H114ZM137 92V90H134V92ZM149 91H148V93H149ZM159 91V92H160ZM163 91H164V89H163ZM165 91H167V92H164V93H162V91H161V94L158 92V94H160V95H162L163 96V94L164 95H166V93H168L169 91L167 90V89H165ZM176 91H177V88H176ZM185 92H186V90H184ZM184 91H183V94H185L184 93ZM193 91H195V90H192V92ZM93 92V91H92ZM103 92H104V90H103ZM102 92V93H103ZM107 92V91H106ZM106 92H105V95H106ZM116 92V91H115ZM133 92V93H134ZM146 92H145V94H146ZM151 92V91H150ZM156 92H151L153 95H151L152 97L155 95L156 96V94H154V93H156ZM173 93H175V91H172ZM180 92H182V91H180ZM206 93H207V91H205ZM205 92H202V93H204V95L206 94ZM221 92H223V91H221ZM220 92V93H221ZM99 93V92H98ZM108 93V92H107ZM109 93H110V91H109ZM124 93H125V90H124ZM132 93V92H131ZM139 93H138V96H139ZM147 93V94H148ZM151 93H149V95L151 94ZM210 93L208 94H206L207 95V100H209L210 98H212L211 100H209V101H211V103H212V105L211 106H213L214 107V105H213V102L215 101L213 98H215L216 99V95H217V93L216 94H214L212 97H211V95H210ZM227 93V92H226ZM225 93V94H226ZM86 94V96L89 94H87V93H84V95ZM112 93H110L109 95H111ZM128 94V93H127ZM129 94H130V91H129ZM135 94V93H134ZM137 94V93H136ZM141 94H142V92H141ZM144 94V93H143ZM157 94V95H158ZM168 94H170V92L168 93ZM172 94V93H171ZM170 94V95H171ZM176 94V93H175ZM177 94H178V92H177ZM180 94V93H179ZM178 94V95H179ZM183 94H182V96H183ZM190 94H192L190 91H189V93L187 94V95H189V97H190ZM200 94V93H199ZM59 95V96H60ZM82 96H84L83 94H81ZM90 95H92V93H90ZM101 95H103V96H105L104 94H101ZM174 95V94H173ZM177 95V96H178ZM187 95H186V99H182L183 97L185 98V96H183L182 98L180 97L181 96V94L178 96V97H180V101H181V99L183 100V102H185L186 100H187V98H189V97H187ZM193 95H191V97H193L194 98V96ZM205 95V96H206ZM208 95H210V97L208 96ZM221 95V94H220ZM81 96V97H82ZM86 96L84 97L85 99H86ZM93 96V95H92ZM107 96V95H106ZM114 96V95H113ZM127 96V95H126ZM129 96V98L131 97L130 95H128ZM127 96V97H128ZM138 96H137V98H138ZM145 96H147V95H145ZM150 96V97H151ZM200 96H202V95H199V97ZM80 97V95L77 97L78 99H80L79 98ZM91 97V96H90ZM94 97H95V95H94ZM93 97V98H94ZM123 97H125V96H123ZM127 97H125V98H127ZM132 97H134V96H132ZM131 97V98H132ZM143 97V96H142ZM141 97V98H142ZM149 97V96H148ZM157 97V96H156ZM160 99H163V98H166V97H160V96H158ZM177 97V98H178ZM190 97V98H191ZM217 97H219V96H217ZM222 97H224V96H222ZM222 97H220V98H222ZM62 98H61V100H62ZM105 98V97H104ZM116 98H117V96H116ZM140 98V97H139ZM175 98V97H174ZM196 98H198V97H196ZM195 98V99H196ZM59 99H60V97H59ZM83 99V98H82ZM92 99V98H91ZM108 99H110V98H108ZM108 99H105V100H108ZM150 99V98H149ZM154 98H152L151 100H153ZM167 99H168V97H167ZM169 99H170V97H169ZM202 99V101H201V103L203 102V100H205L206 98H201ZM75 100V99H74ZM77 100V99H76ZM75 100V101H76ZM95 100V99H94ZM115 100H119V102H120V106H122V107H124V109H125V106H126V104L124 103V105L125 106H123V103H122V101H120L121 100V94H120V98L118 97V99H115ZM126 100V99H125ZM131 100V99H130ZM145 100H147L146 102H148V99H146L145 98ZM145 100H144V103H145ZM156 100L157 101H159L158 100V98H156L155 99V102H156ZM163 100H166V99H163ZM175 100V99H174ZM193 99L191 98V101H192ZM197 100V99H196ZM196 100H193V102H192V104L191 103H189L188 105H193V103H195L196 104ZM212 100H214V101H212ZM70 101V102H69ZM78 101V100H77ZM83 101V100H82ZM102 101V100H101ZM104 101V100H103ZM191 101H188V102H191ZM195 101V102H194ZM197 101H199V98H198V100ZM74 102V101H73ZM93 102V101H92ZM99 103H100V101H98ZM111 102V101H110ZM112 102H114V104L116 103V101H114L113 99H112ZM119 102L117 103L118 105H116V107L117 106H119ZM124 102H126V101H124ZM133 102V101H132ZM143 102V101H142ZM141 102V104H143ZM149 102H152V101H149ZM149 102H148V104H149ZM154 102V101H153ZM154 102V103H155ZM165 102V101H164ZM163 102V103H164ZM170 102V101H169ZM178 102V101H177ZM182 102V101H181ZM182 102V103H183ZM187 102V101H186ZM187 102V103H188ZM205 102V101H204ZM204 102H203V104H204ZM62 103V102H61ZM66 103V104H67ZM74 103H76V102H74ZM84 103H86V101L84 102ZM83 103V104H84ZM94 103V102H93ZM92 103V105H94ZM96 103V102H95ZM151 104V105H155V104ZM158 103V102H157ZM163 103L161 102V106L160 105H158V106H160V108L163 106ZM171 103H172V101H171ZM170 103V104H171ZM200 103V102H199ZM207 103V102H206ZM210 103V102H209ZM56 104V103H55ZM63 104V103H62ZM79 104V103H78ZM77 104V105H78ZM112 103H110L109 105H111ZM122 104V105H121ZM167 104H168V102H167ZM170 104H169V106H170ZM175 104V103H174ZM179 104H181L180 102H179ZM179 104H178V106H179ZM186 104V103H185ZM215 104H216V102H215ZM65 105V104H64ZM74 105V104H73ZM100 106H101V104H99ZM98 105V106H99ZM128 105V104H127ZM144 105V104H143ZM142 105V106H143ZM150 105V104H149ZM148 105V107H146V111L148 112V110H150V108H151V106H149ZM173 105V104H172ZM187 105V104H186ZM197 105V104H196ZM201 105V104H200ZM205 105V104H204ZM210 105V104H209ZM218 105H220L219 103H218ZM60 106V105H59ZM67 106H68V104H67ZM84 106V105H83ZM89 106H90V104H89ZM88 106V107H89ZM103 106V105H102ZM112 106V108H113V105H111ZM132 105L130 104V107H131ZM155 106H157V105H155ZM174 106V105H173ZM177 106V105H176ZM177 106V107H178ZM183 107H184V105H182ZM182 106H181V109H182ZM193 106H195V105H193ZM203 106V105H202ZM206 106V105H205ZM48 107V106H47ZM56 107V106H55ZM62 107V106H61ZM94 107V106H93ZM92 107V108H93ZM106 108L108 107V106H105ZM128 107H129V105H128ZM129 107V108H130ZM166 107V106H165ZM167 107H168V105H167ZM196 107V106H195ZM210 107V106H209ZM220 107V106H219ZM219 107H217V110H218V108ZM45 108V109H44ZM70 108H72V107H70ZM106 108H102L104 111H108V110H106ZM109 108H111V107H109ZM108 108V109H109ZM115 108V107H114ZM121 108V107H120ZM159 108V107H158ZM175 108V107H174ZM188 108H190V112H191V107H189L188 106ZM188 108H186L185 109V107H184V112H182V113H188ZM197 108V109H196ZM195 109H196V111L198 110L199 111V108H201V106H199L198 107V105H197V107H196ZM204 108V107H203ZM216 108V107H215ZM45 110L44 112H42L43 110ZM52 109V108H51ZM55 109V108H54ZM97 109H100V108H98L97 107ZM96 109V110H97ZM102 109H100V111H98V113H103L104 111L102 110ZM118 109H119V107H118ZM117 109V110H118ZM136 109L137 108H135V111H136ZM141 109H143V108H141ZM148 109V110H147ZM155 109V108H154ZM163 109H164V107H163ZM166 109V108H165ZM164 109V110H165ZM176 109V108H175ZM211 109V108H210ZM214 108H212L211 110H213ZM58 110V109H57ZM57 110H56V112H57ZM66 110V109H65ZM72 110V109H71ZM76 110V109H75ZM101 110H102V112H101ZM114 111L113 112H116L117 110H115V109H113ZM127 110V109H126ZM140 109H138V111H139ZM144 110V109H143ZM170 110V109H169ZM193 110V109H192ZM201 110L202 109H200V112H201ZM207 110H208V108H207ZM207 110L205 109V112L207 113ZM59 111V110H58ZM63 111V110H62ZM70 111V110H69ZM80 111V110H79ZM79 111H78V113H79ZM87 111V110H86ZM95 111V110H94ZM110 111V110H109ZM118 111H120V110H118ZM124 110L122 109V113H124L123 112ZM151 111H153V110H151ZM155 111V110H154ZM161 111H163L162 109H161ZM176 111H177V109H176ZM180 111V110H179ZM213 111H215V110H213ZM65 112V111H64ZM95 112H97V111H95ZM111 112H112V110H111ZM112 112V113H113ZM132 112H133V110H132ZM131 112V113H132ZM146 112V113H147ZM168 112V111H167ZM175 113V111H171V113L172 114H174ZM190 112H189V114H190ZM194 112H195V110H194ZM200 112L199 113H197L198 115L200 114ZM203 112V111H202ZM212 112V111H211ZM47 113V112H46ZM93 113L94 112H92V114L90 113V115H93ZM98 113H97V116H98ZM112 113H111V115H112ZM117 113H119V112H117ZM120 113H121V111H120ZM130 113V111L127 113V114H129ZM134 113H136V112H134ZM143 113H145V110H144V112ZM149 113V112H148ZM155 113V112H154ZM158 113V112H157ZM160 113V112H159ZM158 113V114H159ZM170 113V114H171ZM177 113V112H176ZM213 114H214V112H212ZM80 114V113H79ZM85 114H86V112H85ZM95 115H96V113H94ZM109 114H110V112H109ZM137 114V113H136ZM163 114V113H162ZM166 114V113H165ZM168 114V113H167ZM169 114V115H170ZM211 114V113H210ZM45 115V114H44ZM49 115V114H48ZM60 115H61V113H60ZM72 115V114H71ZM70 115V116H71ZM78 115V114H77ZM82 115V114H81ZM88 115H89V113H88ZM87 114H86V116H88ZM94 115V116H95ZM100 115H102V114H99V116ZM106 115L108 116V118H110L109 117V115H108V112L106 113ZM110 115V116H111ZM114 115V114H113ZM134 114H132L131 116H133ZM140 115H142V114H140ZM146 115V114H145ZM153 115V114H152ZM155 115V114H154ZM183 115V114H182ZM193 115V114H192ZM194 115L196 116V114L194 113ZM197 115V116H198ZM202 115H203V113H202ZM207 115V114H206ZM50 116V115H49ZM56 116V115H55ZM66 116V115H65ZM94 116H92V117H94ZM98 116V117H99ZM119 116V118H121V115L119 114V115H117L116 114V117H118ZM135 116V118H137L136 116L137 115H134ZM143 116H144V114H143ZM147 116H148V114H147ZM146 116V117H147ZM160 116H162L161 114H160ZM165 116H167V115H165ZM173 116V115H172ZM190 116H191V114H190ZM196 116V117H197ZM58 117V116H57ZM80 117V116H79ZM85 116H83V118H84ZM97 117V120H99L100 119V117L98 118ZM104 117H105V112H104ZM126 117H128V115L126 116ZM164 117V116H163ZM162 117V118H163ZM169 117H171V115L169 116ZM169 117H168V119H169ZM174 117V116H173ZM176 117H178V116H176ZM182 117V116H181ZM188 116H186L185 117V115H184V118H187ZM193 116H191V118H192ZM52 118V117H51ZM75 118V117H74ZM82 118V117H81ZM85 118H87V117H85ZM89 118H91V117H89ZM88 118V119H89ZM103 118V117H102ZM112 118H113V116H112ZM114 118H115V116H114ZM129 118H130V114H129ZM140 118H142V116L140 117ZM148 118H149V116H148ZM151 115H150V120H151ZM155 118H156V116H155ZM183 118V117H182ZM205 118V117H204ZM56 119V118H55ZM77 119V118H76ZM76 119H75V121H76ZM94 119H96V118H94ZM106 119V122L105 121H103V120H105ZM116 120L118 119V118H115ZM124 119V123H123V121H122V126L126 123L125 122V120H126V118H123ZM122 118H121V120H123ZM138 119V118H137ZM143 119H145L144 117H143ZM142 119V120H143ZM164 119V118H163ZM167 119V118H166ZM166 119L164 120V121H166ZM194 119H195V117H194ZM198 119V118H197ZM206 119V118H205ZM47 120V119H46ZM49 120V119H48ZM47 120V121H48ZM60 120H61V118H60ZM63 120V119H62ZM82 120V119H81ZM81 120H79L78 119V121H76L77 123L79 122V121H81ZM92 120H93V118H92ZM101 119L100 121H103V122H105V125H102V126H106V123H107V121H110V119L109 120H107V118L105 117L104 119ZM138 120H140L141 122H138V124L137 125H139V123L141 124L142 122H144V120L142 121L141 119H138ZM156 120H158L159 121V119L157 118ZM171 120V119H170ZM179 120H182V119H179ZM184 120V119H183ZM182 120V121H183ZM186 120V119H185ZM189 120H190V117H189ZM193 120V119H192ZM207 120V119H206ZM47 121H45L44 123H46ZM83 121V120H82ZM84 121H85V119H84ZM95 121V120H94ZM94 121H92V122H94ZM114 121V120H113ZM113 121H111L112 123H114ZM127 121H128V119H127ZM132 121H134L135 122V120H134V117H133V120ZM146 122L147 121H149V120H147V118H146V120H145ZM164 121L162 122V123H164ZM168 121V120H167ZM172 121H173V118H172ZM178 121V120H177ZM191 121V120H190ZM204 121V120H203ZM49 122V121H48ZM51 122H53L52 120H51ZM57 122V121H56ZM60 122V121H59ZM72 122V121H71ZM71 122H70V124H71ZM91 122V121H90ZM89 122V123H90ZM117 122H119V120L117 121ZM121 122V121H120ZM130 122H131V119H130ZM130 122H128V124L130 123ZM134 122H131V123H134ZM137 122V121H136ZM136 122H135V124H130L131 125V129H132V126L134 125V126H136ZM146 122H144L145 124H146ZM152 122V121H151ZM154 122H156V121H154ZM54 123V122H53ZM62 123V122H61ZM73 123V122H72ZM86 123H88V122H86ZM95 123H97V121L95 122ZM112 123H110V124H112ZM149 123V122H148ZM148 123H147V125H148ZM153 123V122H152ZM159 123V122H158ZM174 123V122H173ZM36 124V125H35ZM43 124V123H42ZM47 124V123H46ZM46 124L44 125L43 124V126H44V128H45V126H46ZM79 124H81V123H79ZM92 124V123H91ZM100 124V122L98 121V125ZM104 124V123H103ZM108 124H109V122H108ZM109 124V125H110ZM127 124V125H128ZM151 124V123H150ZM150 124H149V126H150ZM159 124H161V123H159ZM165 124H167V123H165ZM164 124V125H165ZM205 124V123H204ZM209 124V123H208ZM53 125V124H52ZM75 125H76V123H75ZM84 125V124H83ZM108 125V126H109ZM115 125H116V122H115ZM114 124H112V125H110L109 126V128L111 127V126H114V127H116ZM119 125V123L117 124V126ZM126 125V124H125ZM155 125V124H154ZM164 125H162V126H164ZM168 125V124H167ZM40 125H38V127H39ZM43 126H41V127H43ZM59 126V125H58ZM63 126H64V124H63ZM73 126V125H72ZM89 126H90V124H89ZM93 126H94V123H93ZM102 126H100V127H102ZM120 126H121V123H120ZM121 126V127H122ZM133 126V127H134ZM145 126V125H144ZM157 126V125H156ZM159 126V125H158ZM34 127H33V129L31 128V131L33 130L34 131ZM54 127H56V126H54ZM53 127V128H54ZM60 127V126H59ZM69 127V126H68ZM78 127V126H77ZM84 127V126H83ZM90 127H92V126H90ZM119 127V126H118ZM121 127H119L120 128V130H121ZM138 127H140V125L138 126ZM143 127V123H142V125H141V128ZM148 127V126H147ZM146 127V128H147ZM36 128V127H35ZM44 128H42V130L44 129ZM48 128V127H47ZM51 128V127H50ZM65 128H67V127H65ZM74 128V127H73ZM80 128V127H79ZM96 128H97V126H96ZM112 128V127H111ZM122 128H124V126L122 127ZM127 128H128V130H129V126H127ZM143 128H145V127H143ZM143 128L142 129H140V130H143ZM152 128H153V126H152ZM154 128H155V126H154ZM157 128V127H156ZM160 128H161V125H160V127H159V130H158V132L160 131ZM168 128V127H167ZM75 129H76V127H75ZM91 129V128H90ZM95 129V128H94ZM94 129L92 128V130H93V132H94ZM101 129V128H100ZM103 129H104V127H103ZM126 129V128H125ZM136 129H137V127L135 128V131H136ZM139 129V128H138ZM162 129V128H161ZM38 130V129H37ZM56 130V129H55ZM67 130H69V129H67ZM80 130V129H79ZM79 130H76V131H79ZM82 130V129H81ZM83 130H85V128L83 129ZM87 130V129H86ZM85 130V131H86ZM97 130H99V129H97ZM115 130V129H114ZM119 130V129H118ZM133 131H134V129H132ZM157 130V129H156ZM167 130V129H166ZM32 131V132H33ZM36 131V130H35ZM50 131V130H49ZM48 131V132H49ZM57 131V130H56ZM59 131V130H58ZM75 130H74V133L76 132ZM90 131V130H89ZM88 131V133H90ZM103 131V130H102ZM107 131H109L108 130V128H107ZM122 131V133H123V130H121ZM125 131H127V130H125ZM130 131V134L132 135V133H133V131H132V133H131V130H129ZM129 131H127V132H129ZM135 131H134V134H135ZM144 131H145V129H144ZM155 131V130H154ZM153 131V132H154ZM162 131V130H161ZM165 131V130H164ZM47 132V133H48ZM61 132V131H60ZM65 132V131H64ZM71 132V131H70ZM69 132V133H70ZM82 132V131H81ZM106 132V131H105ZM119 132V131H118ZM126 132V133H127ZM140 132V131H139ZM138 132V133H139ZM167 132V131H166ZM40 133V132H39ZM43 133V132H42ZM42 133H41V135H42ZM56 133V132H55ZM79 133H80V131H79ZM83 133V132H82ZM95 133V132H94ZM107 133V132H106ZM121 133V132H120ZM147 133V132H146ZM149 133V132H148ZM147 133V134H148ZM156 133V132H155ZM53 134V133H52ZM59 134V133H58ZM68 133H66V135H67ZM70 134H73V133H70ZM129 134V135H130ZM141 134V133H140ZM144 133L142 132V136L143 137H145L144 135H143ZM150 134V133H149ZM154 134V133H153ZM152 134V136H156V134H154L153 135ZM162 134V133H161ZM30 135H31V137H32V134H31V132H30ZM49 135H51V134H49ZM76 135V134H75ZM78 135V134H77ZM81 135V134H80ZM90 135H92V134H90ZM94 135V134H93ZM96 135H98V134H96ZM122 135V134H121ZM124 135H125V133H124ZM123 135V136H124ZM129 135H125L126 137V139L124 138L123 140H125V141H128L129 139ZM130 135V139L132 140V136ZM136 135V134H135ZM138 135V134H137ZM159 135H160V132H159ZM29 136V135H28ZM27 136V137H28ZM34 136V135H33ZM88 137H89V135H87ZM95 136V135H94ZM147 136V135H146ZM151 136V137H152ZM27 137H26V139H27ZM40 137V136H39ZM39 137H37V138H39ZM45 137H46V135H45ZM54 137V136H53ZM84 137H86L85 135H84ZM83 137V140L82 139H78L77 141H79V140H82V141H84V138ZM88 137H86L87 139H88ZM92 137V136H91ZM105 137V136H104ZM113 137V136H112ZM128 137V138H127ZM162 137V136H161ZM76 138V137H75ZM81 138H82V136H81ZM94 138V137H93ZM98 138H99V135H98ZM98 138H97V140H98ZM101 138H102V136H101ZM107 138V137H106ZM105 138V139H106ZM116 138V137H115ZM115 138H111V140L112 139H114L115 140ZM138 138H139V136H138ZM147 138V137H146ZM146 138H145V140H146ZM31 139V138H30ZM45 139V138H44ZM52 139H54V138H52ZM51 139V140H52ZM67 139V138H66ZM105 139H103V140H105ZM135 139V138H134ZM132 140V141H135V140ZM155 139V138H154ZM163 139V138H162ZM166 139V138H165ZM39 140V139H38ZM37 140V141H38ZM40 140H41V138H40ZM57 140V139H56ZM71 140H72V138H71ZM74 140V139H73ZM72 140V141H73ZM89 140H90V138H89ZM117 140V139H116ZM137 140V139H136ZM141 140H143V139H141ZM144 140V141H145ZM149 140V139H148ZM148 140H146V142L148 141ZM49 141V140H48ZM47 141V142H48ZM58 141V140H57ZM62 141V140H61ZM66 141V140H65ZM67 141H69V140H67ZM75 141V140H74ZM91 141V140H90ZM92 141H94V140H92ZM100 141V140H99ZM102 141V140H101ZM106 141V140H105ZM109 141V143H110V139L108 140ZM108 141H106L107 143H108ZM122 142V143H124V145H126L125 143H127V146L129 145L128 144V142ZM130 141V140H129ZM140 141V140H139ZM163 141V143L165 142L164 140H162ZM167 141V140H166ZM263 141V140H262ZM30 142V143H29ZM39 142V141H38ZM80 142V141H79ZM79 142H78V144H79ZM87 142V141H86ZM95 142H96V140H95ZM94 142V143H95ZM104 142V141H103ZM102 142V143H103ZM136 142V141H135ZM143 142V141H142ZM146 142H144V143H146ZM150 142V141H149ZM215 142V141H214ZM64 143V142H63ZM62 143V144H63ZM73 143V142H72ZM83 142H80V144H82ZM84 143H85V141H84ZM84 143H83V145H82V147L84 146ZM93 143V142H92ZM102 143H100L101 144V146H103L102 145ZM108 143V144H109ZM113 143H114V141L112 142L111 141V144L113 145ZM116 143V142H115ZM115 143H114V146H116L118 143L120 144L121 143V141H117V144L115 145ZM140 143H141V141H140ZM161 143V142H160ZM167 143V142H166ZM38 144V143H37ZM43 144H45V142H43ZM56 144V143H55ZM76 144V143H75ZM88 144V143H87ZM97 144H98V141H97ZM96 144V146H98ZM111 144H110V146H111ZM132 144H134V143H132ZM136 144H137V142H136ZM141 144H143V143H141ZM150 144V143H149ZM38 145H41V141H40V143L38 144ZM51 145V144H50ZM92 145V144H91ZM122 144H120L119 145V147L121 146ZM131 145V144H130ZM130 145L128 146V147H130ZM147 145V144H146ZM162 145V144H161ZM200 145H201V143H200ZM43 146V145H42ZM66 146V145H65ZM69 146V145H68ZM72 146V145H71ZM85 146H86V144H85ZM93 147H94V145H92ZM96 146H95V148H96ZM104 146H105V142H104ZM109 146V147H110ZM134 146H135V144L133 145V147L132 148H134ZM140 146V145H139ZM142 146V145H141ZM148 146V145H147ZM164 146V145H163ZM214 146V145H213ZM60 147V146H59ZM64 147V146H63ZM81 147V148H82ZM99 147V146H98ZM98 147H97V152H98ZM106 147V146H105ZM104 147V148H105ZM108 147V146H107ZM108 147V148H109ZM116 147H118V146H116ZM116 147H115V150H116ZM122 147V146H121ZM135 147H137V146H135ZM145 147V146H144ZM157 147V146H156ZM218 147H220V146H218ZM38 148H40V147H37L36 149H38ZM52 148H54V147H52ZM75 148V147H74ZM78 148L80 149V145H78ZM84 148V147H83ZM92 148V147H91ZM100 148V147H99ZM108 148H107V150H108ZM114 148V147H113ZM122 148H124V147H122ZM122 148H119V149H122ZM149 148V147H148ZM148 148H143L142 147V149H145V151L148 149ZM158 148V147H157ZM202 148V147H201ZM214 148H215V146H214ZM24 149V150H23ZM27 149V148H26ZM44 149L46 150V148L44 147ZM43 149V150H44ZM110 149H112V148H110ZM126 149V147L124 148V150ZM130 149V148H129ZM135 149V148H134ZM159 149V148H158ZM163 149V148H162ZM161 149V147H160V150L159 151H161L162 150ZM211 149V148H210ZM219 149V148H218ZM15 150L16 151H18V152H15ZM47 150H48V148H47ZM56 150H57V148H56ZM61 150V149H60ZM68 150V149H67ZM66 150V151H67ZM72 151H73V149H71ZM78 150V149H77ZM100 150V149H99ZM102 150V149H101ZM123 150V151H124ZM132 150V149H131ZM131 150L129 151V152H131ZM151 150V149H150ZM157 150V149H156ZM209 150V149H208ZM213 150V149H212ZM28 151V150H27ZM27 151H25V152H27ZM41 151V150H40ZM54 151V150H53ZM57 151H59V150H57ZM65 151V148H64V151L62 152V153H65L66 152ZM89 151H91L92 153L91 154H93L94 155V153H93V151L92 150H89ZM95 151V150H94ZM103 151H105V150H103ZM118 152H119V150H117ZM128 151H126V152H128ZM137 151V150H136ZM206 151V150H205ZM210 151V150H209ZM216 151H217V149H216ZM221 151V150H220ZM249 151H250V149H249ZM249 151L247 150V152L249 153ZM8 152V153H7ZM33 152H34V150H33ZM48 152H50V150L48 151ZM52 152V151H51ZM74 152V151H73ZM86 152V151H85ZM107 152V151H106ZM109 152H111V151H109ZM125 152V151H124ZM124 152L122 153V154H124ZM134 152V150H132V153H130V156L132 157V158H130V156H129V160L130 161H132V163H135L134 161L136 160V157L138 156V155H140V153H142L141 151H137V153H133ZM151 152V151H150ZM154 152H156V151H154ZM246 152V153H247ZM257 152V151H256ZM260 152V151H259ZM258 152V153H259ZM13 153V152H12ZM36 153H38V151L36 150ZM43 153V152H42ZM42 153H41V155H42ZM95 153H96V151H95ZM119 153H121V152H119ZM188 153V152H187ZM216 153V152H215ZM243 153V152H242ZM23 154H26V153H23ZM39 154V153H38ZM46 154V153H45ZM51 154V158L52 157H54V156H52V153H50ZM61 154V153H60ZM70 154H72L71 153V151H70ZM87 154V153H86ZM97 154V153H96ZM105 155H106V153H104ZM114 154V153H113ZM117 154V153H116ZM126 154V153H125ZM182 154V153H181ZM186 154V153H185ZM211 154V153H210ZM221 154V153H220ZM255 154V153H254ZM253 154V155H254ZM11 155V154H10ZM9 155V156H10ZM36 155V154H35ZM40 155V154H39ZM41 155H40V157H41ZM66 155H68L69 156V153L68 154H66ZM73 156H74V154H72ZM72 155H71V157L69 156H65L66 158H72ZM89 155H90V153H89ZM103 155V154H102ZM101 155V156H102ZM109 155V154H108ZM107 155V156H108ZM121 155V154H120ZM127 156L129 155V153H127L126 154ZM143 155H144V153H143ZM146 155H147V153H146ZM145 155V156H146ZM190 155V154H189ZM207 155V154H206ZM212 155H214L213 153H212ZM218 155H219V153H218ZM230 155V154H229ZM241 155V154H240ZM256 155H257V153H256ZM259 155V154H258ZM15 156H17V155H15ZM14 155L12 156L13 158L15 157ZM33 156V158H34V155H32ZM82 156H84V154L82 155ZM81 156V157H82ZM90 156H92V155H90ZM126 156V157H127ZM133 156H136V157H134V161H133ZM141 156V155H140ZM140 156H138V157H140ZM153 156V155H152ZM184 156V155H183ZM183 156H181V157H183ZM187 157H188V155H186ZM234 156V155H233ZM243 156V155H242ZM246 156V154L243 156V158ZM250 156H251V154H250ZM21 157V156H20ZM37 157V156H36ZM46 157H49V153H48V155H46ZM59 157V156H58ZM85 157H88V155H86ZM96 157V156H95ZM104 157V156H103ZM143 157V156H142ZM192 157H194L193 155H192ZM211 157V156H210ZM216 157H218V156H216ZM220 157V156H219ZM222 157V156H221ZM221 157H220V159H221ZM239 157V156H238ZM246 157H248V156H246ZM11 158V157H10ZM22 158H23V156H22ZM38 158H39V156H38ZM60 158H62V157H60ZM83 158V157H82ZM106 158V157H105ZM116 158H118L117 156H116ZM120 158L121 159H123L121 156H120ZM128 158V157H127ZM145 158V157H144ZM143 158V159H144ZM148 158H150V157H148ZM153 158V157H152ZM177 158V157H176ZM189 158H191V157H189ZM195 158V157H194ZM209 158V157H208ZM224 158V157H223ZM222 158V160L223 161H221L223 164L225 163L226 164V161L224 162V159ZM250 160H251V158L250 157H248ZM253 158H255V157H253ZM258 158V157H257ZM7 159H8V157H7ZM56 159H58L57 157H56ZM73 159H74V157H73ZM86 159V158H85ZM104 159V158H103ZM115 159V158H114ZM120 159V161H124V159H125V155H124V159L123 160H121ZM132 159V160H131ZM151 159V158H150ZM197 159V158H196ZM228 159V158H227ZM226 159V160H227ZM229 159H231V157L229 158ZM237 159V158H236ZM239 160H240V162H243V160H245V162H243V164L245 163V165H246V163H247V161L248 160H246V158L245 159H243V160H241L240 159V157L238 158ZM261 159H263L262 157H261ZM9 160V159H8ZM13 160V159H12ZM35 160H37L36 158H35ZM47 160H49V158H47V159H45V156H44V158L42 157V158H39V163H44L42 166L44 167V165H48V161ZM60 160V159H59ZM70 160V159H69ZM83 160V159H82ZM89 159L87 158V161H88ZM97 160V159H96ZM100 160V159H99ZM101 160H102V158H101ZM127 160V159H126ZM141 160V159H140ZM146 160V159H145ZM190 160V159H189ZM219 160V159H218ZM218 160H217V162H218ZM231 160H234V159H231ZM238 160V161H239ZM249 160V161H250ZM66 161V160H65ZM90 161V160H89ZM92 162H90V163H93V160H91ZM106 161V160H105ZM114 161V160H113ZM118 161V160H117ZM119 161V165H120V163H121V165H120V167L122 166V162H120ZM128 161V160H127ZM151 160H149V162H150ZM185 161V160H184ZM216 161V160H215ZM220 161V160H219ZM253 161H255V160H253ZM7 161H5V163H6ZM9 162V161H8ZM10 162H11V159H10ZM9 162V163H10ZM33 162H34V160H33ZM33 162H30V165H31V163H33ZM46 162H48V163H46ZM50 162H51V159H50ZM54 162V161H53ZM58 162H60V161H57V163ZM68 162V161H67ZM73 162H74V160H73ZM76 162V161H75ZM84 162H86L85 160H84ZM83 162V163H84ZM97 162V161H96ZM98 162H101V161H98ZM115 162V161H114ZM143 162V161H142ZM145 162V161H144ZM143 162V163H144ZM148 162V160H147V162L146 163H149ZM182 162H183V160H182ZM190 162V161H189ZM194 162V161H193ZM230 162V161H229ZM250 162H252V161H250ZM249 162V163H250ZM257 161H255V163H256ZM261 162V161H260ZM264 162V161H263ZM23 163V162H22ZM35 163H37L36 161H35ZM34 163V164H35ZM46 163V164H45ZM90 163H88V164H90ZM104 163V162H103ZM125 163V162H124ZM124 163H123V166L122 167H125L127 164H125L124 165ZM128 163V162H127ZM132 163L130 162V163H128V164H131L132 165ZM138 163L140 164V161H139V159H138ZM177 163V162H176ZM212 163V162H211ZM210 163V164H211ZM221 163V164H222ZM234 162H232V164H233ZM237 163V162H236ZM254 163V164H255ZM21 164V163H20ZM50 164V163H49ZM68 164V163H67ZM66 164V165H67ZM70 164V163H69ZM74 164V163H73ZM82 164V163H81ZM87 164V167H89V165ZM100 164H102V162L100 163ZM138 164V165H139ZM170 164V163H169ZM202 164H204V163H202ZM208 164V163H207ZM209 164V165H210ZM216 164V163H215ZM222 164V165H223ZM225 164H224V166H225ZM231 164V166H233ZM238 164V163H237ZM236 164V165H237ZM243 164H240V166H242ZM254 164H253V166H254ZM257 164V163H256ZM5 165V164H4ZM8 165V164H7ZM10 165L11 164H9L7 167H10ZM37 165V164H36ZM41 165V164H40ZM39 164H38V167L37 166H33L34 168H33V170L34 171H32L31 173H32V175L34 174V175H36V179H37V176L39 177L40 175H37V171L35 170V168L38 170V168H39V166H40ZM92 165V164H91ZM95 165V164H94ZM103 165V164H102ZM110 164H108V166H109ZM116 165V164H115ZM135 165V164H134ZM143 165V164H142ZM142 165H141V168H142ZM171 165V164H170ZM175 165V164H174ZM229 165V164H228ZM235 165V164H234ZM235 165V166H236ZM252 164L250 163V166H251ZM259 164H257V166H258ZM261 165L262 164H260V167H261ZM6 166V165H5ZM19 166V165H18ZM55 166H57V165H55ZM74 166V165H73ZM81 166H83V165H81ZM84 166H85V164H84ZM83 166V167H84ZM96 166V165H95ZM112 166V165H111ZM117 166V165H116ZM128 166H130V165H128ZM133 166V165H132ZM169 166V165H168ZM173 166V165H172ZM200 166H202V165H200ZM219 166H221V165H219ZM218 166V167H219ZM224 166H222V170H223V168L225 169V167ZM230 166V167H231ZM234 166V167H235ZM244 166V165H243ZM247 166H249L248 164H247ZM47 167V166H46ZM45 167V168H46ZM86 167V166H85ZM86 167V168H87ZM91 167V166H90ZM93 165H92V169H91V171L92 170H94L93 169ZM144 167V166H143ZM146 167V166H145ZM151 167V166H150ZM166 167V166H165ZM171 167V166H170ZM217 167V169L218 170H220V168L221 167H219L218 168ZM230 167H228V168H230ZM256 167V166H255ZM2 168H3V166H2ZM29 168V167H28ZM31 168L32 167H30V170H31ZM43 169L44 170V172H46L45 170L46 169ZM48 168H49V166H48ZM82 168V167H81ZM109 168H110V166H109ZM107 169L106 171H111L112 170V172L114 173V171H115V175L114 176H112V172H110V173H112V174H110V173H108L109 174V176H107V179L108 178H111V177H113V178H111L112 180L111 181H113V180H115V178H117L118 180L120 179V176L119 177H116L117 176V173L118 172H116L117 171V169L119 170V173H120V169H119V167L117 166V169L115 168V170L113 171V169H114V166L112 167L113 169ZM132 168V167H131ZM136 168V166H134V168H132L133 170ZM187 168V167H186ZM185 168V169H186ZM201 168V167H200ZM212 168V166L210 167V169ZM226 169L227 171L229 170V172H230V169H232V168H230V169ZM235 168H239V172H241L240 170V167H238V165L235 167ZM235 168H233V171H236V169ZM242 168V167H241ZM243 168H246V166L245 167H243ZM263 168V167H262ZM57 169H59V168H57ZM62 168L60 167V170H61ZM89 169V168H88ZM88 169H87V171H88ZM99 169V168H98ZM125 169H127V167H125ZM125 169L123 168V170L125 171ZM145 169V168H144ZM150 169V168H149ZM167 169V168H166ZM170 169V168H169ZM172 169V168H171ZM173 169H174V167H173ZM184 169V168H183ZM184 169V170H185ZM190 169V168H189ZM213 169V168H212ZM248 169H250V168H248ZM258 169V168H257ZM1 170V169H0ZM4 170V169H3ZM30 170L29 169H27V168H23L22 170H20V172L17 174V178H22V180L25 178V180H26V177L25 176H28V173L30 172ZM54 170H55V168H54ZM59 170V171H60ZM84 170H85V168H84ZM102 170V168L100 169V171ZM130 170V168L128 169V171ZM138 169H136V170H134V172H135V174H133V175H135L136 176V174L137 175H141V173L140 174H138V173H136V172H138L137 171ZM164 170V169H163ZM192 170H194L193 168H192ZM191 170V171H192ZM214 170V169H213ZM226 170H224V171H226ZM247 170V169H246ZM259 170V169H258ZM6 171V170H5ZM48 171V170H47ZM79 171H81V170H79ZM122 171V170H121ZM124 171H122V172H124ZM127 171V172H128ZM130 171H132V170H130ZM165 171V170H164ZM164 171H162V173L164 172ZM177 171V170H176ZM179 171V170H178ZM180 171H181V169H180ZM199 171V170H198ZM217 171V170H216ZM221 171V170H220ZM220 171H217V172H220ZM224 171H221L220 173L221 174H223V172ZM226 171V172H227ZM233 171H231L232 173H235L236 174V172L238 171V169H237V171L236 172H233ZM38 172H39V170H38ZM72 172V171H71ZM81 172H84L83 170L81 171ZM81 172H78V175H76V173L75 174H73L72 176L73 177H75V176H77V177H75V178H78V181H79V177L81 176ZM89 172H90V170H89ZM88 172V173H89ZM97 172V171H96ZM103 172V171H102ZM102 172H100V174L99 175H101V177H102ZM127 172H125V173H123L124 174V177H125V174H127ZM134 172H130L131 174L132 173H134ZM185 172V171H184ZM190 172V171H189ZM195 171H193L192 173H194ZM212 172V171H211ZM243 172V171H242ZM249 172V171H248ZM255 172H256V170H255ZM9 173V172H8ZM41 173H42V170H41ZM47 173V172H46ZM55 173H58V172H55ZM86 173V172H85ZM87 173V174H88ZM105 173H107V172H105ZM118 173V174H119ZM129 173V172H128ZM130 173L129 174H127V182L126 181H124V182H121V181H123L122 179L120 180V182H121V193H123V190L124 191H126L127 189H131V186H132V184H133V182L131 181V179H130V177L128 178V175H130ZM160 174H161V172H159ZM181 173V172H180ZM188 173V172H187ZM192 173H191V175H192ZM201 173V172H200ZM220 173H217V175L218 174H220ZM238 173V172H237ZM243 173H245V172H243ZM253 173H254V171L252 170V174H249V175H252V177L251 178H249V177H247L246 175H245V179L246 178H249V180L250 179H254L255 177L253 176ZM257 174H259L260 175V171H257L256 172ZM256 173H254V174H256ZM4 174V173H3ZM7 174V173H6ZM9 174H11V173H9ZM9 174H7L6 176L7 177H9L8 175ZM39 174V173H38ZM44 174V173H43ZM49 174V173H48ZM52 174V173H51ZM79 174H80V176H79ZM144 175L146 174V171H145V173H143ZM148 174V173H147ZM159 174V175H160ZM215 174V173H214ZM221 174L219 175V176H221ZM226 174V173H225ZM229 174V177L228 178H230V175H231V173H227V175ZM240 174V173H239ZM238 174V175H239ZM246 174V173H245ZM0 175H2V174H0ZM11 175H14V173L12 172V174ZM31 175V174H30ZM29 175V176H30ZM55 176H56V174H54ZM60 175V174H59ZM58 175V177L60 178V176ZM90 175V174H89ZM89 175H88V177H89ZM91 175H92V173H91ZM111 175V176H110ZM158 175V174H157ZM212 175V174H211ZM217 175H215V176H213L214 178L215 177H217ZM242 174H240V177H235L236 178V180L238 179H240V183L238 182V183H236L235 182V184H237L236 186H239L240 187V185H241V187H242V183H244V182H242L243 181V179H244V177H242L241 176ZM15 176V175H14ZM42 176V175H41ZM40 176V177H41ZM49 176H50V174H49ZM48 176V177H49ZM52 177H53V175H51ZM70 176V175H69ZM84 176H85V174H84ZM94 176H96V174H94ZM105 176V175H104ZM105 176V177H106ZM130 176H132V175H130ZM165 176H166V174H165ZM165 176L163 177V178H165ZM185 176H186V174H185ZM192 176H196L197 177V175L195 174H193ZM192 176H190V178H192ZM219 176L217 177V179L219 180ZM233 176V178H234V175H232ZM257 176V175H256ZM0 177H2V176H0ZM24 177V178H23ZM43 177V176H42ZM51 177V179L53 180V178ZM58 177H57V181H58ZM67 177H68V175H67ZM82 177H83V175H82ZM86 177H87V175H86ZM86 177H84V178H86ZM88 177H87V179H88ZM100 177V178H101ZM122 177V176H121ZM126 177L124 178V179H126ZM158 177V176H157ZM167 177V176H166ZM183 177V176H182ZM181 177V178H182ZM209 177V176H208ZM208 177H206V179L210 182V180L209 179H211V178H209L208 179ZM212 177V178H213ZM224 177V175H222L221 176V178H223ZM261 177V176H260ZM13 178H15V177H13ZM13 178H12V180H13ZM28 178V177H27ZM30 178V177H29ZM28 178V179H29ZM44 178H45V176H44ZM55 178V177H54ZM68 178H70V177H68ZM74 178V179H75ZM81 178V177H80ZM132 178V177H131ZM147 178H149V177H147ZM170 178V177H169ZM180 178V179H181ZM184 178H186V177H184ZM198 178H200V176H198ZM213 178V179H214ZM234 178V179H235ZM243 178V179H242ZM262 178V177H261ZM264 178V177H263ZM11 179V178H10ZM27 179V180H28ZM33 179H34V176H33ZM39 179V178H38ZM41 179V178H40ZM49 180H50V182H51V179L50 178H48ZM47 179V180H48ZM71 179H72V177H71ZM74 179L72 180V181H74ZM94 178H92V180H93ZM99 179V178H98ZM106 179V178H105ZM107 179H106V181H107ZM128 179H130V181H128ZM187 179H188V177H187ZM194 179V178H193ZM192 179V180H193ZM244 179V180H245ZM257 180H258V178H256ZM4 180H5V177H4ZM8 180H9V178H8ZM7 180V181H8ZM17 180V179H16ZM30 180V179H29ZM55 180V183H57V181ZM60 180H61V178H60ZM63 180V179H62ZM66 180H67V178H66ZM84 180V179H83ZM89 180V179H88ZM91 179L89 180L90 182L92 181ZM100 180V179H99ZM109 180V179H108ZM117 180V181H118ZM143 180V179H142ZM145 180V179H144ZM165 180V179H164ZM178 180V179H177ZM181 180H183V179H181ZM212 180V179H211ZM221 180V179H220ZM225 180V178H223V181ZM229 179H227V181H228ZM235 180V181H236ZM242 180V181H241ZM248 180V179H247ZM259 180H261L260 178H259ZM263 180V179H262ZM14 181V180H13ZM36 181V180H35ZM38 181H40V180H38ZM37 181V182H38ZM45 181V180H44ZM70 181V180H69ZM77 181V180H76ZM102 181V180H101ZM110 181V180H109ZM110 181V182H111ZM161 181V180H160ZM190 181V180H189ZM188 181V182H189ZM194 181V180H193ZM203 181V184H204V182H205V180H202ZM202 181L200 180L199 181V184H200V182H201V186H202ZM207 181V182H208ZM222 181V180H221ZM250 181H252V180H250ZM255 181V180H254ZM5 182V181H4ZM15 182V181H14ZM20 182V181H19ZM19 182H17V183H19ZM23 182V181H22ZM24 182H26V181H24ZM46 182V181H45ZM45 182L43 183L44 184V186H45ZM54 182V181H53ZM75 182V181H74ZM73 182V183H74ZM86 182H87V180H86ZM85 182V183H86ZM90 182H89V184L87 183L86 185L87 186H85L84 188H86V189H89V187L88 186H90V185H92V184H90ZM109 182V183H110ZM163 182V181H162ZM171 183L173 182V180L172 181H170ZM169 182V183H170ZM177 182V181H176ZM184 182V181H183ZM216 183H218L219 184V182H217V181H215ZM229 182V181H228ZM246 182V181H245ZM249 182V181H248ZM7 183V182H6ZM9 183V182H8ZM17 183H15V186H16V184ZM29 184H31L32 183V181L31 182H28ZM36 183V182H35ZM39 184H40V182H38ZM37 183V184H38ZM62 183V182H61ZM71 183V182H70ZM69 183V184H70ZM73 183H72V185H71V187L72 186H74L75 185V183H74V185H73ZM84 183V182H83ZM84 183V184H85ZM100 183V182H99ZM109 183H106L105 182V186H104V182H103V186L104 187H106L107 188V184H108V186H109V188L111 187V186H114V185H120L119 184V182L116 184V182H115V184L113 185L112 183H114V181L113 182H111L110 184ZM186 183H187V181H186ZM193 183V182H192ZM194 183H197V182H194ZM206 183V182H205ZM227 183V182H226ZM230 183V182H229ZM10 184H12V183H10ZM14 184V183H13ZM24 184V183H23ZM33 184H34V180H33V183L31 184L32 186H33ZM36 184V185H37ZM47 184H49L48 182H47ZM46 184V186H48ZM54 184V183H53ZM52 184V185H53ZM67 185V187H69L70 185ZM78 184H79V182H78ZM83 184V185H84ZM112 184V185H111ZM177 184V183H176ZM183 184V183H182ZM188 184V183H187ZM198 184V185H199ZM208 185H210L209 183H207ZM211 184H213V182L211 183ZM240 184V185H239ZM247 184V183H246ZM8 185V184H7ZM5 186L4 185V183H2L1 181H0V191H2V189L3 188H5V187H7V189L10 187V185H9V187L8 186ZM20 185V184H19ZM42 185V181H41V184L39 185V186H41ZM59 185V184H58ZM62 185H64V184H62ZM139 185H140V182H139ZM138 185V186H139ZM173 185V184H172ZM179 185V184H178ZM185 185V184H184ZM198 185H196L197 186V188H198ZM199 185V186H200ZM204 185H206V184H204ZM203 185V186H204ZM208 185H206V186H204V187H207ZM213 185H214V187H213ZM211 187H213L214 189H216L217 188V186L215 187V185L216 184H213ZM223 185H225V184H223ZM228 185V184H227ZM244 185V184H243ZM14 186V187H15ZM26 186V185H25ZM35 186V185H34ZM38 186V187H39ZM43 186V185H42ZM41 186V187H42ZM82 186V185H81ZM99 186H101L102 187V185H99ZM99 186L97 187V188H99ZM170 186V185H169ZM192 186H194L195 187V185H192ZM221 186V185H220ZM14 187H11L12 189H15ZM29 187H30V185H29ZM52 187V186H51ZM55 187H57V186H55ZM61 187V186H60ZM66 187V188H67ZM76 187V186H75ZM92 187V186H91ZM120 187L119 188H117V190L118 189H120ZM140 187H141V185H140ZM143 187H145V185L144 186H142V191H143ZM162 187V186H161ZM189 188H190V186H188ZM209 187V186H208ZM207 187V188H208ZM238 187V188H239ZM246 186H244L243 188H245ZM10 188V189H11ZM18 188V187H17ZM27 188V187H26ZM46 188V187H45ZM49 188V187H48ZM53 188V187H52ZM62 188V187H61ZM61 188H59V189H61ZM73 188V187H72ZM77 188H78V186H77ZM82 188L83 187H81V189H80V187H79V189H80V192L78 191V193H80V194H78V195H80L79 197L81 198V196L83 195V193H82ZM106 188H104V189H106ZM113 188V187H112ZM111 188V189H112ZM115 188V187H114ZM113 188V189H114ZM139 188V187H138ZM147 188V187H146ZM170 188L171 187H169L168 189V192L169 191H171L170 190ZM182 188V187H181ZM180 188V189H181ZM188 188V190H190ZM192 188V187H191ZM199 188H201V187H199ZM198 188V189H199ZM238 188H236V189H238ZM11 189V190H12ZM22 189H25V188H22ZM32 189H34V187L32 188ZM43 189V188H42ZM70 189V188H69ZM85 189V190H86ZM92 189V188H91ZM91 189H89V191L91 190ZM103 188H101L100 190H102ZM112 189V190H113ZM126 189V190H125ZM141 189V188H140ZM139 189V190H140ZM167 189V188H166ZM172 189V188H171ZM174 189V188H173ZM177 189V188H176ZM180 189H178V190H180ZM184 189V188H183ZM193 189V188H192ZM192 189H191V191H192ZM197 189V190H198ZM248 189V188H247ZM246 189V190H247ZM26 190H28V189H26ZM35 190V189H34ZM36 192H38V189H37V187H36ZM50 190V189H49ZM52 190V189H51ZM65 190V189H64ZM68 188L66 189V192H64V193H67L68 191L70 192V190H68ZM84 190V189H83ZM95 190H96V192H98L97 190L98 189H96L95 188ZM99 190V191H100ZM116 190V189H115ZM138 190V191H139ZM156 190H158L157 189V187H156ZM188 190H187V192H188ZM202 190V189H201ZM208 190V189H207ZM210 190H212V189H210ZM218 190V189H217ZM221 190V189H220ZM219 190V191H220ZM243 190V189H242ZM4 191V195L2 194V195H0V203L2 204V203H5V201H6V204H7V202H8V200H9V196H10V192L7 190V192H9L8 194H9V196L7 195V193H6V195H5V189L3 190ZM2 191V192H3ZM41 191H44V190H41ZM47 191H48V189H47ZM53 191H55V188H54V190ZM72 191V190H71ZM74 191V190H73ZM87 191V190H86ZM85 191V192H86ZM94 191V190H93ZM106 191V190H105ZM159 191V190H158ZM157 191V192H158ZM173 191V190H172ZM184 191H186V190H184ZM198 191H200V190H198ZM205 191V190H204ZM203 191V192H204ZM215 191V190H214ZM213 191V192H214ZM228 191V190H227ZM231 191V190H230ZM232 191H233V189H232ZM230 192V193H233V192ZM245 191V190H244ZM249 191V190H248ZM250 191H251V189H250ZM253 191V190H252ZM263 190H261V192H262ZM13 192V191H12ZM25 192V191H24ZM32 192V191H31ZM52 192V191H51ZM58 192H59V190H58ZM61 192V191H60ZM84 192V191H83ZM88 192V191H87ZM95 192V194H97ZM102 192V191H101ZM100 192V193H101ZM137 192V191H136ZM145 192H146V190H145ZM156 192V191H155ZM176 192H177V190H176ZM179 192L180 191H178V194H179ZM186 192V193H187ZM194 192H195V190H194ZM207 192H209V191H207ZM212 192V191H211ZM256 192V191H255ZM18 193H19V191H18ZM17 193V194H18ZM22 193H23V191H22ZM29 194H30V192H28ZM39 193V192H38ZM50 193V192H49ZM57 193V191L55 192V194ZM75 193V195H77V192L75 191L74 192ZM93 193V192H92ZM92 193H91V195H92ZM100 193H98V194H100ZM107 192H105V194H106ZM120 193V192H119ZM121 193H120V195H121ZM149 193V192H148ZM164 193V192H163ZM174 193V192H173ZM184 193V192H183ZM193 193V192H192ZM236 193V192H235ZM238 194H240L241 193V190H240V192H237ZM1 194V193H0ZM15 194V197H17L16 196V192L14 193L13 192V195ZM48 194V193H47ZM67 194H69V193H67ZM66 194V195H67ZM90 194V193H89ZM102 194V193H101ZM101 194H100V198L102 199V200H100V202L101 201H103L104 200V197L102 198L101 197ZM137 194V193H136ZM135 194V195H136ZM142 194H143V192H142ZM158 194V193H157ZM165 194H167L166 192H165ZM176 194V196H178V194L177 193H175ZM187 194H189V192L187 193ZM191 194V193H190ZM202 194V193H201ZM201 194L199 195V196H201ZM208 194H210V192L208 193ZM237 194V195H238ZM243 194V193H242ZM249 194V193H248ZM247 194V195H248ZM257 194V193H256ZM261 194V193H260ZM259 194V195H260ZM13 195H11L12 197H13ZM25 193H24V197H25ZM28 195V194H27ZM31 195H36V194H31ZM42 195H43V192H42ZM45 195V194H44ZM51 195V194H50ZM53 195V194H52ZM62 195V194H61ZM73 195V194H72ZM77 195V196H78ZM90 195V196H91ZM102 195H104V192H103V194ZM116 195H118V193L116 194ZM115 195V196H116ZM135 195H133V196H135ZM144 195V194H143ZM152 195H153V193H152ZM163 195V194H162ZM169 195H170V192H169ZM171 195H173V196H175L174 194H172V192H171ZM184 195V194H183ZM192 195V194H191ZM211 195H212V193H211ZM232 195V194H231ZM244 195V194H243ZM19 196V195H18ZM38 196V195H37ZM35 197L36 199H37V203L39 202L40 203V201L42 200L39 196L38 197ZM57 195H53V197H56ZM105 196V195H104ZM122 196V195H121ZM121 196H119L118 195V197H121ZM138 196V195H137ZM136 196V197H137ZM140 196V195H139ZM154 196V195H153ZM158 196V195H157ZM160 196V195H159ZM166 196H168V195H166ZM181 196H182V192L179 194V197L181 198ZM187 196V195H186ZM189 196V195H188ZM197 196V195H196ZM236 196V195H235ZM251 196H252V194H251ZM254 196V195H253ZM257 196V195H256ZM262 197H263V195H261ZM27 197V196H26ZM58 197V196H57ZM73 197V196H72ZM75 197V196H74ZM78 197V198H79ZM98 197V196H97ZM99 197H98V199H99ZM147 197V196H146ZM165 197V195L162 197V198H164ZM178 197V198H179ZM209 197V196H208ZM231 197V196H230ZM233 197H234V195H233ZM240 197V196H239ZM241 197H242V195H241ZM244 197V196H243ZM243 197L242 198H240V199H242V200H244L243 199ZM14 198V197H13ZM23 198V197H22ZM21 198V199H22ZM38 198H40L41 200H39L38 201ZM46 198V197H45ZM61 198V197H60ZM87 197H85V199H86ZM88 198H91V197H88ZM87 198V199H88ZM94 198V197H93ZM117 198V197H116ZM134 198V197H133ZM138 198V197H137ZM137 198H134V199H137ZM160 198V197H159ZM170 198V196H168V199ZM184 198V197H183ZM228 198V197H227ZM234 198H236V197H234ZM253 198V197H252ZM14 199H19V198H14ZM14 199H12L11 198V200H14ZM33 199V198H32ZM57 199V198H56ZM65 199V198H64ZM73 199V198H72ZM110 199H114L113 197L112 198H110ZM121 199V198H120ZM141 199V198H140ZM164 199H166V197L164 198ZM176 199H177V197H176ZM175 199V200H176ZM198 199V198H197ZM207 199V198H206ZM215 199V198H214ZM225 199H226V197H225ZM238 199L239 198H237V199H234V201L235 200H237L238 201ZM246 199V198H245ZM248 199V198H247ZM250 199H251V197H250ZM254 199H256V198H254ZM258 199V198H257ZM261 199V198H260ZM259 199V200H260ZM22 200H25V199H22ZM30 200V199H29ZM43 200H45V199H43ZM47 200V199H46ZM77 200V199H76ZM84 200V199H83ZM91 200V199H90ZM96 200H97V198H96ZM133 200V199H132ZM143 200V199H142ZM174 200V201H175ZM180 200H182V199H180ZM216 200V199H215ZM226 200H229V199H226ZM262 200V199H261ZM10 201V200H9ZM31 201V200H30ZM29 201V202H30ZM32 201H34V200H32ZM32 201L29 203L30 205H31V208H32ZM36 201V200H35ZM34 201V204L33 205H35V202ZM53 201V200H52ZM58 201V200H57ZM64 201V200H63ZM62 200H61V203L63 202ZM75 201V200H74ZM78 201H80V200H78ZM88 201V200H87ZM87 201H86V205H87ZM98 201V200H97ZM111 201H114V200H110V203H111ZM120 201V200H119ZM167 202H168V200H166ZM177 201V200H176ZM209 201H210V199H209ZM213 201V200H212ZM211 201V202H212ZM223 201H225L224 200V197H223ZM249 201V200H248ZM248 201H246V202H248ZM251 201V200H250ZM250 201L248 202V204L250 205ZM255 201V200H254ZM20 202V201H19ZM18 202V203H19ZM23 202V204H25V206H27V202L26 203H24V201H22ZM45 202V201H44ZM51 202V201H50ZM53 202H56V201H53ZM72 202H73V200H72ZM95 202V201H94ZM115 202V201H114ZM166 202V203H167ZM182 202V201H181ZM217 202V201H216ZM232 202V201H231ZM253 202V201H252ZM9 204H11L10 202H8ZM13 203H14V201H13ZM17 203V204H18ZM36 203V204H37ZM43 203V202H42ZM42 203H40V204H38L39 206L42 204ZM102 203H104V201L103 202H101V203H99V204H102ZM116 203H118V202H116ZM128 203H130V201L128 202ZM131 203H133V202H131ZM135 203V202H134ZM140 203V202H139ZM143 203V202H142ZM174 203V205H175V202H173ZM228 203V202H227ZM239 203V202H238ZM241 203H243V201L241 202ZM258 202H256L255 204H253V205H255V207L257 206L258 207V205H259V203L257 204ZM22 204V203H21ZM28 204V205H29ZM45 204H47V203H45ZM44 204V205H45ZM75 204H77L76 202L73 204V205H75ZM80 204V203H79ZM81 204H83V202L81 203ZM93 204V203H92ZM98 204V205H99ZM114 204V203H113ZM119 204V203H118ZM144 204V203H143ZM147 204V203H146ZM180 204H182V203H180ZM231 204V203H230ZM229 204V205H230ZM252 204V203H251ZM15 205H16V203H15ZM43 205V204H42ZM43 205V206H44ZM47 205H49V203L47 204ZM52 205H53V203H52ZM55 205H58V204H56L55 203ZM90 205H91V203H90ZM104 205V204H103ZM124 205V204H123ZM127 205V204H126ZM135 205H136V203H135ZM145 205V204H144ZM166 205V204H165ZM168 205V204H167ZM174 205H173V208L172 209H174ZM179 206V201H178V204L176 203V205L175 206ZM194 205V204H193ZM225 205V204H224ZM244 205H247V204H244ZM248 205V206H249ZM2 206V205H1ZM21 206V205H20ZM37 206V205H36ZM43 206H42V208H43ZM50 206V205H49ZM48 206V207H49ZM102 206V205H101ZM106 206H108L107 204H106ZM105 206V207H106ZM110 206V205H109ZM130 206V204H128V207ZM146 206V205H145ZM170 206V205H169ZM181 206V205H180ZM191 206V205H190ZM202 206H203V204H202ZM231 206V205H230ZM229 206V207H230ZM238 206H240V205H238ZM251 206V205H250ZM249 206V208L250 209H252L251 207ZM4 207V206H3ZM6 207V206H5ZM10 207V206H9ZM9 207H8V205H7V210H5L4 208H2V210L4 209V213L6 212L7 213V211H8V209H9ZM22 207V206H21ZM30 207V206H29ZM92 207V206H91ZM94 207V206H93ZM98 206H96V208H97ZM103 207V206H102ZM111 208L113 207V206H110ZM110 207H108V208H110ZM122 207V206H121ZM121 207H120V210H121ZM131 207H132V205H131ZM186 207V206H185ZM193 207V206H192ZM191 207V209H194V208H192ZM213 207V206H212ZM222 207H223V203H222ZM225 207H226V205H225ZM224 207V208H225ZM228 207V208H229ZM241 207H243L242 205H241ZM247 207V206H246ZM253 207V206H252ZM14 208V207H13ZM20 208V207H19ZM28 207H25V209H27ZM45 208V207H44ZM117 209H118V207H116ZM116 208H113V209H116ZM134 208V207H133ZM132 208V209H133ZM166 208V207H165ZM176 208V207H175ZM189 208L190 207H188V209L187 210H189ZM203 208V207H202ZM210 207H206L205 208V210H207V209H209ZM223 208V209H224ZM227 207H226V209H228ZM231 208H232V206H231ZM235 208H236V206H235ZM239 208V207H238ZM237 208V209H238ZM254 208V207H253ZM12 209V208H11ZM22 209H24V207H22ZM34 209H35V206H34ZM39 210V207L37 206V208H36V210ZM41 209V208H40ZM46 209V208H45ZM88 209V208H87ZM86 209V210H87ZM98 209H100L99 207H98ZM122 209H125V207H122ZM136 209H137V207H136ZM135 209V210H136ZM146 209V208H145ZM148 209V208H147ZM150 209V208H149ZM171 209V210H172ZM218 210H220L221 208H217ZM223 209H221L220 211H222ZM225 209V211L223 210V215H224V212L226 213V211H228V210H226ZM236 209V211H238ZM244 209V208H243ZM245 209H247V208H245ZM255 209V208H254ZM2 210H0V223H2L1 222V220H4V217H2V216H5L6 214H4L3 213V211ZM14 210V209H13ZM31 210H33V209H31ZM30 210V211H31ZM58 210V209H57ZM82 210V209H81ZM84 210V209H83ZM89 210H91L90 208H89ZM102 210V209H101ZM186 210V211H187ZM210 210H212V208L211 209H209V211ZM216 209H215V207H214V209L212 210V211H214L215 213H218V211H215ZM234 210V209H233ZM253 210V209H252ZM15 211V210H14ZM24 211V210H23ZM88 211V210H87ZM95 211V210H94ZM105 211V210H104ZM104 211H103V213L102 214H104ZM110 211H111V209H110ZM115 211V210H114ZM113 211V212H114ZM127 211V210H126ZM144 211V210H143ZM173 211V210H172ZM172 211H171V213H172ZM193 211H195V210H193ZM208 210H207V212H209ZM235 211V210H234ZM12 212V211H11ZM18 212H19V210L17 211V213L15 214L16 216L18 215H20V214H18ZM26 212H27V210H26ZM29 212V211H28ZM27 212V213H28ZM34 212H35V210H34ZM38 212V211H37ZM36 212V213H37ZM39 212H42V211H39ZM38 212V213H39ZM89 212V211H88ZM92 212V211H91ZM90 212V213H91ZM107 212H109L108 210H107ZM107 212H105V213H107ZM148 212H149V210H148ZM148 212L145 214V212H143V214H144V216L145 215H147V217H149L148 216ZM151 212H153V211H151ZM165 212V211H164ZM180 212H182V210H180ZM183 212H184V209H183ZM190 212V211H189ZM214 212H212L213 214H214ZM229 213H232V212H230V211H228ZM242 212H244V211H242ZM249 212H252V211H249ZM249 212L246 214V215H249ZM260 212V211H259ZM263 212V211H262ZM261 212V213H262ZM2 213H3V215H2ZM9 213H10V211H9ZM9 213H7V214H9ZM14 213V212H13ZM21 213V212H20ZM84 213V212H83ZM96 213V212H95ZM114 213H116V212H114ZM118 213H121V212H119L118 211ZM117 213V214H118ZM125 213H127V212H125ZM129 213V212H128ZM135 213V212H134ZM137 213V212H136ZM173 213H174V211H173ZM184 213H186V212H184ZM191 213V212H190ZM209 213H211V212H209ZM221 213V212H220ZM228 213V214H229ZM235 213H237V212H235ZM254 213V212H253ZM256 213V212H255ZM29 214H30V212H29ZM28 214V215H29ZM31 214H32V212H31ZM86 214V213H85ZM93 214V213H92ZM97 215H96V218H97V216H98V213H96ZM111 214H113V213H111ZM123 214V213H122ZM138 214V213H137ZM183 214V213H182ZM186 214H189V213H186ZM219 214V213H218ZM234 214V213H233ZM240 214V213H239ZM252 214V213H251ZM2 215V216H1ZM14 215V214H13ZM23 216H24V214H22ZM26 215V214H25ZM34 215H37V214H34ZM39 215V214H38ZM36 216V217H39V216ZM107 215V214H106ZM114 215V214H113ZM112 215V216H113ZM129 215V214H128ZM127 215V216H128ZM135 215V214H134ZM150 215V214H149ZM152 215V214H151ZM150 215V216H151ZM191 215H192V213H191ZM199 215V214H198ZM220 215V214H219ZM222 215V214H221ZM226 215V214H225ZM224 215V216H225ZM241 215V214H240ZM15 216V217H16ZM22 216V217H23ZM83 216H84V214H83ZM87 216V215H86ZM88 216H89V214H88ZM103 216V215H102ZM108 216V215H107ZM112 216H110L109 215V217H111V218H109V220H112V218H114L115 219V217H112ZM129 216H131V215H129ZM142 216V215H141ZM155 216H157V215H155ZM165 216V215H164ZM163 216V217H164ZM184 216H185V214H184ZM186 216H188V215H186ZM208 216V218H211V217H209V215H207ZM206 216V217H207ZM217 216V215H216ZM254 216H255V219L256 218H261L262 216H263V218H262V220H264V215L262 214V216L261 217H259V215H255L254 214ZM258 216V217H257ZM6 217H8V216H6ZM25 217V216H24ZM27 217V216H26ZM29 217V216H28ZM31 217H35V216H31L30 215V218ZM41 217V216H40ZM47 217H48V215H47ZM47 217H44V218H47ZM132 217V216H131ZM138 217V216H137ZM151 217H153V216H151ZM173 217H174V214H173ZM172 217V218H173ZM194 217V216H193ZM193 217H191L190 216V218L192 219ZM197 218H199V216H196ZM196 217L194 218V219H196ZM200 217H201V214H200ZM219 217V216H218ZM222 217V216H221ZM229 217V216H228ZM234 217V216H233ZM242 217H246L244 214H243V216ZM241 217V218H242ZM3 218V219H2ZM18 218H20V217H18ZM43 218V217H42ZM53 218V217H52ZM81 218V217H80ZM85 218V217H84ZM95 218V219H96ZM98 218H99V216H98ZM101 218V217H100ZM156 218V217H155ZM170 218H171V216H170ZM169 218V219H170ZM189 218V219H190ZM212 218H214V217H212ZM220 218V217H219ZM240 218V217H239ZM253 218V217H252ZM9 219V218H8ZM8 219H6V220H8ZM15 219V218H14ZM21 219V218H20ZM25 219V218H24ZM24 219H22V221H23V223H24ZM51 219V218H50ZM86 219V218H85ZM89 219V218H88ZM87 219V220H88ZM93 219H94V216H93ZM113 219V220H114ZM126 219V218H125ZM158 220H159V217L157 218ZM206 219V218H205ZM205 219H204V221H205ZM230 219V218H229ZM251 219V218H250ZM254 219V220H255ZM11 220V219H10ZM17 220H19V219H17L16 218V221ZM31 220V219H30ZM29 220V221H30ZM33 220H34V218H33ZM38 220V219H37ZM46 220V219H45ZM52 220H54V219H52ZM80 220V219H79ZM101 220V219H100ZM113 220L112 221H110V223H104V222H102V221H98V220H96V221H98V223H96L94 220L93 221H91L90 223V225H88L87 224V222H89V221H86V224L89 226V229H87L86 228V230H88L89 231V233L91 234V236H92V234H93V236H94V234L96 235V237L94 236V239H93V236L92 237H90V239H88V241L89 240H94V242H97L96 240H98V242H99V240L101 239L100 237H102L103 236V232H106L105 231V229H106V227H109L110 228V226H112V224H111V222H113ZM128 221H129V219H127ZM127 220H124V221H127ZM152 220V219H151ZM157 220V221H158ZM161 220V219H160ZM159 220V222H160V228H161V221ZM171 220H172V222H173V219H170V222H171ZM177 220V219H176ZM175 219H174V222H177ZM210 220V219H209ZM214 220V219H213ZM228 220V219H227ZM243 220V219H242ZM245 220H246V218H245ZM261 220V219H260ZM260 220H258V222L260 221ZM261 220V221H262ZM9 221V220H8ZM8 221H3L4 223L5 222H7L8 223ZM14 221V220H13ZM22 221H21V223H22ZM42 221V220H41ZM43 221H44V219H43ZM42 221V222H43ZM48 221V220H47ZM81 221V220H80ZM124 221L122 220V222H123V224H121L118 228H117V225H115L116 227H115V229H117L116 231V233L117 234H119L120 233V235H121V232L122 233H125V232H123V230H125L126 228L128 229V227H126V225H124ZM131 221V220H130ZM143 221V220H142ZM156 220H152V222H151V224L153 225H155V223L154 222H157ZM169 220H167V221H164L163 222V224L165 225H167V227L169 228V226H171L172 224V222L171 223H167ZM206 221H207V219H206ZM211 221V220H210ZM209 221V222H210ZM222 221V220H221ZM232 221V220H231ZM240 223L239 224H241V226H242V228H243V225H244V223H241V221L240 220H238ZM238 221L236 222V223H238ZM249 221V220H248ZM257 221V220H256ZM260 221V222H261ZM31 222H32V220H31ZM35 222H37V221H35ZM35 222H33V226L35 225L36 226V223ZM46 221H44L43 223H45ZM83 222V221H82ZM81 222V223H82ZM85 222V221H84ZM83 222V223H84ZM137 222H138V220H137ZM143 222H145V220L143 221ZM158 222V223H159ZM209 222H208V225H209ZM212 222V221H211ZM216 222V221H215ZM226 222V221H225ZM228 222V221H227ZM251 222V221H250ZM257 222V223H258ZM259 222V223H260ZM7 223H6V225H7ZM11 223H12V221H11ZM16 222H14V224H15ZM17 223H18V221H17ZM16 223V224H17ZM22 223V224H23ZM29 223V222H28ZM42 223V224H43ZM79 223V222H78ZM83 223H82V225H83ZM131 223V222H130ZM146 223V222H145ZM182 223H183V226H180V227H178V228H175L176 227V225H174V223H173V226H171V227H174L173 228V230L171 229V227L169 228L170 230H172V235L170 236V237H168V239L166 238V236L163 234V237H159L157 240L161 243H159L161 246H159L158 245V247L157 248H159V247H161V248H159L160 250H159V252H157V254H159V255H161V256H159L158 255V257L157 258H160V261H159V259L157 260V261H159V262H161V264L164 262L163 260H165L164 258H166L167 259V257H168V255H166L167 254V252L168 251H173V250H175L174 249V247L176 248V250H183V248H181L180 247V243H178V239H180L179 237V234L181 233H185V235H187V233L186 232H188V231H190V229H192V222H187V221H182ZM188 223H191V224H188ZM206 223V222H205ZM205 223H204V226H206L205 225ZM213 223V222H212ZM218 223V220H217V222H216V224ZM257 224V226L258 225H260V224ZM263 223V222H262ZM3 224V223H2ZM16 224H15V227H16ZM18 224H20V223H18ZM17 224V225H18ZM80 224V223H79ZM105 224H107V225H109V224H111V225H109V226H106ZM126 224V223H125ZM128 224H129V222H128ZM171 224V225H170ZM175 224H178V222L177 223H175ZM184 224H186V225H188L187 226V228H188V230L187 229H185L184 227ZM222 224H224V222H222ZM238 224V225H239ZM1 225V224H0ZM4 225L5 224H3V226L2 227H4ZM13 225V224H12ZM28 225V224H27ZM31 225V224H30ZM39 225V224H38ZM81 225V226H82ZM87 225H85V227L87 226ZM131 225V224H130ZM132 225H133V223H132ZM137 225V224H136ZM139 225V224H138ZM169 225V226H168ZM198 225L200 226V224H196V226L198 227ZM218 225V224H217ZM216 225V226H217ZM237 225V224H236ZM246 225H247V221H246ZM253 225V224H252ZM24 226V225H23ZM23 226H21V227H23ZM34 226V227H35ZM45 226V225H44ZM106 226V227H105ZM141 226V225H140ZM203 226V227H204ZM210 226H211V224H210ZM215 226V227H216ZM229 226V225H228ZM234 226H235V222H234ZM233 226V227H234ZM240 226V225H239ZM238 226V227H239ZM1 227V228H2ZM13 227V226H12ZM14 227V228H15ZM25 227H26V223H25ZM136 227V226H135ZM134 227V228H135ZM139 227V226H138ZM142 227V226H141ZM145 227H146V225H145ZM162 227H163V225H162ZM232 227V226H231ZM232 227V228H233ZM251 227V226H250ZM253 227V226H252ZM8 227L6 226V229H7ZM14 228L12 229V230H14ZM28 228L30 229V227L28 226ZM27 228V229H28ZM32 229L31 230H29L30 231V234L32 233L31 231H33V227H31ZM39 228V227H38ZM74 228H75V226H74ZM80 228V227H79ZM82 228V227H81ZM101 228H103V229H101ZM114 228V227H113ZM131 228V227H130ZM151 228V227H150ZM160 228H159V230H160ZM164 228V227H163ZM167 228V229H168ZM198 228H201V226L200 227H198ZM205 228H207V227H205ZM212 228H214V226H212ZM212 228L210 229V227H209V230H211V232L209 233V234H211L212 233ZM218 227H216V229H217ZM229 228H230V226H229ZM245 228H247L246 226H245ZM249 228V227H248ZM6 229H5V232H6ZM24 229H26V228H24ZM22 230V232L23 231H25V230ZM41 229V228H40ZM78 229V228H77ZM82 229H84V228H82ZM81 229V230H82ZM132 229V228H131ZM155 229H156V226H155ZM175 229V230H174ZM197 229V228H196ZM195 229V233H196V230ZM202 230H203V228H201ZM201 229H199V230H201ZM222 229H224L223 227H222ZM222 229H221V231H222ZM240 229V228H239ZM244 229V228H243ZM258 229H259V227H258ZM260 229H261V227H260ZM259 229V232L262 230H260ZM16 230V229H15ZM14 230V231H15ZM20 230V226H19V229H18V226H17V233H18V231ZM35 230H36V232H37V229L35 228ZM39 230V229H38ZM44 230V229H43ZM85 230V229H84ZM100 230V231H99ZM103 230V231H102ZM114 230V229H113ZM113 230H112V232H113ZM133 230V229H132ZM135 230H136V228H135ZM148 230V229H147ZM170 230H168V231H170ZM185 230H187L186 232H185ZM192 230H194V229H192ZM191 230V231H192ZM206 230H208V228L206 229ZM204 231V232H207V231ZM227 230H228V228H227ZM226 230V231H227ZM247 230H250V229H247ZM252 230H254V227L252 228ZM11 231V230H10ZM10 231H9V233H10ZM40 231V230H39ZM79 231V230H78ZM87 231V232H88ZM91 231V232H90ZM107 231H109L108 229H107ZM115 231V230H114ZM126 231V230H125ZM134 231V230H133ZM146 231V230H145ZM152 231V230H151ZM161 232H162V230H160ZM165 231H166V229H165ZM190 231V232H191ZM220 231V230H219ZM220 231V232H221ZM230 230H228V232H229ZM233 231H234V229H233ZM238 232H239V230H237ZM240 231H241V229H240ZM244 231V232H243ZM242 232H241V235L242 234H246L245 233V230H243ZM256 231H257V229H256ZM4 232V231H3ZM20 232H21V230H20ZM20 232L18 233L19 235H20ZM35 231H33V233H34ZM43 232H45V231H43ZM42 232V233H43ZM55 232V231H54ZM81 232H83V231H81ZM102 232V233H101ZM127 233H128V230L126 231ZM138 233H139V231H137ZM158 232V231H157ZM156 232V233H157ZM190 232L188 233V236H189V234H190ZM193 232V233H194ZM197 232H199V231H197ZM204 232H202V233H204ZM215 232V231H214ZM213 232V234L215 235V233ZM228 232L226 233L227 234V236H228ZM232 232V231H231ZM235 232V231H234ZM248 232H250V231H247V234H248ZM2 233V232H1ZM0 233V234H1ZM9 233H7V235L9 234ZM16 233V234H17ZM56 233V232H55ZM84 233V232H83ZM85 233H86V231H85ZM84 233V234H85ZM107 233V232H106ZM129 233H130V231H129ZM136 233V232H135ZM160 233V232H159ZM169 233H171V232H169ZM192 233V232H191ZM201 233V232H200ZM224 233V232H223ZM233 233V232H232ZM240 233V232H239ZM238 233V234H239ZM251 233V232H250ZM249 233V234H250ZM12 234H14V237H12V239L13 238H17L16 236H18V235H16L15 236V232H13ZM12 234H11V236H12ZM25 234H26V232H25ZM37 234H38V232H37ZM75 234H76V231H75ZM80 234V233H79ZM89 234V235H90ZM108 234H110V233H108ZM144 234H145V232H144ZM174 234H175V236H176V234L178 235V238H177V242H176V244L177 245H179V246H175V243H172L173 241H174V239H173V241H171L172 240V238H174ZM207 234H208V232H207ZM249 234H248V237H247V235H246V237L247 238H249L250 236H249ZM253 234L255 235L256 234V232H253ZM263 234V236H264V232L262 231V233L261 234H259L258 235V231H257V235L256 236H261ZM23 235V234H22ZM34 235H36V234H34ZM40 235V234H39ZM47 235V234H46ZM72 235V234H71ZM81 235V234H80ZM87 235V236H86ZM99 235V236H98ZM119 235V236H120ZM125 235V234H124ZM135 236H136V234H134ZM138 235V234H137ZM142 235H143V233H141V235H139V237L141 236L142 237ZM145 235H147V234H145ZM191 236L189 237L190 239L192 238V236H193V234H190ZM195 236H196V234H194ZM200 235H202V234H200ZM229 235H230V233H229ZM233 235V234H232ZM236 235H237V232H236ZM236 235H234L233 237H234V243L237 245V249H240V250H242V248H240V247H243L242 245L240 246L239 244H237V242H241L242 243V241H243V238H242V240L238 237L237 238V236ZM251 235V234H250ZM254 235H252V237L254 236ZM9 236V239H11L10 238V235H8ZM8 236L6 237V238H8ZM29 236V235H28ZM42 236V235H41ZM40 236V237H41ZM48 236V235H47ZM50 236V235H49ZM72 236H74V235H72ZM85 236L87 237V238H89L88 237V233L87 234H85ZM84 236V237H85ZM104 236H105V234H104ZM107 236V235H106ZM109 236H111V234L109 235ZM154 236V235H153ZM194 236V237H195ZM212 236V235H211ZM224 236L227 238V236L225 235V233H224ZM223 236V237H224ZM235 236H236V240H238V239H240V240H238L237 242H235L236 240H235ZM238 236H240V235H238ZM19 237L20 236H18V239H19ZM82 238L81 240H83L84 239V242H88V241H85V240H87V239H85V238ZM97 237H99L98 239H97ZM108 237V236H107ZM104 237L105 238V242H107L106 240H108V238L109 239H113V238H110V237ZM126 237V236H125ZM129 237V236H128ZM138 237V236H137ZM136 237V238H137ZM138 237V238H139ZM181 237H182V235H181ZM199 237V236H198ZM197 237V238H198ZM241 237V236H240ZM244 237V236H243ZM2 238H3V236H2ZM5 238V239H6ZM21 238V240H23V241H21L20 240V242H22L23 244H24V242H26V243H28V241H25L24 239H22V236L20 237ZM24 238V237H23ZM74 238V237H73ZM73 238H72V240H73ZM96 238V239H95ZM104 238H102L101 239V243L99 242V244H102V243H104V242H102V240L104 241ZM107 238V239H106ZM119 238V237H118ZM121 238H122V235H121ZM124 238V237H123ZM135 238V237H134ZM135 238V239H136ZM147 238V237H146ZM151 238V237H150ZM155 238H156V236H155ZM183 238V237H182ZM202 238H205V237H202ZM211 238V237H210ZM245 239L244 238V240L246 241V240H248V239ZM255 238V237H254ZM4 239V238H3ZM27 239H28V237H27ZM30 239V238H29ZM34 239H36V238H34ZM34 239H32V240H34ZM41 239V238H40ZM39 239V240H40ZM43 239V238H42ZM59 239V236L57 235V240ZM116 239V238H115ZM126 239V242H128V241H130L129 243H127V244H130V243H132V242H136V241H134V239H133V241H132V239L130 238V239H128V238H125ZM148 239V238H147ZM195 239H196V237H195ZM195 239H193L192 238V240H193V243H194V240ZM199 239V238H198ZM197 239V240H198ZM206 240L208 239L207 238V236H206V238H205ZM204 239V240H205ZM212 239V238H211ZM214 239V238H213ZM224 239V238H223ZM230 239V238H229ZM228 239V240H229ZM232 239V238H231ZM230 239V240H231ZM251 239H253V238H251ZM251 239L249 238V241H251ZM256 239V238H255ZM260 239V237L258 238V240ZM262 239V238H261ZM261 239H260V242L258 241V240H256V242L257 243H261L262 241H263V239H262V241H261ZM13 240H15V239H13ZM9 241L8 243H10V242H13L14 243V241ZM50 241L52 240L51 238L49 239ZM64 240V239H63ZM79 240V239H78ZM119 240H120V238H119ZM118 240V241H119ZM151 241H152V238L150 239ZM156 239L154 240V241H157ZM176 240V239H175ZM191 240V241H192ZM200 241L202 240L203 241V239H199ZM232 240V241H233ZM2 241V240H1ZM8 240H6V242H7ZM48 239L47 240H45V244L48 246V244L47 243H50V241H48ZM59 241V240H58ZM57 241V242H58ZM65 241V240H64ZM63 241V242H64ZM71 241V240H70ZM75 241V242H74ZM74 241H72V244H75L76 243V240H74ZM112 241H114V240H112ZM125 241V240H124ZM132 241V242H131ZM139 241V240H138ZM141 241V240H140ZM145 241V237H144V240H143V242ZM154 241H153V244H154ZM185 241V240H184ZM190 241V242H191ZM196 241V240H195ZM201 241V242H202ZM249 241H247L246 243H249V244H247L248 245V247H246V246H244L246 249H245V251H247V248H248V250L252 247L253 248V250H250L248 253L250 254V252L252 253L253 251H256V250H254V247H256L255 245H258V244H254L253 242L254 241H251L252 243H253V245H254V247H253V245L252 244H250L251 242H249ZM3 242V241H2ZM4 242H5V240H4ZM16 243H18V241H17V239H16V241H15ZM30 242V241H29ZM32 242V241H31ZM36 242V241H35ZM38 242V241H37ZM43 242V241H42ZM62 241H59V244H57L58 246L60 245V243H63ZM74 242V243H73ZM89 242H91V241H89ZM88 242V243H89ZM97 242V243H98ZM111 242V241H110ZM122 242H123V240H122ZM150 242V241H149ZM170 242H171V244L173 245V246H171V244H170ZM175 242V241H174ZM200 242V243H201ZM228 242V241H227ZM231 242V241H230ZM255 242V243H256ZM7 243V245H4V247H5V249H2V251L3 250H6L5 252H7V250L9 249V248H11L10 249V251H12V249H13V243H10V245L11 246H9V244ZM22 243H20V245H23ZM26 243L24 244L25 246H26ZM32 243H34V242H32ZM31 243V244H32ZM44 243V242H43ZM65 243V242H64ZM70 243V242H69ZM78 243H79V241H78ZM93 243V242H92ZM140 243V245H141V242H139ZM146 243V242H145ZM148 243V242H147ZM189 243V242H188ZM192 243V242H191ZM197 243H198V241H197ZM200 243H198V244H200ZM219 243V242H218ZM224 243V242H223ZM245 242H243L242 244H244ZM263 243V242H262ZM5 244V243H4ZM15 244V243H14ZM29 245H30V243H28ZM35 244V243H34ZM67 244H68V240H67ZM71 243H70V247H71V245H72ZM108 244H109V242H108ZM114 244H116V243H114ZM114 244H113V248H115L114 247ZM118 244V243H117ZM120 244V243H119ZM156 244V243H155ZM195 244H196V242H195ZM203 244H205V242H203ZM220 244V243H219ZM0 245H1V242H0ZM17 245V244H16ZM16 245H15V247H16ZM19 245V246H20ZM44 245V244H43ZM46 245H44L43 247H42V249L43 248H45V246ZM84 246L86 245V244H83ZM88 245L89 244H87V249H88ZM95 245V244H94ZM98 245V244H97ZM104 245V246H103ZM102 245V251L99 253V249H97L98 250V253H99V255H98V257H97V255H96V259H95V261H98V260H102V258L100 257V255L101 256H103L105 253L103 252L104 251V249H103V247H105V245H107V243L105 244H103ZM111 245H112V243H111ZM124 245H126V244H124ZM124 245H122V246H124ZM136 245V244H135ZM139 245V244H138ZM152 245V244H151ZM157 245V244H156ZM156 245H155V247H156ZM189 245V244H188ZM208 245V244H207ZM224 245V244H223ZM228 245V244H227ZM227 245H225V247L227 246ZM2 246H3V243H2ZM6 246L7 247H9L8 249L6 248ZM35 246V245H34ZM61 246V248H64V247H62V245H60ZM64 246V245H63ZM74 246H76V245H74ZM83 246V247H84ZM93 246V245H92ZM109 246V245H108ZM132 246H133V243H132ZM137 246V245H136ZM135 246V247H136ZM143 246V245H142ZM146 246V245H145ZM144 246V247H145ZM185 246V245H184ZM187 246V245H186ZM197 246V245H196ZM229 247L228 248H230V246H232V244L230 243L229 245H228ZM239 246V247H238ZM260 246V245H259ZM263 246H264V244H263ZM1 247V246H0ZM67 247V246H66ZM65 247V248H66ZM69 247V246H68ZM78 247V246H77ZM77 247H75V248H73V249H75V250H80L79 248L78 249H76ZM80 247V246H79ZM90 247V246H89ZM97 247V246H96ZM95 247V248H96ZM99 247V246H98ZM134 247V246H133ZM206 247V245L204 246L203 245V247H202V249L204 250V248ZM218 247H219V245H218ZM224 247V246H223ZM27 249H28V247H26ZM32 248V247H31ZM55 248H57V246L56 247H54L53 249L55 250V254H56V250H59L60 249V247H59V249L57 248V249H55ZM82 248V247H81ZM85 248V247H84ZM85 248V249H86ZM100 248V247H99ZM111 248V247H110ZM112 248V249H113ZM126 248V247H125ZM188 248V247H187ZM193 248V247H192ZM192 248H190V249H192ZM210 248V247H209ZM233 248V247H232ZM258 248V247H257ZM262 248V247H261ZM17 249V248H16ZM22 249V248H21ZM20 248L19 249H17L18 251L19 250H21ZM24 249H25V247H24ZM41 249V250H42ZM46 249V248H45ZM45 249H43V250H45ZM69 249L70 248H67V251H69ZM91 249V248H90ZM111 249V250H112ZM117 249V248H116ZM119 249V248H118ZM123 249V248H122ZM121 249V250H122ZM136 249V248H135ZM185 249V248H184ZM193 249H199V247H197V248H195V246H194V248ZM211 249V248H210ZM212 249H214V248H212ZM231 249V248H230ZM230 249H228L229 251H231ZM259 249V248H258ZM14 250H15V248H14ZM13 250V251H14ZM17 250H15V251H17ZM23 250V249H22ZM21 250V251H22ZM26 250V249H25ZM29 250V249H28ZM50 250H51V246H50ZM54 250H51V251H53L54 252ZM75 250H73V252L75 251ZM82 250H83V248L81 249V252H82ZM94 250H96V249H94ZM97 250L96 251H94L93 253V256H95V254H97L96 252H97ZM110 250V251H111ZM114 250V249H113ZM120 250V251H121ZM128 250V249H127ZM139 250H140V247H139ZM195 250H192V252L193 251H195ZM203 250H201V251H203ZM223 250V249H222ZM227 249L225 248V251L223 250V252H224V255L223 256H225V253H227V251H226ZM235 250V249H234ZM233 250V251H234ZM244 250V249H243ZM2 251H1V253H2ZM13 251H12V253H10L9 255H11V254H14L15 255V253H13ZM34 251V250H33ZM47 252L46 253H48L49 252V250H46ZM78 251L76 252V255H79L78 254ZM90 252V250H87V252ZM106 251V250H105ZM117 251H119V250H117ZM124 251V250H123ZM134 251V250H133ZM137 251V250H136ZM136 251L134 252V253H136ZM148 251H151L152 252V250H148ZM186 251V250H185ZM4 252V251H3ZM20 252V251H19ZM25 252V251H24ZM24 252H23V254H24ZM45 252V251H44ZM60 252H62L61 251V249H60V251H59V255L57 256L58 258H56V259H58V261H56L57 263L58 262H60L61 263V261L63 260L62 258H60V255L62 254H65L66 253V250H65V252L63 253H60ZM83 252H84V250H83ZM112 252V251H111ZM125 252H127V251H125ZM128 252H130V251H128ZM146 252H147V250H146ZM156 252V251H155ZM179 252V251H178ZM195 252H197V255L198 254H200L199 252H198V250H196ZM204 252V251H203ZM205 252H207L206 250H205ZM214 252V251H213ZM240 252V251H239ZM244 251H242V252H240V255H241V253H242V257H245V256H243L245 253H243ZM247 252H246V254H247ZM259 252V251H258ZM257 252V253H258ZM261 252V251H260ZM259 252V253H260ZM25 253H28L27 251L25 252ZM35 253H36V251H35ZM91 253H92V250H91ZM91 253H87V256H88V254H90L91 255ZM104 253V254H103ZM123 253V252H122ZM131 253H132V251H131ZM130 253V254H131ZM139 254L141 253V252H138ZM148 253V252H147ZM154 253V252H153ZM186 253V252H185ZM210 253H212V252H210ZM209 253V254H210ZM233 253V252H232ZM232 253L229 255L231 258H232V260H233V262H232V260H231V258L229 257V256H227L228 254H229V252L226 254V257H229L228 258V260H227V258L224 260V259H219L220 260V262L221 263H225L226 262V264L228 263V262H230V260H231V262L232 263H234L235 261L238 263V260H239V258H238V256L239 255H237V257H236V255L234 256V255H232ZM255 253V252H254ZM8 254V253H7ZM20 254V256L22 255V252H20L19 253ZM19 254L17 255L16 254V262H17V257H20L19 256ZM33 254V253H32ZM49 254H50V256H51V253L49 252ZM54 254V255H55ZM58 254V253H57ZM70 254V253H69ZM74 254H75V252L73 253V256H74ZM82 254V253H81ZM79 255V256H81V257H83L84 256V254L83 255ZM133 254V253H132ZM146 253H145V250H144V252H143V254H140V255H145ZM183 254V253H182ZM203 254V253H202ZM219 254V253H218ZM221 254V253H220ZM223 254V253H222ZM234 254H236V253H234ZM249 254H247V255H249ZM25 255V254H24ZM24 255H23V257L22 258H24ZM38 255V254H37ZM42 255V254H41ZM48 254H46V256H47ZM61 255V256H62ZM89 255V256H90ZM106 255H107V253H106ZM109 255H110V252H109ZM120 255H122V254H120ZM128 255V254H127ZM136 255V254H135ZM135 255H133V257L135 256ZM148 255V254H147ZM150 255V254H149ZM165 255H166V257H165ZM174 255V254H173ZM179 255V254H178ZM178 255H176V256H178ZM205 255V254H204ZM246 255V256H247ZM252 255H254L253 253H252ZM256 255V254H255ZM254 255V256H255ZM257 255H264V254H257ZM1 257V261H3L2 259H4L3 258V253H2V255H0ZM6 256V257H5ZM4 257H5V261H6V258H8L7 257V255H5ZM12 256V255H11ZM29 256V255H28ZM30 256H31V254H30ZM36 256V255H35ZM68 256V254L66 255H64L63 256V258L64 257H67ZM79 256H77V258L79 257ZM93 256H91V258H94ZM112 256V255H111ZM130 256H132V255H129V257ZM142 256H141V258H142ZM154 255H152V257H153ZM156 256V255H155ZM162 256H164V258L162 257ZM170 256V255H169ZM174 257V258H178V257ZM190 256H192L191 254H190ZM189 256V257H190ZM221 257H219V258H224L222 255H220ZM240 256V257H241ZM258 256V257H259ZM56 257V256H55ZM75 257V256H74ZM74 257H72V258H74ZM127 257V256H126ZM126 257H124V258H126ZM128 257V258H129ZM132 257V258H133ZM148 257V256H147ZM146 257V258H147ZM150 257H151V255H150ZM149 257V258H150ZM194 257V256H193ZM197 257V256H196ZM200 257V256H199ZM204 257H206V256H204ZM208 257V256H207ZM233 257L235 258H238L237 260H235V259H233ZM247 257H250V256H247ZM247 257H245V259L247 258ZM12 258V257H11ZM26 258V257H25ZM37 258V257H36ZM46 258V261L48 260L47 259V257H45ZM48 258H49V255H48ZM71 258V257H70ZM76 258V257H75ZM84 258H86V255L84 256ZM89 258V257H88ZM98 258V259H97ZM101 258V259H100ZM118 258V257H117ZM123 258V259H124ZM132 258H131V260H132ZM137 258V257H136ZM141 258H140V261L138 260L139 259V257L136 259L137 260V262L139 261L140 263H142L141 262ZM149 258H147V260L149 259ZM161 258H163L162 260H161ZM171 258V257H170ZM170 258L169 259H167L168 261L170 260ZM185 258V257H184ZM203 258V257H202ZM201 258V259H202ZM217 258V257H216ZM261 258H263L262 256H261ZM9 259V258H8ZM13 259H15L14 257H13ZM13 259H12V261H13ZM19 259V258H18ZM28 257H27V261H28ZM31 260H32V258H30ZM41 260H42V258H40ZM44 259V258H43ZM60 259H61V261H60ZM66 260L65 261H67V259L68 258H65ZM78 259H81L82 260V258H78ZM90 259V258H89ZM88 259V260H89ZM111 259H112V257H111ZM110 256H109V264H111L110 263ZM171 259H173V258H171ZM194 260H195V258H193ZM197 259H198V257H197ZM197 259H196V261H197ZM207 260H208V258H206ZM243 259V258H242ZM256 259H257V257H256ZM258 259H260V257L258 258ZM31 260H30V262H31ZM37 260H38V258H37ZM45 260V259H44ZM43 260V261H44ZM72 260V259H71ZM70 260V261H71ZM77 260V259H76ZM76 260H74L75 262H76ZM87 260V259H86ZM106 260V259H105ZM113 260H114V258H113ZM129 260V259H128ZM128 260H126V261H128ZM135 260V261H136ZM152 260V262H153V258H150V260L149 261H151ZM192 260V259H191ZM193 260V261H194ZM200 259H198V261H199ZM203 260V259H202ZM214 260V259H213ZM221 260H224L223 262L221 261ZM261 260V259H260ZM10 261V260H9ZM9 261H6V263L5 264H7V262H9ZM11 261V262H12ZM19 261V260H18ZM39 261V263H40V260H38ZM69 261V262H70ZM73 261V262H74ZM91 261H92V259H91ZM93 261H94V259H93ZM95 261H94V263H95ZM115 261H116V259H115ZM124 261V260H123ZM122 261V264H124V262ZM133 262H134V259L132 260ZM142 261H145V259L143 258L142 259ZM156 261V260H155ZM166 261V260H165ZM176 261V260H175ZM183 261V260H182ZM215 261V260H214ZM240 261V260H239ZM243 261V260H242ZM241 261V263H243ZM258 261V260H257ZM10 262V263H11ZM15 262V263H16ZM25 262V261H24ZM36 262V261H35ZM48 262V261H47ZM47 262H43L44 264H46ZM56 262H55V264H56ZM63 262V261H62ZM73 262H71V264L73 263ZM79 262V261H78ZM80 262H82V261H80ZM79 262V263H80ZM86 262V261H85ZM102 262V261H101ZM111 262H112V260H111ZM116 262H118V261H116ZM121 262V261H120ZM131 262V261H130ZM129 262V263H130ZM147 262V261H146ZM151 262V263H152ZM172 262L174 263V260H172ZM185 262V261H184ZM207 262V261H206ZM205 262V263H206ZM2 263H4V261L2 262ZM1 263V264H2ZM10 263H8V264H10ZM14 263V262H13ZM27 263H29V262H27ZM67 263V262H66ZM82 263H84V262H82ZM88 263H89V261H88ZM93 263V264H94ZM99 263V261L98 262H96V264H98ZM128 263V264H129ZM132 263V262H131ZM136 263V262H135ZM150 263V264H151ZM155 263H158V262H155ZM168 263V262H167ZM182 263V262H181ZM197 264H198V262H196ZM200 263H203V262H199V264ZM204 263V264H205ZM232 263H230V264H232ZM240 263V262H239ZM240 263V264H241ZM31 264V263H30ZM59 264V263H58ZM62 264V263H61ZM64 264V263H63ZM68 264V263H67ZM81 264V263H80ZM86 264V263H85ZM104 264V263H103ZM116 264V263H115ZM126 264V263H125ZM159 264V263H158ZM164 264V263H163ZM184 264V263H183ZM188 264H191V262H188ZM192 264H195L194 262L192 263ZM212 264V263H211ZM213 264H214V262H213ZM229 264V263H228ZM236 264V263H235Z\"/></svg>","mask_w":264,"mask_h":264}]
</instances>
